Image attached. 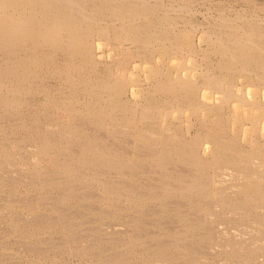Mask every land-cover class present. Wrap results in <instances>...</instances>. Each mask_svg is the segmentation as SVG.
<instances>
[{
  "label": "rangeland",
  "instance_id": "rangeland-1",
  "mask_svg": "<svg viewBox=\"0 0 264 264\" xmlns=\"http://www.w3.org/2000/svg\"><path fill=\"white\" fill-rule=\"evenodd\" d=\"M69 4L68 6H66L65 4H63L60 0L57 1L59 2L61 5H64V7H60L59 9H55V13H58V16H62V14H66L68 15V17L70 18H79L81 19V21L84 20V18L87 19V21H94L93 23L95 22H98V25L96 26L98 28L97 31H95V33L93 32V35H95L93 37L94 40H98V39H102L101 41V48L96 50L94 52V56H90L89 59L87 58H83L82 55L78 54V55H73L71 54V51L68 50V48L65 49V46L63 48H61L60 46H57V45H50V44H47L46 47L44 46H41V45H38L39 48H42V49H33L35 48L34 46L31 45V48H28L27 49V46L30 45L28 43H20V46L18 47V43H15V46H14V43H11L9 47H14V51L12 49V51H8L7 49H4L5 52L2 50H0V52L2 53V56L0 54V64H3V65H7L8 63L12 62V59L14 60V58L16 57L15 60H18L17 61H20V66L18 68V70L20 71H17V73L14 72L13 75H15L16 77H14L13 75H11V73H8L7 75H5L4 73H0V84L2 85L3 83L5 82H8V84H3L2 86L0 85V100L2 101V99H4L3 97L6 96V100H5V103L7 105H5V103L2 101V104L1 105V101H0V157L3 156V158L1 157L0 158V168H2V170L0 169V217L2 216L3 218H0V264H106V260L110 261L112 260V262L114 264H120L119 262L120 261H124L126 260L127 264H131V261H136V262H132V264H135V263H142V264H200L201 261H203L202 264H263L264 263V198L261 197V195L263 196V192L262 191V188L264 190V179H262V182L257 184V185H254V187L256 188L258 186V189L254 188L253 187V182H254V178L253 179H250V177L252 178L254 176L255 173H261L259 174V177H261L260 175H262V177L264 178V168L262 169L261 167H256L255 165H251V167L249 168L250 164H254L256 162H254L256 158H253L252 157V153H249V152H255L257 151L258 148H256L259 144L257 142V140L261 143H264V131H261V136H259V134L256 132L255 130V125L252 123L254 120H250L247 119L246 116H244V113H243V109L242 108H238L236 105L239 104V102L237 101H233V99L236 97L239 98L238 96H242L241 98L242 99H251V100H254V102H257V103H264V72L262 73V71H264V61H263V58L260 61V64L258 65L256 63V60L255 62H251V63H245L239 59H235L232 52L234 50L235 47H233V45H241L242 42L245 40H243V38H249L251 39L249 41V39L245 40L246 42L250 43V42H253L254 38L255 40L257 39L258 40V37H260L259 39L260 40H256L257 42L255 43L257 45V43H261V45H264V0H187L188 1V5L187 8L185 5L183 4H187L186 0H69ZM85 1V2H84ZM97 1V2H96ZM102 1V2H101ZM130 1V2H128ZM163 1V2H162ZM170 1V3H169ZM87 2V3H86ZM91 5H90V3ZM118 2V3H117ZM124 2V4H123ZM125 2L128 3L126 5H129V6H126L125 5ZM152 2V3H151ZM155 2V3H154ZM159 2V3H158ZM165 2V3H164ZM177 2L178 4L176 5ZM41 2H39L38 4H40ZM72 3V4H71ZM80 3V5L78 4ZM97 3V4H96ZM140 3V4H139ZM146 3V4H145ZM152 4L153 6H151L150 4ZM157 3V4H156ZM166 3H169L166 4ZM181 3V4H180ZM85 4V7L84 5ZM86 4H88L87 8H86ZM111 4V5H110ZM141 4L143 6H141ZM165 4V5H164ZM75 7V8H71L70 7ZM76 5V6H75ZM80 7H78V6ZM83 5V6H82ZM97 5H99L97 7ZM105 5V6H104ZM107 5V6H106ZM125 5V6H123ZM158 5V7H157ZM167 5V6H166ZM171 5V7H170ZM174 5H176L175 7L176 8H172L174 7ZM179 5H181L179 7ZM183 5V7H182ZM66 6V7H65ZM91 6V7H89ZM95 6V7H93ZM101 6H104L103 8ZM117 6V7H115ZM134 6V7H133ZM169 6V7H168ZM189 6V7H188ZM208 6V7H207ZM82 7V8H81ZM84 7V9H83ZM89 7V8H88ZM115 7V8H114ZM125 7V8H123ZM130 7V8H129ZM141 9H140V8ZM224 7V8H223ZM41 6L40 5H36L35 6V9L36 10H40ZM65 8V9H64ZM95 8V9H94ZM100 9L98 11V9ZM111 8V9H110ZM126 8H127V11H126ZM159 8V9H158ZM244 8V9H243ZM73 9V10H72ZM90 9H93L90 11ZM102 9H104V12L102 11ZM108 9V11H107ZM113 9H116L113 11ZM133 9V10H132ZM137 9H139L138 11H136ZM152 9V10H151ZM157 9V10H155ZM169 9V10H168ZM175 10L174 12L172 11ZM181 9V14L180 15V10ZM186 9V10H185ZM198 9V10H197ZM69 12H67V11ZM71 10V11H70ZM80 10V11H79ZM120 13H119V11ZM122 10V11H121ZM136 12H135V11ZM160 10V11H159ZM169 11V12H165V11ZM239 10V11H238ZM244 10V11H243ZM54 11L52 10V14H55ZM66 11V12H65ZM82 11L84 14H82ZM89 11V12H87ZM107 11V14L108 15H105V12ZM116 11L119 13L117 14ZM155 11V12H154ZM162 11V13H161ZM179 11V12H178ZM190 11V12H188ZM195 11V12H194ZM228 11V12H227ZM252 11V12H251ZM51 12V11H50ZM80 12V13H79ZM91 12V13H90ZM110 12V13H109ZM131 12V13H130ZM160 12V13H159ZM165 12V13H163ZM176 17H174V14ZM182 12H186L185 14H183ZM194 12V13H193ZM201 12V13H200ZM211 12V13H210ZM89 13V16L88 14ZM93 13V14H92ZM104 13V14H103ZM133 13V14H132ZM151 16V17H149ZM158 13V14H157ZM250 13V14H249ZM74 16H73V15ZM87 16H86V15ZM99 14V15H98ZM103 14V15H102ZM139 14V15H138ZM156 14V15H155ZM177 14V15H176ZM238 14V15H237ZM242 14V15H240ZM38 15H41V14H38ZM96 15V16H95ZM133 15V17H132ZM141 15V16H140ZM147 15L145 18L144 16ZM173 15V16H172ZM180 15V16H179ZM184 15V16H183ZM102 16V17H101ZM105 16V17H103ZM114 16V17H113ZM116 16V17H115ZM132 18H131V17ZM153 16V17H152ZM160 16V17H159ZM213 16V17H212ZM220 16V17H219ZM224 16H226L224 18ZM237 16V17H236ZM248 16V17H247ZM98 17V18H96ZM110 17V18H108ZM112 17V18H111ZM123 17V18H122ZM142 17V18H141ZM180 19H179V18ZM216 17H219V18H216ZM240 17V18H239ZM77 18V19H78ZM99 20V21H96L95 19ZM117 18V19H116ZM119 18V20H118ZM139 18V19H138ZM146 18H150V19H146ZM156 18V19H154ZM186 18V19H185ZM220 18H223L220 19ZM64 19V17H63ZM91 19V20H90ZM102 21H101V20ZM111 19V21H110ZM121 19V21H120ZM127 21H125V20ZM161 19V20H160ZM166 19V20H164ZM189 19V20H187ZM217 19V20H216ZM229 22H228V20ZM237 19V20H236ZM245 19V23L248 24V27H244L246 24L243 23V21L241 20H244ZM257 19V20H256ZM118 21V22H114V21ZM124 20V21H122ZM128 20H130L128 22ZM133 20V21H132ZM138 20V22H137ZM148 20V21H147ZM154 22H153V21ZM161 22H160V21ZM168 20V21H167ZM171 20V21H169ZM181 20V21H180ZM183 20V21H182ZM221 20V21H220ZM226 20V21H224ZM232 20H234L232 22ZM236 20V22H235ZM260 20V21H259ZM104 21V22H103ZM144 23H142V22ZM217 21L220 22L219 26H222L221 28L218 26L217 24ZM240 21V22H239ZM86 22V21H85ZM106 22V23H105ZM108 22V23H107ZM111 22V23H110ZM127 22V24H125ZM139 23L138 25H136L135 23ZM141 22V23H140ZM146 22V23H145ZM148 22V24H147ZM151 22V26L149 25V23ZM164 22V23H163ZM168 22H172L171 24L168 23ZM179 22V23H178ZM216 22V24H215ZM105 23V24H104ZM123 23V24H122ZM154 23V24H153ZM156 23V24H155ZM223 23V24H222ZM227 23V24H226ZM231 23V24H230ZM234 23V25L232 26V24ZM240 23V24H239ZM242 23V24H241ZM96 24V23H95ZM102 24V26H101ZM112 24V25H111ZM125 24V25H124ZM133 24V26L131 25ZM140 24H144V25H140ZM146 24V26H145ZM158 24V25H157ZM169 24V25H168ZM208 24V25H207ZM217 26H215V25ZM108 25V27H106ZM110 25V26H109ZM127 25V26H126ZM183 25V26H182ZM188 25V26H187ZM204 25V26H203ZM101 26V27H100ZM123 26L126 28L128 26H137V29L136 28H132L129 29L131 33V36L130 37V40L128 39L127 37V32L126 33H123V34H120L121 36H119V31L121 32V27L123 28ZM145 26V27H143ZM155 26V27H154ZM165 26V28H164ZM214 26V27H212ZM230 28H228V27ZM100 27V28H99ZM110 27L112 28V30H110ZM142 27V28H141ZM168 27V28H166ZM181 27V28H180ZM186 27H189V30L188 28ZM195 27V29H194ZM215 27H218L219 31L217 28ZM225 29H224V28ZM234 27L236 29H234ZM240 27V28H238ZM244 29H243V28ZM259 29H258V28ZM154 28V29H153ZM159 28H161L159 30ZM176 28V29H175ZM209 28V29H208ZM215 28V30H214ZM254 28H255V32L254 31ZM261 28V30H260ZM135 29V30H134ZM146 29V31L144 30ZM153 29V30H152ZM173 29V31H172ZM184 31H183V30ZM193 29V30H192ZM212 29V30H211ZM224 29V30H223ZM229 29V31H228ZM258 29L260 33H262L260 35V33L258 32ZM119 30V31H117ZM137 30V31H136ZM142 30V31H141ZM152 32H151V31ZM164 32H163V31ZM169 35L166 34L167 31ZM178 30V31H176ZM207 30V31H206ZM218 31V32H215V31ZM223 30L224 32H221ZM231 30L233 31V33H231ZM242 30V31H241ZM245 30V31H244ZM253 30V31H252ZM137 33V35L135 34V32ZM141 31V32H140ZM143 31H144V34H143ZM177 32V33H174V32ZM187 33H186V32ZM193 31V32H192ZM238 31V32H236ZM108 32V34H106ZM129 32V31H128ZM151 32V33H150ZM173 32V33H172ZM192 32V33H191ZM204 32V33H203ZM213 32V33H212ZM215 32V33H214ZM227 32V33H225ZM243 32V33H242ZM250 32V34L248 33ZM110 33V34H109ZM113 33V34H112ZM134 33V34H133ZM146 33H149V34H146ZM155 33V34H154ZM161 33L165 34L163 37V34L162 36ZM179 33H185L187 34V36L189 38H187L188 41H186V44L185 45H181V46H176V45H180V40H178V38L180 37L179 36ZM197 33L195 36L194 34ZM219 33V34H218ZM223 33H225L223 35ZM238 33V35H237ZM240 33V34H239ZM254 35H252V34ZM257 33V34H256ZM125 34V36H124ZM133 34V36H132ZM139 34V36H138ZM141 34V35H140ZM159 34V35H158ZM177 34V35H176ZM209 34V36H208ZM210 34H214L213 36L210 35ZM230 34H233V35H230ZM247 34V36H246ZM256 34V35H255ZM143 35V36H142ZM156 35L157 38L159 37H163L162 39L159 38L158 40L155 39L156 37H154ZM174 35L176 36H179V37H173ZM219 35V36H218ZM229 35V36H228ZM235 37H232L234 36ZM238 39H237V36H239ZM259 35V36H258ZM103 36V37H102ZM106 38H105V37ZM194 36V37H192ZM211 36V37H210ZM215 36V38H214ZM226 36H228L227 38H225ZM245 36V37H244ZM91 37V38H92ZM100 37V38H99ZM102 37V38H101ZM108 37V39H107ZM115 37V38H114ZM118 37V38H117ZM127 37V41L125 40V38ZM133 37H135L134 39H132ZM142 37V38H141ZM144 37V38H143ZM146 37V38H145ZM202 37V38H201ZM222 37V38H221ZM230 37V38H229ZM253 37V38H252ZM104 38V39H103ZM117 41L115 42L114 39ZM121 38V39H119ZM124 38V39H123ZM141 38V39H140ZM147 38H151V39H147ZM170 38H173V39H170ZM193 38V39H192ZM199 38V39H198ZM229 38V39H228ZM263 40H262V39ZM92 39V40H93ZM122 39L124 41H122ZM135 39H138L137 42H134L136 41ZM146 39V40H145ZM154 39V40H153ZM167 39V40H166ZM170 39V40H169ZM180 39V38H179ZM213 39V40H212ZM217 39V40H216ZM220 39V40H218ZM224 39V40H223ZM227 41H226V40ZM242 39V40H241ZM105 40V41H103ZM134 40V41H133ZM142 40V41H141ZM145 40V42H143ZM150 40V42H149ZM164 40V41H162ZM229 40V41H228ZM230 40H232V42H230ZM237 40V41H236ZM254 40V41H255ZM109 41V42H108ZM152 41L154 42L152 44ZM157 41V42H156ZM171 43V46L170 48L168 47ZM177 41L179 43H177ZM216 41V43H215ZM224 41V42H222ZM243 42V43H246V42ZM106 42V44L104 43ZM111 42V43H110ZM121 42V43H119ZM124 44H123V43ZM128 42V43H127ZM140 42V43H139ZM143 42V43H141ZM149 42V43H148ZM163 42V43H162ZM167 42V43H166ZM177 44H176V43ZM193 42V43H192ZM203 42V43H202ZM222 42V43H220ZM230 42V43H228ZM239 42V43H238ZM110 43V44H109ZM215 43V44H214ZM224 43V45H223ZM235 43V44H234ZM238 43V44H237ZM109 44V45H108ZM114 44V45H113ZM117 44V46H115ZM139 44V45H137ZM152 46H151V45ZM167 44V45H166ZM187 44H189V47L187 46ZM202 44V45H201ZM226 44V45H225ZM230 44V45H229ZM106 45V46H105ZM113 48H111L112 46ZM129 48H127L128 46ZM140 45L142 46L140 48ZM161 45V47H160ZM164 45V46H162ZM192 45V46H191ZM197 45V46H196ZM209 45V46H208ZM214 47H213V46ZM221 45V46H220ZM24 46V47H22ZM26 46V47H25ZM41 46V47H40ZM55 46L57 47V49L55 48ZM133 46V47H132ZM139 46V47H138ZM150 46V47H149ZM156 46V47H155ZM159 46L160 51L159 49H157V51H155L154 49L157 48ZM222 46H225V47H222ZM232 46V48L230 47ZM258 46V45H257ZM33 47V48H32ZM37 47V46H36ZM49 47V49H48ZM116 47L117 49L115 50ZM123 47V49H122ZM153 47V48H151ZM155 47V48H154ZM175 49H174V48ZM179 47H183L182 49L179 48ZM194 47V48H193ZM212 47V49H211ZM230 47V48H229ZM17 48H18V51H17ZM25 48V49H24ZM47 48V49H46ZM60 48L62 50H60ZM121 48V49H120ZM138 48V49H137ZM140 48V49H139ZM152 50H150V49ZM196 48V49H195ZM204 48V52L202 51ZM228 48V49H227ZM264 48V46H263ZM104 49V50H103ZM113 49V50H112ZM144 49V50H143ZM147 49V50H146ZM165 49V50H164ZM168 49V50H167ZM184 49V50H183ZM187 49V50H186ZM195 49V51H194ZM208 49V50H207ZM230 49V50H229ZM10 52V54L7 52ZM16 50V51H15ZM24 50V51H23ZM29 52H28V51ZM34 50V51H33ZM37 50V51H35ZM42 50V51H41ZM57 50V51H56ZM64 50V51H63ZM101 50V51H100ZM114 50L116 52H114ZM123 50V51H122ZM137 50H141V51H136ZM164 50V51H162ZM190 52H189V51ZM198 50V51H197ZM201 50V51H200ZM232 50V51H231ZM261 50V46L259 48V51ZM4 54H3V52ZM26 51V52H25ZM45 53H44V52ZM61 51H63L61 53ZM70 53H69V52ZM113 51V54L111 52ZM135 53H134V52ZM144 51V53H143ZM146 51V52H145ZM149 51V52H148ZM154 56L151 55V52ZM159 51V52H158ZM181 51V52H180ZM184 51V52H183ZM186 51V52H185ZM13 52H17V53H13ZM25 52V53H24ZM34 54H33V53ZM38 52V53H37ZM50 53V56L48 55V53ZM55 54H54V53ZM60 52V53H59ZM67 54H66V53ZM122 52V53H121ZM130 52V53H129ZM133 52V54L131 53ZM139 52V53H138ZM141 52V53H140ZM148 52V53H147ZM158 52V54H157ZM163 52H164V55H163ZM199 52V53H198ZM201 52V53H200ZM203 52V53H202ZM213 52V53H212ZM215 52V53H214ZM224 52V53H223ZM262 52V54H264V51H260ZM31 53V54H30ZM37 53V54H36ZM42 53V54H41ZM52 53V54H51ZM123 53H126L129 54V56L124 54L123 56ZM155 53V54H154ZM174 53V54H173ZM190 53V54H189ZM6 54L7 58H10V59H7L6 56H4ZM15 54V55H14ZM16 54H19V55H16ZM23 54L24 57H26V61L24 62V59L25 58H21L23 56H21ZM25 54V55H24ZM29 54V56H27ZM33 54V55H32ZM44 54V55H43ZM64 54V55H63ZM67 56H66V55ZM71 57H70V55ZM131 54V55H130ZM143 54V56L141 55ZM150 54V55H149ZM161 54V55H160ZM170 54V56H169ZM181 58H179V55ZM185 56H184V55ZM209 54V55H208ZM230 54V55H228ZM38 55V58L40 57V55H42L39 59L40 61L38 62L37 64V67L40 65L42 68H40V66L38 68H36V64L34 63V60H32V58H34L35 56L37 57ZM52 55V56H51ZM63 55V56H62ZM93 55V54H92ZM133 55V56H132ZM140 55V56H139ZM164 56V57H161V56ZM183 55V56H182ZM197 55V57H196ZM201 55L205 56V60L203 61V56L201 57ZM211 55V56H210ZM214 55V56H213ZM12 56V57H10ZM20 56V57H19ZM76 56V59L73 58ZM96 56V57H95ZM172 56V57H171ZM177 56V57H175ZM207 56V58H206ZM209 56V57H208ZM220 56V57H219ZM231 56V57H230ZM233 56V57H232ZM45 58H49L51 60L47 59L45 60ZM80 57V58H79ZM91 57H93L91 59ZM100 59H98V58ZM112 57V58H111ZM122 57V58H120ZM123 57H126V58H123ZM161 57L160 61H158V58ZM169 57V58H167ZM191 57V58H190ZM225 57V58H223ZM229 57V58H228ZM6 60H4V59ZM31 60V62L33 63H30L28 66L29 68H27L28 66L25 64H27V62H29V59ZM43 58V59H42ZM74 59V61L72 62V60ZM106 60H105V59ZM110 58V59H109ZM152 58V59H151ZM154 58V59H153ZM167 58V59H166ZM179 58V61L178 59ZM212 60H211V59ZM219 58V59H218ZM234 58V59H233ZM22 59V60H20ZM69 59V60H68ZM88 60L83 62V60ZM104 59V61H103ZM114 59V60H113ZM121 59V60H120ZM150 59V60H149ZM157 60L156 62H154V60ZM184 59H186L185 61H183ZM199 59V60H198ZM217 59V60H216ZM221 59V61H220ZM224 59V60H223ZM227 59V61L225 60ZM230 59V60H228ZM3 62H2V61ZM9 60V61H8ZM11 60V61H10ZM41 60L43 62H41ZM76 60V62H75ZM134 60V61H133ZM145 60V61H144ZM153 60V61H152ZM164 60V61H163ZM7 63H5V62ZM47 64H44L45 62ZM62 61H66V62H62ZM71 61V62H70ZM80 61V63L78 64V62ZM119 61V62H118ZM152 63H151V62ZM165 61L167 63H165ZM199 61V62H198ZM219 61L221 63H219ZM224 61V62H222ZM24 62V64L22 63ZM62 62V63H61ZM91 62V64H90ZM97 62V64L95 63ZM100 62V63H99ZM102 62H106L105 64L102 63ZM108 62V63H107ZM125 62V63H124ZM141 62V63H140ZM162 62V63H161ZM183 62V63H181ZM202 62V63H201ZM5 63V64H4ZM50 63V64H49ZM52 63V64H51ZM65 63V64H64ZM68 63V64H67ZM72 63V64H71ZM111 63V64H110ZM121 63V64H119ZM154 63H157L154 65ZM164 63V64H163ZM177 63H179V65H177ZM209 63V64H208ZM224 63V64H223ZM35 64V67L32 66ZM76 64V68L73 67L72 65ZM82 64V65H81ZM97 66V68H95V66ZM100 64V65H99ZM107 64V65H106ZM109 64V65H108ZM164 66L163 68L162 65ZM184 64V65H183ZM199 64V65H198ZM235 64V65H234ZM241 64V65H240ZM255 64V65H254ZM22 65V66H21ZM53 65V66H51ZM66 65H68L69 67H67ZM71 65V66H70ZM83 67V69L80 67ZM91 65V67H90ZM93 65V67H92ZM119 65V66H118ZM123 65V66H122ZM129 65V66H128ZM166 65V67H165ZM168 65V66H167ZM189 67H193L192 68H188L187 66ZM203 65V66H202ZM209 65V66H208ZM233 65V66H232ZM238 65V66H237ZM240 65V66H239ZM244 65V66H243ZM253 65V66H251ZM258 65V66H257ZM262 65V66H261ZM44 66V67H43ZM45 66H47L45 68ZM78 66V68H77ZM115 66V67H114ZM152 66V67H151ZM156 66H157V69H156ZM175 66V67H174ZM186 68H185V67ZM195 66V68H194ZM202 66L200 69L199 67ZM205 66V67H204ZM225 66V67H224ZM24 67H26L27 69L29 70H32V71H29L27 69H25ZM33 67V68H32ZM51 67V68H50ZM66 67V68H64ZM104 67V68H103ZM109 67V69H107ZM112 67V68H111ZM118 67V68H117ZM155 67V68H153ZM171 67V68H170ZM206 69H204V68ZM209 67V68H208ZM232 67H235L232 69ZM243 70H242V68ZM23 68V69H22ZM48 69L47 71L45 69ZM60 68V69H58ZM64 68V69H63ZM72 68V70H71ZM94 70H93V69ZM111 68V69H110ZM151 68V69H150ZM161 68V69H160ZM177 68H179L177 70ZM182 68V69H181ZM188 68V69H187ZM198 68V69H197ZM245 68V69H244ZM251 68V69H250ZM259 68V69H258ZM42 69V70H41ZM63 69V70H62ZM67 69H69L68 71H66ZM74 69V71H73ZM76 69V70H75ZM82 69V70H81ZM106 69V70H105ZM126 69V70H125ZM130 69V70H129ZM149 70L147 72V70ZM162 71V73L166 74V75H163L161 72L158 71ZM166 69V70H164ZM174 69V70H173ZM190 69V70H189ZM199 71H197V70ZM201 69H202V72H201ZM216 69V70H215ZM226 69V70H225ZM249 69L248 72H246L247 70ZM256 69V71L254 70ZM27 70V71H25ZM53 70V71H52ZM57 70V71H55ZM59 70V71H58ZM62 70V71H60ZM88 70V72L86 71ZM91 70V71H90ZM96 70V71H95ZM119 71L118 73L115 74V72ZM152 70V72H151ZM154 70V72H153ZM164 70V71H163ZM176 70V71H175ZM224 70V71H223ZM232 70V71H230ZM254 70V71H253ZM25 73H23V72ZM51 71V72H50ZM64 71V72H63ZM82 71V72H81ZM114 71V72H112ZM121 71V72H120ZM130 71V72H129ZM157 71V73H156ZM168 73H167V72ZM214 71V75L215 76H218V79L217 77L214 78V79H217V80H213V77L214 75L212 74V72ZM229 71V72H227ZM259 73H258V72ZM19 72V73H18ZM49 72V73H48ZM67 72V73H65ZM73 72V73H72ZM80 72V73H79ZM91 72V73H90ZM110 72V75L107 74V73ZM127 72V73H126ZM136 72V73H135ZM170 73V75H168ZM205 72V73H204ZM225 72V73H224ZM244 72V73H243ZM246 72V73H245ZM254 72V73H253ZM53 74V76H51L50 74ZM57 73V74H56ZM59 73L61 76H59ZM64 73V74H62ZM78 75H77V74ZM134 73V74H133ZM142 73V75H141ZM150 73V75H149ZM162 75H160V74ZM200 73V75H199ZM208 75H207V74ZM216 73V74H215ZM218 73V74H217ZM224 73V74H223ZM227 73V74H226ZM257 73V75H255ZM4 74V75H3ZM19 76L20 74L23 75L21 77V75L18 77L17 75ZM32 74H35V79H33V75ZM37 74V75H36ZM48 76H47V75ZM71 74V75H70ZM82 74V75H81ZM90 74V76H89ZM112 74V75H111ZM114 74V75H113ZM123 74V75H122ZM129 74L131 75H135V79H137L135 82L136 85H130L128 84L127 82H125V80L127 79L128 76H130ZM139 74V75H138ZM177 74V75H176ZM203 74L205 76H203ZM234 74V75H233ZM27 75V76H26ZM29 75V76H28ZM42 75V76H41ZM51 77H50V76ZM65 75V76H64ZM66 75H68V77L66 78ZM81 75V76H80ZM86 75V76H85ZM88 75V76H87ZM107 75V76H106ZM122 75V76H121ZM160 75V76H159ZM175 75V76H174ZM213 75V76H212ZM221 75V76H220ZM230 75V76H229ZM236 75V76H235ZM238 75V76H237ZM248 75V76H247ZM2 76V77H1ZM5 76H8V77H5ZM12 76H13V79H12ZM28 80H26V78ZM31 76H32V79H31ZM41 78H40V77ZM64 76V77H63ZM71 76H73L71 78ZM85 76V77H84ZM98 76V77H97ZM104 76V77H103ZM119 76V77H118ZM126 76V77H125ZM156 78L154 79L153 78ZM163 76H164V79H163ZM178 76V77H177ZM189 76V77H188ZM200 76V78H198ZM210 76V77H209ZM223 76V77H222ZM228 76V77H226ZM244 76V77H243ZM247 76V77H246ZM254 79H252L253 77ZM257 76V77H256ZM259 76V77H258ZM4 77H5V80H4ZM60 77V78H59ZM70 77V78H69ZM81 77H83V79H81ZM88 77V78H87ZM90 77V78H89ZM106 77V78H105ZM161 77V78H159ZM197 77V78H196ZM222 77V78H221ZM230 77V79H229ZM237 77V78H236ZM249 77V78H248ZM3 78V79H2ZM7 78H11L9 79V81H6L8 80ZM19 78H22L21 80ZM102 78V79H101ZM105 78V80H103ZM112 79L111 82L110 80L108 81L107 79ZM150 80H149V79ZM158 78V79H157ZM170 78V79H169ZM174 78H177V79H174ZM183 78L185 80H183ZM191 78V79H190ZM237 80H236V79ZM263 78V79H261ZM16 79V81H15ZM25 79V80H24ZM31 79V80H30ZM65 79V80H64ZM68 83L70 82L71 85H73L72 81L76 82L74 84V86L72 87L71 85H68ZM70 81H69V80ZM74 79V80H72ZM77 79H79L77 81ZM81 79V80H80ZM87 79H90V80H87ZM96 81H95V80ZM100 79V80H99ZM120 79V80H119ZM122 79V81H121ZM140 79V80H139ZM142 79V80H141ZM161 79V81H160ZM166 79V80H165ZM167 79L170 81L172 80L174 83L179 81L180 83H176L177 85H175V87L178 89V92L176 90V88H173V91L176 90V94H174L173 91H167V94H166V91L163 92V90L159 89V87L156 88V86H158V84L162 81H167ZM179 79V80H178ZM189 79V80H188ZM194 79V80H193ZM204 79V80H203ZM224 79V80H222ZM241 79V81L239 80ZM256 79V80H255ZM19 80V81H17ZM61 80H64L62 82ZM85 80V84L83 83ZM99 82H98V81ZM107 80V83H105ZM121 81V85L120 86H115L113 85V81ZM139 80V82H138ZM156 80V81H154ZM196 80V81H195ZM212 80V81H211ZM219 80H222V81H219ZM231 80V81H230ZM234 80V81H233ZM247 80V81H246ZM254 82V85L258 83V88H256L257 86H253V82ZM255 80V81H254ZM258 80V82H257ZM13 81V82H12ZM15 81V82H14ZM21 81V82H20ZM27 83H25V82ZM31 81V82H30ZM83 81V82H82ZM147 83H146V82ZM170 81V82H172ZM184 81V83L182 82ZM189 81H192V82H189ZM201 81V82H200ZM206 81V83H205ZM230 81V82H229ZM233 81V83H232ZM246 81V82H245ZM249 81V82H248ZM23 82V83H22ZM38 82H39V85H38ZM81 83V87L78 85L79 83ZM89 82V83H88ZM91 82H93L95 84V86H97L98 88H100L99 90H96L98 89L97 87H95L93 85V83L91 84ZM103 82V84L105 83L104 85V88H106L104 90L103 88V85L100 83ZM111 83V84H108V83ZM143 82V83H142ZM145 82V83H144ZM152 82V84L150 85V83ZM153 82H155V84H153ZM187 82L191 83L192 86L189 88L187 84ZM197 82H200V83H197ZM221 83L220 85L222 86V88L218 89L217 88H214L213 86L216 85L215 83ZM235 82L237 84H235ZM241 82V83H240ZM247 84H245V83ZM252 84H251V83ZM11 83H12V86H11ZM14 83V84H13ZM33 83V85L31 84ZM36 83V84H35ZM69 83V84H70ZM97 83V84H96ZM203 83L205 84H209V85H203ZM224 83V84H223ZM243 83L245 85H243ZM31 86H29V85ZM140 84V85H139ZM147 84V85H146ZM149 84V85H148ZM183 84V86L181 85ZM190 84V85H191ZM235 84V85H234ZM262 84V85H261ZM5 85V86H4ZM19 86L22 85L20 88L19 87H15V86ZM24 85V86H23ZM62 85V87H61ZM66 85V86H65ZM77 85V86H76ZM84 85L86 87H84ZM93 85V89H91V87L89 86H92ZM111 85V86H110ZM113 85V86H112ZM128 85V86H127ZM146 85V86H145ZM195 85V87H194ZM233 85V87H231ZM11 86V88L9 87ZM36 86V87H34ZM42 86V87H41ZM64 86V87H63ZM75 86H76V89H75ZM102 86V87H101ZM136 86V87H135ZM141 86V87H140ZM150 86H152V89L150 88ZM155 86V88H154ZM229 86V87H228ZM242 86V87H241ZM263 86V87H262ZM2 87V89H1ZM6 87V88H5ZM16 89H15V88ZM29 87V88H27ZM31 87V88H30ZM67 87H70V88H73L75 91H74V94H76V96L80 99H78L74 94H73V89H70ZM112 87V88H110ZM116 87V88H115ZM122 87V88H121ZM126 89H125V88ZM134 88L136 91L134 92V94L132 93L131 91V88ZM149 87V88H148ZM185 87V88H184ZM189 89H187V88ZM201 87V88H200ZM206 87V88H205ZM208 87V88H207ZM211 87V88H210ZM213 87V88H212ZM225 87V88H223ZM228 87V91L230 89L231 93L230 95H228L230 98L234 96V98H231L232 100L229 101L228 103V107H227V103H223L222 105H219V101L217 100L216 96H220L221 94H223L222 92H219V93H215V94H212V91H225V89ZM262 87V88H261ZM14 88V89H13ZM21 89L20 92L21 94H19V92L17 91L18 89ZM35 88V90H34ZM42 88V89H41ZM45 88V89H44ZM80 88V89H79ZM90 89L89 91L87 89ZM96 88V89H95ZM118 88V89H117ZM120 88V89H119ZM124 88V89H123ZM130 88V89H129ZM141 88V89H140ZM143 88V89H142ZM148 88V90H147ZM260 88V89H259ZM6 89V90H5ZM10 89H13V93H10L11 90ZM23 89V90H22ZM24 89L26 91H24ZM29 89V90H28ZM52 89V90H51ZM64 89V90H62ZM85 91H84V90ZM114 91H112V90ZM125 91H123V90ZM133 89V90H134ZM139 89V91H138ZM145 89V91H144ZM159 89V90H158ZM194 89L196 92H194ZM200 89V90H199ZM211 89H213L211 91ZM218 89V90H217ZM233 89V90H232ZM235 89V90H234ZM9 90V91H7ZM15 90L17 92H15ZM47 90V91H46ZM56 90V91H55ZM72 90V91H71ZM80 90V91H79ZM101 90V91H100ZM103 90V91H102ZM108 90V91H107ZM111 90V92H109ZM117 90V91H116ZM119 90V91H118ZM122 90V91H121ZM151 90H154V91H151ZM204 90L207 91L208 95H210L211 98L209 99H206L205 102H203V92ZM242 90V91H241ZM260 90V92H259ZM7 91V93H6ZM29 91V92H27ZM36 91V92H35ZM41 93H40V92ZM68 91V92H67ZM70 91V92H69ZM83 91V92H82ZM87 91V92H86ZM108 93V94H105L104 93ZM151 91V92H150ZM157 91V94L155 93ZM187 91V92H186ZM192 91V93L190 92ZM211 91V92H210ZM226 91V92H228ZM235 92L236 94H233V92ZM254 91V93L252 92ZM258 91V92H256ZM27 92L26 95H23ZM31 92V93H30ZM33 92V93H32ZM35 92V93H34ZM39 92V93H38ZM43 92V93H42ZM76 92V93H75ZM128 92V93H127ZM141 92H143V96L142 94H140ZM146 92H148L149 94H147ZM170 92V93H169ZM173 92V93H172ZM184 92V93H183ZM191 95H186V93ZM243 92V93H242ZM60 95H59V94ZM63 95H62V94ZM71 93V94H70ZM87 93V94H86ZM110 93V94H109ZM147 95H146V94ZM163 93V94H161ZM194 93V94H193ZM197 93V94H196ZM259 94V95H256V94ZM13 94V95H11ZM43 94V95H42ZM67 94L69 95H74V96H68ZM88 94L91 96V98L89 99L90 96H88ZM92 94V95H91ZM103 94V95H102ZM114 94V97L112 95ZM118 94V95H117ZM144 94H145V97H144ZM153 94V95H152ZM161 94V95H160ZM178 94V96H177ZM182 95L181 98H179L180 96ZM238 94V96H237ZM8 95V96H7ZM19 95V96H18ZM23 95V96H22ZM29 97H28V96ZM32 95V96H31ZM34 95V96H33ZM46 95H48V99L46 97ZM50 95V96H49ZM65 95V96H64ZM94 95V97H93ZM107 95V96H106ZM116 95V96H115ZM138 95V96H137ZM153 97H152V96ZM163 95V96H162ZM180 95V96H179ZM185 95V96H184ZM193 95H197V97L195 96V98L193 97ZM233 95V96H232ZM245 97H244V96ZM12 96V97H10ZM15 96V99H14V102L16 103L17 102V107L18 109H16L14 106H15V103L13 102L12 98H14ZM17 96V97H16ZM21 96V97H20ZM37 96V97H36ZM83 96V97H82ZM96 96H97V99H96ZM101 96V97H100ZM105 96V97H104ZM122 96V98H121ZM150 96V97H149ZM172 96V97H171ZM187 96V97H186ZM2 97V98H1ZM42 99H41V98ZM53 97V100L51 101L50 99H52ZM55 97V98H54ZM100 97V98H99ZM107 97V98H106ZM127 97H128V100H127ZM143 97V98H142ZM149 97V98H148ZM162 97V98H161ZM171 97V98H170ZM175 98V101L172 100ZM191 97H193L194 99H192ZM37 98V99H36ZM46 98V99H45ZM50 98V99H49ZM68 98H74L75 101H77V103H74L75 101L74 100H70L72 103H69V99ZM106 100V101H104ZM109 98V99H108ZM120 98V99H119ZM157 98V99H155ZM198 98V99H197ZM253 98V99H252ZM260 98V100L258 99ZM8 99H9V102H8ZM10 99L12 100V104L10 103ZM19 99L20 102H18L17 100ZM24 99V102L22 100V105H21V100ZM56 99V100H55ZM89 99V100H88ZM113 99V102H111ZM125 99V100H124ZM150 101H149V100ZM152 99V100H151ZM170 99V101L168 100ZM182 101H180V100ZM16 100V101H15ZM29 100V101H28ZM37 102H36V101ZM42 102H41V101ZM46 100L47 101V104H46ZM61 100V101H60ZM62 100H66L64 101V103L66 104H63ZM83 103H81L80 101ZM85 100V101H84ZM88 100V101H87ZM94 100V101H92ZM115 100V101H114ZM119 100V101H118ZM145 100V101H144ZM157 100V101H156ZM172 100V101H171ZM191 101V103L188 101ZM198 102H197V101ZM212 100V102L210 101ZM7 101V102H6ZM39 101V102H38ZM51 101V102H49ZM53 101H54V106H53ZM69 101V102H68ZM84 101V102H83ZM99 101L98 104H96L97 102ZM104 101V102H103ZM107 101L110 103H107ZM125 101V102H123ZM128 101V102H126ZM131 101V102H130ZM135 101V102H134ZM153 101V102H151ZM162 101V102H161ZM169 101V102H168ZM184 101V103H183ZM34 102V103H33ZM41 102V104H40ZM80 104H79V103ZM88 102V103H87ZM90 102V103H89ZM95 102V104H93ZM130 102V103H129ZM133 102V103H132ZM137 102V103H136ZM146 102V103H145ZM176 102V103H175ZM197 104H196V103ZM207 102V103H206ZM249 102V101H248ZM245 103L248 105L249 103ZM18 103L20 104V107L18 106ZM38 103V104H36ZM44 103V104H43ZM50 103V104H49ZM104 103V104H103ZM109 104V105H106ZM118 103V105L116 104ZM122 103V105L120 104ZM141 103V104H139ZM144 103V106H142L141 110H140V105H143ZM152 103V104H151ZM159 103V104H158ZM194 103V104H192ZM199 103V104H198ZM210 103V104H209ZM10 104V105H9ZM26 104V105H25ZM28 104V106H27ZM43 104V105H42ZM71 104V105H70ZM78 104V105H77ZM94 105L92 106L94 109H99L98 107H100V105L105 107H100V110L102 109V112L96 116L97 114H93V115H90L88 114L86 116L85 111H87L86 107L88 106H91V105ZM112 104V105H111ZM115 104V105H114ZM121 106H120V105ZM124 104V106H123ZM129 104V105H128ZM131 104V105H130ZM137 104V105H136ZM166 104V105H165ZM183 104V106H182ZM185 104V105H184ZM187 104L189 105V107L187 106ZM214 104V105H212ZM226 104V105H225ZM33 105V106H32ZM36 108H35V106ZM45 105V106H44ZM53 107H52V106ZM60 105V106H59ZM63 105H67V106H63ZM85 105V107H84ZM106 105V106H105ZM128 105V106H127ZM133 105H135L136 107H134ZM159 105V106H157ZM163 105V107H162ZM193 106L191 107V106ZM197 105V106H196ZM200 105V106H198ZM204 105V106H203ZM212 106V108H215L216 111H220L219 113H217V116L215 115V113H211L210 115L208 114H205L203 113L202 110L199 111V108L201 109L202 107H206V106ZM5 107V108H2V107ZM7 106V108H6ZM9 106V107H8ZM11 106V107H10ZM24 106V107H23ZM27 106V107H26ZM39 106V107H38ZM43 108H42V107ZM57 106V110L55 109ZM64 108H63V107ZM108 106V107H107ZM117 106V107H116ZM180 107V108H176V107ZM14 107V108H13ZM52 110H51V108ZM113 107V108H112ZM117 108V110L115 108ZM145 107H151L149 108L150 110H148V114L149 115H146L144 117H142L141 114H143L142 112L144 111L143 108ZM160 107V108H159ZM171 109L169 110L168 108ZM175 107V108H174ZM182 107V108H181ZM184 107V108H183ZM187 107V108H186ZM197 107V109H195ZM199 107V108H198ZM227 107V108H226ZM11 108V109H9ZM31 108V109H30ZM35 108V109H34ZM48 108V109H47ZM50 108V109H49ZM60 108V109H59ZM78 109V112H82L81 116L79 117H83L85 116L86 118H78L77 116V109ZM80 108V110H79ZM110 108V109H109ZM130 108V109H129ZM135 108H137L135 110ZM159 108V109H158ZM162 108V109H161ZM165 108V109H163ZM174 108V109H173ZM193 108V109H191ZM220 108V109H219ZM230 108V109H229ZM3 109V110H2ZM6 109V111L4 112V110ZM8 109V111H7ZM15 109V110H14ZM37 109V110H36ZM43 109L44 112H43ZM64 109V110H63ZM67 109V110H66ZM72 109H74L75 111H71ZM115 109V110H114ZM127 109V110H126ZM153 109V110H152ZM180 109H183V110H180ZM222 109V110H221ZM10 110V111H9ZM42 110V112H40ZM66 110V111H65ZM70 112H69V111ZM109 110V111H108ZM138 110V111H137ZM161 110V111H160ZM187 113H186V111ZM195 110V112H194ZM23 111V112H22ZM26 111V112H25ZM63 111H64V114H63ZM106 111V112H105ZM113 111V112H112ZM122 111V112H121ZM125 111V112H124ZM137 111V112H135ZM154 111V112H153ZM157 111V112H156ZM189 111V113H188ZM193 111V113H192ZM19 112V114L17 113ZM22 112V113H21ZM54 114H50V113H53ZM68 112V113H66ZM116 112L118 114H116ZM140 112V113H139ZM161 112V113H160ZM185 112V113H184ZM199 112V114H198ZM231 112V113H230ZM3 113V114H2ZM32 113V114H30ZM42 113V114H41ZM56 113H59V114H56ZM113 113V114H112ZM130 113V114H129ZM136 113V114H135ZM173 113V115H172ZM177 113V114H176ZM197 113V114H195ZM223 113V114H222ZM235 113V114H234ZM242 113V114H241ZM8 116L6 117L5 116ZM9 114V115H8ZM12 114V115H11ZM16 114V115H15ZM30 114V115H29ZM55 114H56V119H55ZM67 114V115H66ZM71 114V115H70ZM72 114H74L72 116ZM109 114V115H108ZM112 114V115H111ZM156 114V116H155ZM179 114V115H178ZM186 116H185V115ZM194 114V115H193ZM226 114V115H225ZM230 114V116H229ZM232 114V115H231ZM241 114V115H240ZM4 115V116H3ZM14 119H12V117ZM15 115V116H14ZM19 115V116H17ZM20 115H22V117L20 118ZM25 115V116H24ZM37 117H35V116ZM63 115V118L65 117V119H62ZM72 116V119L70 118V116ZM105 115V116H104ZM115 115V116H114ZM129 115V116H128ZM153 115V116H151ZM159 115V118H157ZM184 115V116H183ZM192 115V116H191ZM209 117H208V116ZM236 115V116H235ZM238 115V117H237ZM17 116V118H16ZM31 116V117H30ZM67 116H69V118H67ZM91 116V117H89ZM92 116H95L92 117ZM103 116V117H102ZM106 116H110L111 118L114 117V118H105ZM117 116V117H116ZM123 116L125 118H123ZM133 116V117H132ZM136 116V117H134ZM162 116V117H160ZM175 116V118H174ZM191 116V117H190ZM198 116V117H197ZM202 116V118L200 117ZM214 116H216L218 118V121L217 119L214 121ZM219 116V117H218ZM222 116V117H221ZM225 116V117H224ZM4 119H2V118ZM29 117V119H28ZM88 117V120H84V119H87ZM98 117V118H96ZM100 117V118H99ZM122 119L120 120L119 119ZM141 119H139V118ZM148 117V118H147ZM169 117V118H168ZM221 117V118H220ZM230 117V118H229ZM236 117V119H235ZM16 118V119H15ZM33 118V119H31ZM39 118V119H38ZM53 118V119H52ZM59 120H58V119ZM77 118V119H76ZM92 120H90V119ZM117 120H114L116 119ZM128 118V119H127ZM133 118L136 120H133ZM139 121H138V119ZM146 118V119H145ZM152 118V119H151ZM160 118H162L160 120ZM171 118V119H170ZM209 118V119H207ZM214 118V119H213ZM229 118V121L227 120ZM243 118V120L241 119ZM7 119V120H6ZM20 119L23 120V124L21 122V120L19 121ZM34 119H38V121L35 120V122H33ZM51 119V120H50ZM62 119V120H61ZM70 119V121H69ZM78 120L77 122L74 123L75 120ZM105 119V120H104ZM119 119V120H118ZM131 119V121H130ZM148 119V120H147ZM181 119V120H180ZM197 119H201L200 121L197 120ZM205 120V121H202ZM207 119V120H206ZM212 119V120H211ZM247 119V120H245ZM13 120V122H12ZM16 120V122L14 121ZM32 120V121H31ZM74 120V121H73ZM96 120H97V123H96ZM102 121V125L99 124ZM108 120V122H107ZM125 120V121H123ZM142 123H141V121ZM146 120V121H145ZM158 120V121H157ZM169 120V121H168ZM173 120V121H172ZM178 120V121H177ZM180 120V121H179ZM188 120V121H187ZM209 120V121H208ZM227 122H226V121ZM241 120V121H240ZM4 121V122H3ZM8 121V123H6ZM10 121V122H9ZM27 121V122H26ZM42 121V122H41ZM55 121V122H54ZM61 121V122H59ZM69 121V122H68ZM73 121V122H72ZM82 121V122H80ZM104 121V122H103ZM131 123H130V122ZM135 121V122H133ZM145 121V122H144ZM153 121V122H152ZM156 121V122H154ZM161 121V122H160ZM163 121H165L167 123V125H163ZM186 121V122H185ZM198 121V122H197ZM248 121V122H247ZM68 124L67 126H65L66 124ZM90 125H89V123ZM106 122L109 124V127H107L106 125ZM113 122V123H112ZM122 122V123H121ZM149 122V123H148ZM157 122H160L161 125H159V123L157 124ZM181 122V123H180ZM193 122V124H192ZM201 122V123H200ZM208 125H207V123ZM212 122V124H211ZM237 122V123H236ZM21 125H20V124ZM41 123V124H40ZM48 123V124H47ZM55 123V124H54ZM63 123V124H61ZM78 123V124H77ZM80 123V124H79ZM92 123V125H91ZM96 123V125H95ZM111 123H112V126H111ZM116 123V124H115ZM124 123V124H123ZM151 123V124H150ZM153 123H156V124H153ZM206 123V124H205ZM218 127H216L217 125ZM228 125H227V124ZM4 124V125H3ZM20 127L18 128L19 125ZM27 124L29 126H27ZM35 124H38L36 126H38V128L36 127H33L35 126ZM71 124V128L74 133L73 135L71 136H67L66 137V129L67 127L69 128V125ZM75 124V126L73 125ZM85 124V125H84ZM104 124V125H103ZM119 124V125H118ZM135 124V125H133ZM145 124V125H144ZM150 124V125H149ZM182 126H181V125ZM192 124V125H191ZM196 124V125H194ZM223 124V125H222ZM238 124V125H237ZM242 124V126L240 125ZM3 125V127H2ZM14 125V126H13ZM23 125V127H22ZM53 125V126H52ZM81 125H83L81 127ZM116 127H119L116 128ZM124 125V126H123ZM130 125V126H129ZM137 125V127L135 128V126ZM142 127H141V126ZM149 125V126H148ZM153 125V126H152ZM198 125V126H197ZM215 127H214V126ZM5 126V127H4ZM16 126V127H15ZM25 126V127H24ZM46 127L47 126V129L44 130V128L42 127ZM88 126V127H87ZM93 126V127H92ZM95 126V127H94ZM98 126V127H97ZM102 126H106L107 128L105 129V127H102ZM123 126V127H121ZM127 126V127H126ZM129 126V127H128ZM159 126V127H158ZM168 126V130L166 129ZM199 126H201V129L199 128ZM208 126V127H207ZM213 126V128L211 127ZM228 126V127H227ZM235 126V127H234ZM241 128H240V127ZM12 129H11V128ZM14 127V128H13ZM40 127V128H39ZM50 129H49V128ZM58 127V128H57ZM60 127H62L60 129ZM65 129H64V128ZM87 127V128H86ZM92 127V128H91ZM134 127V129H133ZM146 127V128H145ZM149 127L151 129V133L149 132L150 129L148 130ZM166 127V128H165ZM220 127V128H219ZM16 128L18 130H16ZM22 128V129H21ZM24 128V129H23ZM35 128V129H34ZM53 128V129H51ZM78 128V129H77ZM81 128V129H80ZM122 128V129H121ZM128 130H127V129ZM142 130V133L144 132H149L151 134V136H149L147 139L144 138V137H141V135H137V134H140V130ZM142 128H145L146 130L142 129ZM156 128V129H155ZM160 128H162L160 130ZM185 128V129H184ZM192 128V130L190 129ZM208 128H212L211 130L208 129ZM215 128H218L215 130ZM224 128V129H223ZM228 128V129H227ZM240 128V129H239ZM6 129V131H5ZM40 129V130H39ZM60 129V130H59ZM64 129V133H63V130ZM77 129V130H76ZM83 132H80L82 131ZM87 131H86V130ZM98 129V130H97ZM109 129V130H108ZM113 129V130H112ZM139 131H137V130ZM182 129V130H180ZM197 129V130H196ZM205 129V130H204ZM220 129H221V132H220ZM236 129H238L237 131L240 132H236ZM28 130V131H26ZM33 130V131H32ZM50 130V131H48ZM79 130V131H78ZM93 130V131H92ZM106 130V131H105ZM117 130V132H116ZM148 130V131H147ZM163 130V131H162ZM166 130V131H165ZM188 132H187V131ZM215 130V131H214ZM225 130V131H223ZM228 130V131H226ZM3 131V133H1ZM16 131V132H15ZM19 131V132H18ZM43 131L45 133V135L43 134ZM50 133H48V132ZM85 131V133H84ZM115 131V132H114ZM125 131V132H124ZM129 131V132H128ZM131 131H133L134 133L132 134ZM158 131V132H157ZM161 131V132H160ZM171 131H173V133H170ZM175 131V132H174ZM182 131V132H181ZM201 131V132H200ZM210 131V132H209ZM212 131V132H211ZM217 131V133H216ZM219 131V132H218ZM235 131V132H233ZM5 132V133H4ZM38 132V134L36 135V133ZM113 132V133H112ZM120 132V133H119ZM163 132V133H162ZM169 133V137L167 136L168 133ZM179 132V133H178ZM187 132V133H185ZM203 132V133H202ZM205 132H208V135H206V138L208 137L210 139V144L209 142L206 143V145L208 146L206 150H203L204 149V139L205 138ZM215 132V134H214ZM224 132V135H222ZM227 132V133H226ZM233 132V135H231ZM41 133V134H40ZM77 133H81L82 135L85 134L84 138L81 134H78V138L76 136ZM94 133V134H93ZM161 133V134H159ZM181 133L183 135H181ZM195 133V134H193ZM201 133V134H199ZM210 133V134H209ZM222 133V134H221ZM237 135H236V134ZM23 134V136H22ZM28 134V135H27ZM31 134L33 136V138L31 137ZM63 136H62V135ZM136 134V135H135ZM146 134V133H145ZM163 134V135H162ZM174 135V134H177V136H171L170 135ZM180 134V135H179ZM213 134V135H212ZM252 134V135H251ZM258 134V137L257 135ZM9 135V136H8ZM28 138H27V136ZM46 135H49V136H46ZM135 135V136H132ZM157 135H161L160 137L157 136ZM188 135V136H187ZM197 135V136H196ZM210 135V137H209ZM217 135V138H215ZM221 135V137H220ZM227 135V136H226ZM236 135V136H234ZM248 135V136H247ZM251 135V136H250ZM255 135V136H254ZM20 136V137H19ZM30 136V137H29ZM39 136V137H38ZM41 136V137H40ZM46 136V137H45ZM65 136V137H64ZM87 136V137H86ZM94 136V137H93ZM128 136V137H127ZM132 138H131V137ZM156 136V137H155ZM180 136V137H178ZM194 138H193V137ZM199 136V137H198ZM201 136L203 138H201ZM212 136V137H211ZM237 137V138H233V137ZM254 136V137H253ZM46 139H44V138ZM71 137V138H70ZM80 137V138H79ZM92 137V138H91ZM152 137V139H151ZM173 137L175 138V140H173ZM178 137V138H177ZM183 137V138H182ZM189 137V138H188ZM198 137V138H197ZM219 137V138H218ZM230 137V138H229ZM246 139H244V138ZM5 138V140L3 139ZM17 141H16V139ZM32 138V139H31ZM44 139L43 141L41 140ZM70 140H69V139ZM94 138V139H93ZM149 138L151 139L149 141ZM157 141H155L156 139ZM159 138V139H158ZM163 138V139H162ZM165 138V139H164ZM169 138L167 141L166 139ZM192 138V139H191ZM205 138V139H206ZM207 138V139H208ZM214 138V139H212ZM224 138V139H223ZM226 138V139H225ZM249 138V139H247ZM259 138V139H258ZM22 139L23 142H22ZM28 139V140H27ZM31 139V140H30ZM35 139V140H34ZM36 139L38 141H36ZM40 139V140H39ZM52 139V140H51ZM55 139V140H54ZM59 139V140H58ZM130 139V140H129ZM133 139V140H132ZM138 139H141L140 141H138ZM161 139V140H160ZM184 139V140H183ZM218 139V140H216ZM227 139H230V140H227ZM240 139V140H239ZM4 140V141H3ZM15 140V141H14ZM52 142H51V141ZM79 140V141H78ZM90 140V142H88ZM94 140V142L97 144V147L100 149L101 147H103V149L105 148V150H107V152L105 151V153H100V154H96L95 152L93 153V151H90L89 150V144ZM148 142H147V141ZM159 140V141H158ZM172 140V141H171ZM178 140V141H176ZM193 140V141H192ZM197 141V143L199 142L200 144H197L195 143V141ZM200 140V141H199ZM202 140V141H201ZM234 140V141H232ZM245 140V141H244ZM256 140V141H255ZM7 141V142H5ZM9 141V142H8ZM13 141V142H12ZM29 141V142H28ZM46 141L47 143H50V144H45ZM49 141V142H48ZM69 141V142H67ZM100 141V142H99ZM130 141V142H129ZM152 141V142H151ZM155 141V143H154ZM186 143H183L185 142ZM187 141H190L187 143ZM229 143H228V142ZM232 141V143L230 144V142ZM237 141L238 143V147L240 146V151H238L239 149H235V147H237V143L235 144V142ZM248 141V142H247ZM255 141V142H254ZM12 142V144H11ZM43 143V144H40V143ZM76 142V143H75ZM81 142V143H80ZM84 142V143H83ZM92 142V143H94ZM105 142V143H104ZM144 142V143H143ZM147 142V143H145ZM160 142V144H159ZM163 142V143H162ZM170 143V146H169V143ZM182 144H181V143ZM194 142V143H193ZM213 142V143H212ZM223 142H225V144L227 145H224ZM227 142V143H226ZM241 142V143H239ZM4 143V144H2ZM7 143V144H5ZM17 143V145H16ZM34 143H37L34 145ZM64 143V144H63ZM94 143V144H95ZM115 143V144H114ZM149 143V144H148ZM154 143V144H153ZM162 143V145H161ZM167 143V145H166ZM179 143V144H178ZM190 143V144H189ZM215 143V144H214ZM217 143V144H216ZM257 143V144H256ZM68 144V145H67ZM83 144V146H82ZM95 144V146H96ZM152 144V146H151ZM160 146H158V145ZM164 144V145H163ZM185 144V145H184ZM194 144V145H192ZM196 144V145H195ZM204 144V145H203ZM221 144V145H220ZM229 144H230V148H229ZM235 144V145H234ZM244 144V145H243ZM3 145V146H2ZM12 145H15V146H12ZM20 145H23L20 146ZM25 145V146H24ZM37 145V146H36ZM46 145V146H44ZM86 145H88L87 147H85ZM139 145V146H138ZM141 145V146H140ZM155 145V146H154ZM166 145V146H165ZM173 145V148L171 147ZM187 145L191 148H188ZM203 145V146H201ZM233 145V146H232ZM252 145H254L252 147ZM6 146V147H4ZM8 146H12L10 148H8ZM27 146V147H26ZM29 147H31V149H27ZM50 146V150L49 148H44V147H49ZM72 146V147H71ZM100 146V147H99ZM111 148V149H109ZM111 146V147H110ZM151 146V148L149 147ZM165 146V148H164ZM174 146H177L176 149ZM193 146V147H192ZM195 146V147H194ZM214 146L213 149H211L212 147ZM216 146V147H215ZM222 148H221V147ZM244 146V147H243ZM256 146V147H255ZM21 147V149H20ZM27 149H25V148ZM33 147V148H32ZM35 147V148H34ZM38 147V149H36ZM68 147V148H67ZM107 147V148H106ZM114 147V148H113ZM118 147V148H117ZM168 147V149H167ZM187 147V148H186ZM220 147V149H219ZM234 147V148H233ZM247 147V148H245ZM7 148V149H5ZM12 148V149H11ZM14 148V149H13ZM17 148L18 151L16 150ZM66 148V150H65ZM160 148L161 150V153H156L154 154L155 152L157 151H160V150H157V149ZM161 148H164L163 151ZM180 148V149H179ZM193 148V149H192ZM199 148V150H198ZM218 148V151L216 150ZM225 148V149H224ZM229 150H227V149ZM242 148V149H241ZM249 148V149H248ZM70 149V150H69ZM81 149V150H80ZM115 151H114V150ZM154 149V150H152ZM179 149V150H178ZM183 149V150H181ZM185 149V150H184ZM189 149V150H188ZM197 149V150H196ZM224 149V150H222ZM233 149V150H232ZM235 149V150H234ZM247 149V150H246ZM2 150V151H1ZM4 150V151H3ZM12 150V151H11ZM15 150V151H14ZM26 150V151H25ZM35 150V153H34V157L32 160V155H33V152ZM49 152L47 153L48 155L44 154L46 153L45 151ZM59 150V151H58ZM102 150V149H100ZM112 150V151H111ZM168 150V151H167ZM191 150V152H198L200 155H197L194 153V155L191 156V153L190 155H188V153H190L189 151ZM194 150V151H193ZM212 152L210 154V151ZM212 150H215V151H212ZM221 150H222V153H221ZM254 150V151H253ZM10 151V152H8ZM14 151V153H13ZM31 151V152H30ZM42 151V152H40ZM61 151V152H60ZM70 151V152H69ZM85 151V152H84ZM90 151V152H89ZM111 153H110V152ZM172 151V152H171ZM181 151V152H180ZM183 151V152H182ZM187 151V152H186ZM202 151H203V154H202ZM207 153H204L206 152ZM226 151V155H225V152ZM235 151V152H233ZM243 151V152H242ZM245 151H249V157H248V153L245 152ZM7 152V153H6ZM17 152L20 154V155H23L22 157L23 158H20L21 156H19L17 154ZM25 152V153H24ZM29 152V155L27 154ZM59 154H58V153ZM67 152V153H66ZM88 152V153H87ZM113 152V153H112ZM118 152V153H117ZM151 152V153H150ZM154 152V153H152ZM163 152V153H162ZM165 152V153H164ZM215 152V153H214ZM220 153V156H219V153ZM228 152V153H227ZM232 152V153H231ZM237 152H240V154H237ZM245 152V154H243ZM4 153V154H3ZM12 156H10L9 155ZM18 157H17V155ZM32 153V154H31ZM37 153V154H36ZM51 153V154H50ZM55 153V154H53ZM78 153V155H77ZM91 153V154H90ZM121 153V154H120ZM170 153V154H168ZM172 153L174 155H172ZM179 153V154H177ZM185 153V154H183ZM8 154V155H6ZM37 156H36V155ZM40 154V155H38ZM46 155L45 157H40V156H44ZM58 154V155H57ZM67 154V155H66ZM69 154V155H68ZM72 154V155H71ZM76 154V155H75ZM81 154V155H80ZM107 154V155H106ZM128 154V157L129 159L127 158V155ZM130 154V155H129ZM133 154V155H132ZM141 154V155H140ZM164 154V155H163ZM176 154V155H175ZM182 154V155H181ZM214 154V157H212ZM218 154V155H217ZM222 154V155H221ZM242 154V155H241ZM7 157H6V156ZM16 155V156H14ZM28 155V156H27ZM50 155V157L53 159H50V157H48ZM55 155V157H54ZM66 155L65 159H62L64 158V156ZM71 155V157H69ZM74 155V156H73ZM85 155V156H84ZM94 155L96 157H94ZM100 157H98V156ZM126 155V156H125ZM147 155V157H146ZM150 155V156H149ZM166 155H168L167 157H165ZM178 155V156H177ZM187 155V156H186ZM210 155V156H209ZM230 155H233V156H230ZM237 155V156H236ZM241 155V156H240ZM243 155H247V156H243ZM9 156V157H8ZM39 156V158H38ZM57 156V157H56ZM79 156V157H78ZM82 156V157H81ZM110 156V157H109ZM115 156V158H114ZM122 156V157H121ZM135 156V158H134ZM156 156V157H155ZM170 156V157H169ZM174 156V157H173ZM185 156V157H184ZM203 156V157H202ZM227 160H229L228 163L227 160L225 159V157ZM239 156V157H238ZM28 157V158H27ZM37 157V158H36ZM77 157V158H76ZM89 157V158H88ZM102 157H104V160L102 159ZM141 157V158H140ZM144 159H143V158ZM152 157V158H151ZM169 157V158H168ZM218 157V158H217ZM220 157V158H219ZM224 159H223V158ZM228 157V158H227ZM241 157H244V159L242 160ZM7 159V161H5L4 159ZM12 158V159H11ZM45 158L47 160H45ZM55 158H57L58 160H56ZM81 160H80V159ZM85 159V160H82V159ZM93 158V159H92ZM114 158V159H112ZM133 158V159H131ZM140 158V159H138ZM149 158V160H148ZM153 158H157L156 160L153 159ZM159 158V159H158ZM173 158V159H172ZM176 158V159H175ZM179 158V159H178ZM184 161H183V159ZM189 158H192V159H189ZM196 158H201L200 160ZM210 158V159H209ZM222 158V159H221ZM235 158V160H233ZM238 158V159H237ZM243 161H241L240 159ZM247 158V159H246ZM250 158H253V161L252 160H249V162L247 163L245 160H248ZM12 161H10V160ZM20 159V160H18ZM31 159V160H29ZM40 159V160H39ZM71 159V161H70ZM93 161H92V160ZM102 159V161H101ZM117 159V160H116ZM136 159V160H135ZM165 161H164V160ZM168 159V160H167ZM172 161H171V160ZM182 159V160H181ZM195 159V160H194ZM203 159H206L204 160V162L202 161ZM219 161V162H217ZM237 159V160H236ZM29 160V161H28ZM59 160L61 162H59ZM97 160V161H96ZM107 160V161H106ZM120 160V161H119ZM156 161V163L154 161ZM174 160V161H173ZM189 160V161H188ZM193 161V162H190ZM211 163H210V161ZM225 160V161H224ZM239 160V163H237ZM5 161V162H4ZM17 163H15V162ZM26 161V162H25ZM28 161V162H27ZM48 161V162H46ZM55 162V164L53 165V163ZM58 161V163H57ZM70 161V163H69ZM74 161H77V162H74ZM91 163L93 164L92 162H94V166H95V169H94V166L91 165L88 163L86 164L85 163ZM88 161V162H87ZM101 161V162H100ZM112 163H110V162ZM119 161V163H118ZM123 161V162H122ZM136 161V163H135ZM160 161H163L162 164L166 163L164 165L161 164ZM167 161H171V162H167ZM180 161V163H179ZM197 161V163L195 162ZM200 161V163H198ZM213 161V163H212ZM221 161H224V163H222ZM237 161V162H235ZM245 161V162H244ZM1 162H4V163H1ZM12 162V163H11ZM14 162V163H13ZM37 162V163H36ZM45 162V164H44ZM52 162V164H50ZM66 162V163H65ZM72 162V163H71ZM82 162V164L80 165V163ZM100 162V163H99ZM104 162V163H102ZM109 162V163H108ZM116 162V164H115ZM132 163L131 165H126L124 166L126 163ZM138 162V163H137ZM161 164V166L159 165V163ZM183 162V163H182ZM215 162L219 163V164H215ZM234 162V163H233ZM254 162V163H253ZM5 163H8L9 165L6 164L5 166ZM41 163V164H40ZM43 163V165H42ZM48 163V165H47ZM59 166V164H61ZM68 163V164H67ZM78 163V164H76ZM97 163V164H96ZM102 163V164H101ZM105 163H108V164H105ZM118 163V164H117ZM121 163V164H120ZM168 163V165H167ZM206 163H210L209 165L206 164ZM233 163V164H232ZM4 164V165H3ZM30 164V166H28ZM39 164V165H37ZM58 164V166H56ZM64 164H65V167H64ZM72 166H71V165ZM86 164V165H85ZM105 164V165H104ZM123 165V166H120V165ZM181 166H180V165ZM191 164V165H190ZM206 164V165H204ZM221 164V165H220ZM223 164V165H222ZM225 164V165H224ZM240 164V165H239ZM13 168H12V166ZM23 165V166H22ZM26 165V166H24ZM31 165H34L33 167ZM37 165V166H36ZM84 165V166H83ZM153 165H158L157 167H154ZM197 165V167L195 166ZM200 165V166H199ZM203 165V166H202ZM213 165V166H212ZM233 167H232V166ZM240 167L241 169L242 168H246L244 171H241L240 172ZM249 165V166H248ZM44 167V169H42V167ZM51 166V167H50ZM68 169H67V167ZM74 166V167H73ZM80 166H83L84 168H81ZM88 166V167H87ZM135 166V167H134ZM183 166V167H182ZM206 166V167H205ZM211 166V167H208ZM215 166V167H214ZM223 166V169H216V167H220L222 168ZM227 166V167H226ZM244 166V167H243ZM248 166V167H247ZM10 167V168H9ZM36 167V168H35ZM38 167H41V168H38ZM55 167H58V168H55ZM79 167V169H78ZM99 167V168H98ZM117 167V168H116ZM119 167L121 169H119ZM133 167V168H132ZM161 167H165L164 169H162ZM192 167V168H190ZM226 167V169H225ZM256 167V168H255ZM16 168V169H15ZM30 168V169H29ZM34 168V170H33ZM38 168V169H37ZM62 168V169H61ZM68 170L66 172V169ZM103 168V169H102ZM123 168V169H122ZM212 168V169H211ZM214 168V169H213ZM236 168H238L236 170ZM255 168V169H254ZM260 168V169H259ZM7 169H10V170H6ZM33 171H32V170ZM38 172H37V170ZM43 172H41L42 170ZM59 169H61L60 171L62 172L63 170V174L61 175V172L59 171ZM87 169V170H86ZM127 169V170H126ZM129 169V170H128ZM134 169V171H132ZM156 169V171H155ZM197 169V170H196ZM201 169L204 170L201 171ZM234 169V171H233ZM248 169V170H247ZM253 169V170H252ZM260 171H259V170ZM262 169V170H261ZM31 170L30 173H28L29 171ZM36 170V171H35ZM52 170V171H51ZM71 170V171H70ZM90 170V171H89ZM106 170V171H104ZM117 170V171H116ZM207 170V172H206ZM213 170V172H212ZM231 170L233 171V173L231 172ZM250 170V171H249ZM252 170V171H251ZM255 170V171H254ZM258 170V171H257ZM10 171V172H9ZM50 171V172H49ZM58 171V172H56ZM125 171V172H124ZM127 171V172H126ZM155 171V172H154ZM195 171V172H194ZM215 171V172H214ZM222 171V172H221ZM236 171V174H234V172ZM237 171L239 173H237ZM247 171V172H246ZM254 171V173H253ZM257 171V172H256ZM8 172V173H7ZM13 172V173H12ZM24 172V174L22 173ZM46 172V173H45ZM72 172H74V174H76V179H75V176L74 174H72ZM103 174V176L100 174ZM184 174H183V173ZM206 172V173H205ZM217 172V173H216ZM245 174L246 173H250L251 175L249 174ZM14 173H16V176L14 175ZM22 173V174H21ZM45 173V174H44ZM51 173V174H50ZM67 173H69L67 175ZM89 173V174H88ZM108 173V174H107ZM129 173V174H128ZM196 173V174H195ZM219 173V175H218ZM5 174V175H4ZM11 174V175H10ZM21 174V175H20ZM28 174V176L26 177V175ZM32 174V175H30ZM35 174H38V175H35ZM44 174V175H43ZM94 174V176H93ZM126 174V175H125ZM187 174V175H186ZM195 174V175H194ZM199 175H201L200 178ZM214 174H217L215 177L213 176ZM234 174V175H233ZM238 174V175H237ZM240 174V175H239ZM246 177L243 176V175ZM2 175L4 176L2 178ZM19 175V176H17ZM25 175V177L23 176ZM48 177H47V176ZM66 175L69 177H66ZM83 176V178L80 177ZM85 175V177H84ZM97 176H99V178H95ZM101 175V177H100ZM124 175V176H123ZM197 175V176H196ZM208 175V176H207ZM225 175V176H224ZM237 175V176H236ZM247 175L248 178H247ZM256 175V174H255ZM15 176V177H14ZM21 176V179H18L17 177L20 178ZM38 176V177H37ZM56 176V177H55ZM79 176V177H78ZM126 176V177H125ZM221 176V177H220ZM231 176H234L235 178V181H234V178L231 177ZM258 176V175H257ZM8 177V178H7ZM24 177V178H22ZM32 177V178H31ZM36 177V178H35ZM48 179H47V178ZM59 177V178H58ZM72 177H73V180H72ZM92 177V178H90ZM103 177H106V178H103ZM108 177H110L108 179ZM166 177V178H165ZM182 177V178H181ZM194 177V178H193ZM213 177L215 179H213ZM241 177V179H239ZM261 177V178H262ZM2 178V179H1ZM13 178V179H12ZM26 178L28 180H26ZM35 180H34V179ZM38 178V179H37ZM40 178V179H39ZM42 178V179H41ZM57 178V179H56ZM90 178V179H89ZM94 178V179H93ZM114 178L116 179L115 181V184H114ZM168 178V179H167ZM196 178V180H195ZM209 178L210 181L207 179ZM213 180H212V179ZM230 178H233V181L232 179ZM236 178L239 179V181L237 182L236 181ZM10 179L14 180V181H10ZM16 179V180H15ZM31 179V180H30ZM33 179V180H32ZM77 179H80V180H77ZM83 179V180H82ZM86 179V180H85ZM193 179V180H192ZM203 179V180H202ZM220 182H219V180ZM229 181H227V180ZM2 180V181H1ZM6 180V182H5ZM9 180V181H8ZM24 180V181H23ZM37 180V181H36ZM39 180H43V181H40ZM56 180V181H55ZM65 180V181H63ZM67 180V182H66ZM95 180V181H94ZM106 180V181H105ZM112 180V181H110ZM139 180V181H138ZM192 180V181H190ZM198 180V181H197ZM200 180V181H199ZM206 180H208L206 182ZM218 180V185L215 186V181ZM223 182H222V181ZM248 180V181H247ZM249 180H252V183L249 182ZM20 181L23 182L20 184ZM35 181V183H34ZM88 181V182H87ZM94 181V182H93ZM103 181V182H101ZM244 183V181L246 183ZM13 182V183H12ZM28 182V184H27ZM30 182V183H29ZM39 182V183H38ZM66 182V183H65ZM69 182V183H68ZM91 184H90V183ZM101 182V184H100ZM106 184H105V183ZM192 182V183H191ZM201 182L203 183V185L201 184ZM222 182V183H221ZM226 182V184H225ZM233 182H236L233 184ZM241 182V183H240ZM249 182V183H248ZM33 183V184H32ZM42 183V184H41ZM44 183V184H43ZM50 184L49 187H47L48 185L46 184ZM53 183V184H52ZM55 183V184H54ZM66 186H70V187H66ZM78 183V184H77ZM82 183V184H81ZM104 183V184H103ZM116 183H120L119 185L116 184ZM124 183L125 187H123L124 185H122ZM191 183V185H189ZM193 183H197L199 184L200 186H204V185H207V188L206 186H204L205 188L203 189L202 187H195L197 186L194 185ZM213 183V184H212ZM224 183V185H223ZM230 183V185H229ZM251 183V184H250ZM17 184V185H16ZM32 184V185H31ZM57 184V185H56ZM60 184V185H59ZM95 184V185H93ZM98 184V185H97ZM102 184H103V187H102ZM113 184V185H112ZM175 184V185H174ZM181 185V186H178V185ZM189 185V186H193L194 187H190V188H187L185 189L186 187L188 186H184V185ZM212 184V185H211ZM232 184V186H231ZM244 186H248L250 187V189ZM26 185V186H25ZM28 185H31L30 187ZM37 187V185L39 187L35 188L34 186ZM43 185V186H42ZM55 187H54V186ZM64 185V186H63ZM99 186V189L97 186ZM112 185V187H111ZM116 186V187H113V186ZM128 185V186H127ZM222 187H221V186ZM226 185H227V188H226ZM252 185V186H251ZM19 186V187H18ZM41 186V187H40ZM106 186V187H105ZM120 186V187H118ZM121 186L123 188H121ZM130 186V187H129ZM169 186V187H168ZM219 186V187H217ZM224 186H225V189H224ZM18 187V188H17ZM44 189H43V188ZM61 187V188H60ZM65 188L66 191H65ZM109 187V188H108ZM172 188H174L173 190L175 191H172ZM185 187V188H183ZM231 188V189H228ZM239 187V188H238ZM260 187V189H259ZM262 187V188H261ZM32 188V189H31ZM36 190H34V189ZM116 188L118 189V191L116 190ZM123 189L124 191L127 189L128 191L130 192H124L123 190H120ZM180 191H176L177 189ZM192 188V189H191ZM203 189L201 191H199L200 189ZM213 188V189H211ZM216 188V189H215ZM221 188V189H220ZM223 188V189H222ZM243 188H245L243 190ZM39 189V190H38ZM105 189V190H104ZM115 189V190H114ZM165 189V191H164ZM176 189V190H175ZM188 189H191V190H188ZM193 189H195L193 191ZM198 189V191H197ZM210 189V190H208ZM240 191L237 192V193H234V191ZM236 189V190H235ZM239 189V190H238ZM253 189L255 190L254 192ZM25 190V191H24ZM96 190V191H95ZM103 190V192L101 191ZM110 191V195H109V192ZM168 190V191H166ZM184 190V191H183ZM208 190V191H207ZM212 190V191H211ZM215 190H218V191H221L223 192L222 194H220V192L218 193V191H215ZM231 190V191H230ZM257 190V191H256ZM114 191V192H112ZM121 193L122 191V195L119 193ZM137 192V193H132V192ZM151 191V192H150ZM158 191V192H157ZM183 191V193L181 192ZM188 191V192H187ZM192 191V192H190ZM225 191V192H224ZM228 191V192H227ZM230 191V193H229ZM242 191V192H241ZM244 191L245 193L247 194H244ZM247 191V192H246ZM260 191V192H259ZM262 191V192H261ZM24 192V193H23ZM65 192H68L69 195H67V193ZM71 192V193H70ZM94 192V193H92ZM154 192V193H153ZM164 192V193H163ZM179 192V193H177ZM217 192V193H215ZM257 192V193H255ZM65 193V194H64ZM105 194L106 193V196L105 197H111V198H105L102 196V194ZM116 193V194H115ZM119 193V194H117ZM139 193V194H138ZM141 193V194H140ZM152 193V194H150ZM169 193V194H168ZM173 193V194H172ZM197 193V194H196ZM201 193V194H200ZM204 193V194H203ZM210 193V194H209ZM212 193V194H211ZM225 193V195H224ZM228 193V195L226 196V194ZM234 193V194H233ZM239 193V194H238ZM241 193V194H240ZM249 193V194H248ZM260 193V194H259ZM88 194V195H87ZM92 194V195H90ZM96 194V195H95ZM124 194H126L124 196ZM133 194V195H132ZM140 195L139 198L138 196H135V195ZM143 194H146V196H144ZM150 196H149V195ZM154 194L156 198H159V199H155L153 198L152 200L150 199L151 196H153ZM216 194V195H214ZM238 194V195H237ZM252 194V195H251ZM254 194H257V195H254ZM65 196V198L63 196ZM108 195V196H107ZM117 195V196H116ZM128 195V196H127ZM143 195L144 198H141V196ZM191 195V196H190ZM203 195V197H202ZM210 195V196H207ZM224 195V197L222 196ZM234 195V196H233ZM244 195H249L246 199V196ZM258 195L260 197H258ZM68 196V197H67ZM70 196V197H69ZM75 196V197H74ZM115 196V197H114ZM119 196V197H118ZM121 196V197H120ZM135 196V197H134ZM162 196V197H160ZM198 196V197H197ZM206 196V197H205ZM217 196L220 198H217ZM231 196V197H230ZM240 196V197H239ZM245 199H244V197ZM252 196H255V197H252ZM67 197V198H66ZM88 197V198H87ZM125 197V199H124ZM127 197V198H126ZM129 197V198H128ZM132 197V199H131ZM191 197V198H190ZM195 197V199H194ZM202 197V198H201ZM215 199H214V198ZM227 197V198H226ZM239 197V198H238ZM64 198V199H63ZM122 201L121 202L119 199ZM134 198L135 201L133 200ZM152 198V197H151ZM206 200H205V199ZM248 198H251V201L248 200ZM254 198V199H253ZM257 198V199H256ZM66 199V200H65ZM107 199V200H106ZM110 199V201H109ZM116 199H118L116 201ZM128 199V200H127ZM133 201H131V200ZM143 199V200H142ZM149 199V200H148ZM173 199V201H172ZM198 199V201H197ZM210 199V200H209ZM237 199H239L238 201H240L242 199V201L238 202L236 201ZM262 202H261V200ZM15 200V201H14ZM141 202H140V201ZM147 200V201H145ZM179 200V201H178ZM255 200V201H254ZM259 200V201H258ZM53 201V202H52ZM64 201V203H63ZM144 201V202H142ZM202 201V202H201ZM207 203H206V202ZM236 201V202H234ZM245 202L242 206V202ZM249 201V204H247ZM55 202V203H54ZM59 202V203H58ZM127 202V203H126ZM131 202V203H130ZM147 202V203H146ZM183 202V203H182ZM238 202V203H237ZM17 203V204H15ZM110 203V204H109ZM114 203V205H113ZM119 203H122V204H119ZM144 203V204H143ZM165 203V204H164ZM168 203V204H167ZM222 203V205H221ZM239 205H237V204ZM21 204V205H20ZM104 204V205H103ZM119 204V205H118ZM140 204V206L138 205ZM235 206H234V205ZM16 205V206H15ZM27 205V206H26ZM99 205V207H98ZM129 205V206H128ZM137 205V207L135 206ZM168 205V206H167ZM174 205V206H173ZM221 205V206H220ZM246 205H249L246 207ZM255 205V206H254ZM23 206V207H22ZM35 206V207H34ZM49 206V207H48ZM62 206V207H61ZM66 206V207H65ZM217 206V207H216ZM20 207V208H19ZM22 207V208H21ZM29 209H28V208ZM32 209H31V208ZM46 207V208H45ZM48 207V208H47ZM97 207V208H96ZM141 209H139V208ZM206 207V208H205ZM253 207V208H252ZM9 208V209H7ZM129 208V209H128ZM252 208V209H251ZM255 208V209H254ZM260 208V209H259ZM107 209V211L105 210ZM263 209V210H262ZM11 210V211H10ZM17 210V212H16ZM35 210V211H34ZM52 212H51V211ZM113 210V211H112ZM156 210V211H155ZM236 210V211H235ZM251 210V211H250ZM255 212H254V211ZM24 211V212H23ZM34 211V212H33ZM22 212V213H21ZM72 212V213H71ZM76 212V213H75ZM105 212V213H104ZM193 212V213H192ZM197 212V213H196ZM247 212V213H246ZM256 216H254L253 213H256ZM47 213V214H45ZM233 213V215H232ZM241 213V214H239ZM252 213V214H251ZM263 213V214H262ZM205 214V215H204ZM208 214V215H207ZM216 214V215H215ZM226 214V215H225ZM237 214V215H236ZM262 214V215H260ZM19 215V216H18ZM22 215V216H21ZM64 215V216H63ZM248 215V216H247ZM32 216V218H31ZM36 216V217H35ZM69 216V217H68ZM207 216V217H206ZM216 216V217H215ZM224 216V217H223ZM247 216V217H246ZM22 217V219H21ZM96 217V218H95ZM201 217V218H200ZM221 217V218H220ZM223 217V218H222ZM242 217V218H241ZM258 217V218H257ZM28 218V219H27ZM93 218V219H92ZM196 220H195V219ZM206 218V219H205ZM218 218V219H217ZM263 218V219H262ZM2 219V220H1ZM4 219V220H3ZM91 219V220H90ZM96 219V220H95ZM123 219V220H122ZM217 219V220H216ZM240 219V220H239ZM259 219V220H258ZM27 220V221H26ZM34 220V221H33ZM61 220V221H60ZM88 222H87V221ZM203 220V221H202ZM230 220V221H229ZM236 220V221H235ZM250 220V221H249ZM261 220V221H260ZM6 221V222H5ZM9 221H12L14 222V224L12 222H9ZM25 221V222H24ZM51 221V223H50ZM82 221V222H80ZM209 221V223H208ZM211 221V222H210ZM222 221V222H221ZM15 222H20V223H17L15 224ZM33 222V223H31ZM54 222V223H53ZM75 222V223H73ZM85 222V223H84ZM112 222V223H110ZM213 222V223H212ZM253 222V223H252ZM259 222V223H258ZM13 226L16 225L17 229H15L16 227H13ZM30 223V224H29ZM36 223L37 225L39 226H36ZM77 223V224H76ZM212 223V224H211ZM227 223V224H226ZM256 223V224H255ZM20 224L21 226L19 227ZM28 224V225H27ZM52 224V226H51ZM58 224V225H57ZM72 224V225H71ZM76 224V225H75ZM79 224V225H78ZM209 224V225H208ZM226 224V225H224ZM18 225V226H17ZM31 225V226H30ZM35 225V226H34ZM47 225V226H46ZM57 225V226H56ZM61 226V227H58V226ZM65 227H64V226ZM131 225V226H130ZM224 225V226H223ZM243 225V226H242ZM25 226V227H24ZM27 226V228H26ZM29 226V228H28ZM34 226V227H32ZM51 226V227H50ZM55 226V227H54ZM70 226V228H68ZM90 226V227H89ZM112 226V227H111ZM12 227V228H11ZM32 227V228H30ZM64 227V229H63ZM67 227V228H66ZM85 227V228H84ZM170 227V228H169ZM206 227V228H205ZM21 228V229H20ZM50 228V229H49ZM54 229V231L51 230ZM182 228V229H181ZM246 228V229H245ZM248 228V229H247ZM14 229V230H13ZM30 231H28V230ZM31 229H35L34 231L32 230V233H31ZM48 229H49V232H48ZM62 229V230H61ZM67 229H69L68 231H66ZM121 231H120V230ZM226 229V230H225ZM237 229V230H236ZM13 230V231H12ZM43 232H41V231ZM57 230V231H56ZM65 230V232H64ZM168 230V231H167ZM253 230V231H252ZM15 231V232H14ZM153 231V232H152ZM155 231V232H154ZM260 231V232H259ZM40 232V233H38ZM46 232V233H45ZM51 232V233H50ZM57 232V234H55ZM59 232V233H58ZM159 232V233H158ZM229 232V233H228ZM231 232V233H230ZM241 234V236H238L240 235L239 233ZM253 232V233H252ZM12 233V234H11ZM68 233V234H67ZM79 233V235H78ZM134 233V234H133ZM148 233V234H147ZM152 233V234H151ZM198 233V234H196ZM223 233V234H222ZM26 234V235H25ZM31 234H34V235H31ZM82 234V235H81ZM220 234V235H219ZM227 234V235H225ZM236 234V235H235ZM247 234V235H246ZM24 237H23V236ZM37 235V236H36ZM78 235V236H77ZM118 235V236H117ZM176 235V236H175ZM180 235V236H179ZM26 236V237H25ZM29 236V237H28ZM151 236V237H150ZM255 236V237H254ZM33 237V238H32ZM38 237V238H37ZM105 237V239H104ZM138 237V238H137ZM181 237V238H180ZM225 237V238H224ZM37 238V240H36ZM41 238V239H40ZM44 238V239H43ZM102 238V239H101ZM130 238V239H129ZM133 238V239H131ZM136 238V239H135ZM177 238H180V239H177ZM263 238V239H262ZM32 239H33V242H32ZM86 239V240H85ZM176 239V240H175ZM225 239V240H224ZM240 239V240H239ZM257 239V240H256ZM262 239V240H261ZM31 240V242H30ZM42 240V241H41ZM123 240V241H122ZM161 240V241H160ZM164 240V241H163ZM167 240V241H165ZM237 240V241H236ZM253 240V241H252ZM18 241V242H17ZM29 241V242H28ZM39 241V242H38ZM115 241V242H114ZM131 241V242H130ZM147 241V242H146ZM205 241V242H204ZM244 241V242H243ZM260 241V242H259ZM58 242V243H56ZM110 242V243H109ZM136 242V243H135ZM165 242V244H164ZM168 242V243H167ZM192 242V243H191ZM251 242H253L251 244ZM35 243V244H34ZM133 243V244H132ZM140 243V244H139ZM163 245H162V244ZM183 243V244H182ZM191 243V245H190ZM245 243V244H244ZM20 244V245H19ZM181 244V245H179ZM188 244V245H187ZM205 244V245H204ZM214 244V245H213ZM238 244V245H237ZM248 244V245H246ZM254 244V245H253ZM29 245H30V248H29ZM34 245V246H32ZM37 245V246H36ZM217 245V247H216ZM225 245V246H224ZM260 245V246H259ZM241 246V247H240ZM82 247V248H81ZM90 247V248H89ZM136 247V248H135ZM189 247V248H188ZM220 247V248H219ZM234 247V248H233ZM244 247V248H243ZM259 248V249H253V248ZM261 247V248H260ZM263 247V248H262ZM20 248V249H19ZM32 248H34L33 250H31ZM36 248V250H35ZM68 248V249H67ZM78 248V250H77ZM81 248V249H80ZM84 248V249H83ZM86 248V249H85ZM126 248V249H125ZM211 248V249H210ZM30 251H29V250ZM41 249V250H40ZM120 249V250H119ZM124 249V250H123ZM137 249V250H136ZM140 249V250H139ZM142 249V250H141ZM260 249H262L263 251H261ZM29 252H28V251ZM48 250V251H47ZM54 250V251H53ZM80 250V251H79ZM83 250V251H82ZM87 252H86V251ZM93 250V251H92ZM139 250V251H138ZM220 250V251H218ZM237 250V251H236ZM244 250H246L245 252L246 253H243ZM249 250V251H248ZM37 251V252H36ZM89 251V252H88ZM96 251V252H95ZM122 251H124L123 253H121ZM207 251V252H206ZM236 251V252H235ZM243 251V252H242ZM83 252V253H81ZM175 252V253H174ZM187 252V253H186ZM203 252V253H202ZM250 254H248V253ZM252 252V253H251ZM31 253V254H30ZM61 253V254H60ZM81 253V254H80ZM85 253V254H84ZM95 253V254H94ZM98 253V254H97ZM114 253V254H113ZM206 253V254H205ZM212 253V254H211ZM221 253V254H220ZM235 253V254H234ZM238 253V254H237ZM243 253V254H242ZM37 254V255H36ZM90 254V255H89ZM94 254V255H92ZM112 254V255H111ZM119 256H118V255ZM139 254V255H138ZM166 254V255H165ZM245 254V255H244ZM248 254V255H247ZM34 255H35V259H34ZM88 255V256H87ZM101 255L100 258H96L97 256L99 257ZM111 255V256H110ZM130 255V256H129ZM136 255V256H135ZM138 255V256H137ZM228 255V257H227ZM244 255V257H243ZM246 255L248 256L247 259L245 258ZM33 256V258H32ZM47 256V258L45 257ZM104 256V257H103ZM119 258H118V257ZM154 256V257H153ZM191 256V257H190ZM198 256V260L197 261V257ZM202 256V257H201ZM256 256V257H255ZM106 257V258H105ZM112 257V259H111ZM116 261H115V259ZM135 257V258H134ZM136 257L138 258L137 260H139L137 262V260H134L136 259ZM243 257V259H242ZM38 258V259H36ZM103 258V259H102ZM126 258V259H125ZM201 258V259H199ZM202 258H205V259H202ZM207 258V259H206ZM211 258V259H210ZM255 258V259H254ZM98 259V260H97ZM100 259V261H99ZM110 259V260H109ZM114 259V260H113ZM120 259V261H118ZM130 259V261H129ZM132 259V260H131ZM253 260V262L249 261V260ZM36 260V261H35ZM41 260V261H40ZM49 262H47V261ZM51 260V261H50ZM95 260V261H94ZM97 260V261H96ZM102 260V261H101ZM145 260V263H143ZM152 260V261H151ZM215 260H217V262H214ZM224 260V261H223ZM247 260V261H246ZM32 263H31V262ZM34 261V262H33ZM40 261V262H38ZM55 261V262H53ZM93 261V262H92ZM115 261V262H114ZM118 261V262H117ZM121 262V264H126ZM182 261V262H181ZM228 261V262H227ZM233 261V262H232ZM238 261V262H237ZM258 261V262H257ZM263 263H262V262ZM38 262V263H37ZM102 262V263H101ZM105 262V263H104ZM111 262V261H110ZM110 262H107V264H111ZM181 262V263H180ZM247 262V263H246ZM249 262V263H248ZM257 262V263H256ZM112 263V264H113Z\"/></svg>",
  "mask_w": 264,
  "mask_h": 264
},
{
  "label": "bare ground",
  "instance_id": "bare-ground-1",
  "mask_svg": "<svg viewBox=\"0 0 264 264\" xmlns=\"http://www.w3.org/2000/svg\"><path fill=\"white\" fill-rule=\"evenodd\" d=\"M57 1H59V0H0V48H2L4 52H5L4 49H7L8 51H12V49H13L14 47H13V46H12V47H9L11 43H14V46H15V43H18V42L21 43V42H22V43H25V45H26V43L30 44V45L27 46V49H28V48H31V45H32V46L35 47V48L32 47L33 49H38V50H39V49H42V48H39L38 45H41V46H44V45H45L44 47H46L47 44H50V45L52 44V45L60 46L61 48H63V47L65 46V49L68 48V50L71 51V54H73V55H78V54H80V55L83 56V58H87V59H89L90 56H94V52H95L96 50H98V49L101 48V42H100V41L102 40V39H101V40L98 39V40H100V41H98L97 39H96V40L93 39V37L95 36V35H93V32L95 33V31L98 30V28L96 27V26L98 25V22H95V23H96V24H95V23H93L94 21H93V22H92V21H87L86 18H84L83 21H81V19H79L80 17H79V18L77 17L78 19H77V18H70V17H68V15H66L67 13H66V14H62V16H58V13H55L54 10H55V9H59L60 7H61V8L64 7V5H61V4H60L59 2H57ZM60 1H61L63 4H65L66 6H68V4H69V2H70L69 0H60ZM76 1H77V0H76ZM86 1H87V0H86ZM91 1H92V0H91ZM102 1H103V0H102ZM102 1H101V2H102ZM108 1H109V0H108ZM112 1H113V0H112ZM121 1H123V0H121ZM130 1H131V0H130ZM130 1H128V2H130ZM133 1H134V0H133ZM141 1H142V0H141ZM146 1H147V0H146ZM170 1H172V0H170ZM170 1H169V3H170ZM177 1H178V0H177ZM181 1H182V0H181ZM39 2H41V3L38 4ZM84 2H85V1H84ZM96 2H97V1H96ZM142 2H143V1H142ZM162 2H163V1H162ZM186 2H187V4L185 3V4H183V5H185V6L188 5V1H187V0H186ZM86 3H87V2H86ZM89 3H90V2H89ZM117 3H118V2H117ZM151 3H152V2H151ZM154 3H155V2H154ZM158 3H159V2H158ZM164 3H165V2H164ZM169 3H166V4L169 5ZM175 3H176V5L178 4L177 2H175ZM71 4H72V3H71ZM77 4H78V3H77ZM96 4H97V3H96ZM123 4H124V2H123ZM126 4H128V3L125 2V5H126ZM139 4H140V3H139ZM145 4H146V3H145ZM149 4H150V3H149ZM156 4H157V3H156ZM180 4H181V3H180ZM36 5H40V6H41L40 10H36V9H35V6H36ZM78 5H80V3H79ZM78 5H77V6H78ZM83 5H84V7H85V4H83ZM83 5H82V6H83ZM90 5H91V3H90ZM110 5H111V4H110ZM125 5H123V6H125ZM143 5H144V4H143ZM143 5L141 4V6H143ZM150 5L153 6L152 4H150ZM164 5H165V4H164ZM176 5H174V7H172V8H173V9L176 8V7H175ZM183 5H182V7H183ZM66 6H65V7H66ZM75 6H76V5H75ZM87 6H88V4H86V8H87ZM91 6H92V5H91ZM91 6H89V7H91ZM98 6H99V5H97V7H98ZM104 6H105V5H104ZM104 6H101V7L103 8ZM106 6H107V5H106ZM126 6H129V5H126ZM166 6H167V5H166ZM180 6H181V5H179V7H180ZM70 7H71V5H70ZM78 7H80V6H78ZM84 7H83V9H84ZM89 7H88V8H89ZM93 7H95V6H93ZM115 7H117V6H115ZM115 7H114V8H115ZM133 7H134V6H133ZM157 7H158V5H157ZM168 7H169V6H168ZM170 7H171V5H170ZM188 7H189V6H188ZM207 7H208V6H207ZM71 8H75V7H71ZM81 8H82V7H81ZM117 8H118V7H117ZM123 8H125V7H123ZM129 8H130V7H129ZM139 8H140V7H139ZM186 8H187V6H186ZM223 8H224V7H223ZM64 9H65V8H64ZM94 9H95V8H94ZM97 9H98V8H97ZM110 9H111V8H110ZM140 9H141V8H140ZM158 9H159V8H158ZM173 9H172V11L174 12L175 10H173ZM243 9H244V8H243ZM52 10L54 11L55 14H52ZM59 10H60V9H59ZM72 10H73V9H72ZM91 10H93V9H90V11H91ZM99 10H100V9H98V11H99ZM114 10H116V9H113L112 12H114ZM132 10H133V9H132ZM138 10H139V9H137L136 11H138ZM151 10H152V9H151ZM155 10H157V9H155ZM168 10H169V9H168ZM185 10H186V9H185ZM197 10H198V9H197ZM50 11H51V12H50ZM66 11H67V10H66ZM66 11H65V12H66ZM70 11H71V10H70ZM79 11H80V10H79ZM102 11L104 12V9H102ZM107 11H108V9H107ZM107 11L105 12V15H108V14H107ZM118 11H119V10H118ZM121 11H122V10H121ZM126 11H127V8H126ZM134 11H135V10H134ZM136 11H135V12H136ZM159 11H160V10H159ZM164 11H165V10H164ZM166 11H167V10H166ZM166 11H165V12H166ZM179 11H180V15H182V14H181V9H180ZM179 11H178V12H179ZM238 11H239V10H238ZM243 11H244V10H243ZM67 12H68V11H67ZM87 12H89V11H87ZM91 12H93V11H91ZM91 12H90V13H91ZM127 12H128V11H127ZM138 12H139V11H138ZM154 12H155V11H154ZM165 12H163V13H165ZM167 12H169V11H167ZM173 12H172V13H173ZM188 12H190V11H188ZM194 12H195V11H194ZM194 12H193V13H194ZM227 12H228V11H227ZM251 12H252V11H251ZM68 13H69V12H68ZM79 13H80V12H79ZM84 13H85V12H84ZM84 13H83V11H82V14H84ZM109 13H110V12H109ZM116 13L119 14L120 11H119V13L116 11ZM130 13H131V12H130ZM159 13H160V12H159ZM161 13H162V11H161ZM182 13L185 14L186 12H185V13L182 12ZM200 13H201V12H200ZM210 13H211V12H210ZM38 14H41V15H38ZM87 14H88V16H89V13H87ZM92 14H93V13H92ZM103 14H104V13H103ZM103 14H102V15H103ZM132 14H133V13H132ZM157 14H158V13H157ZM173 14H174V13H173ZM249 14H250V13H249ZM72 15H73V14H72ZM85 15H86V14H85ZM98 15H99V14H98ZM138 15H139V14H138ZM147 15H148V13H147ZM147 15H145V16L143 15L144 18H145ZM155 15H156V14H155ZM176 15H177V14H176ZM180 15H179V16H180ZM237 15H238V14H237ZM240 15H242V14H240ZM73 16H74V15H73ZM86 16H87V15H86ZM90 16H91V15H90ZM90 16H89V18H90ZM95 16H96V15H95ZM140 16H141V15H140ZM148 16H149V15H148ZM172 16H173V15H172ZM183 16H184V15H183ZM242 16H243V15H242ZM63 17H64V19H63ZM101 17H102V16H101ZM103 17H105V16H103ZM113 17H114V16H113ZM115 17H116V16H115ZM130 17H131V16H130ZM132 17H133V15H132ZM132 17H131V18H132ZM149 17H151V16H149ZM152 17H153V16H152ZM159 17H160V16H159ZM174 17H176L175 14H174ZM212 17H213V16H212ZM219 17H220V16H219ZM219 17H216V18H219ZM225 17H226V16H224V18H225ZM236 17H237V16H236ZM247 17H248V16H247ZM96 18H98V17H96ZM108 18H110V17H108ZM111 18H112V17H111ZM122 18H123V17H122ZM141 18H142V17H141ZM178 18H179V17H178ZM239 18H240V17H239ZM93 19H95V18H93ZM116 19H117V18H116ZM138 19H139V18H138ZM146 19H150V18H146ZM154 19H156V18H154ZM179 19H180V18H179ZM185 19H186V18H185ZM220 19L223 20V18H220ZM90 20H91V19H90ZM95 20H96V21H99V20H97V19H95ZM100 20H101V19H100ZM118 20H119V18H118ZM124 20H125V19H124ZM124 20H122V21H124ZM160 20H161V19H160ZM160 20H159V21H160ZM164 20H166V19H164ZM187 20H189V19H187ZM216 20H217V19H216ZM227 20H228V19H227ZM236 20H237V19H236ZM236 20H235V22H236ZM256 20H257V19H256ZM85 21H86V22H85ZM101 21H102V20H101ZM110 21H111V19H110ZM120 21H121V19H120ZM125 21H127V20H125ZM129 21H130V20H128V22H129ZM132 21H133V20H132ZM147 21H148V20H147ZM152 21H153V20H152ZM167 21H168V20H167ZM169 21H171V20H169ZM180 21H181V20H180ZM182 21H183V20H182ZM220 21H221V20H220ZM224 21H226V20H224ZM233 21H234V20H232V22H233ZM241 21H243V23H245V22H244L245 19H244V20H241ZM259 21H260V20H259ZM103 22H104V21H103ZM114 22H118V21L115 20ZM137 22H138V20H137ZM141 22H142V21H141ZM141 22H140V23H141ZM153 22H154V21H153ZM160 22H161V21H160ZM228 22H229V20H228ZM239 22H240V21H239ZM105 23H106V22H105ZM105 23H104V24H105ZM107 23H108V22H107ZM110 23H111V22H110ZM134 23H135V22H134ZM142 23H144V22H142ZM145 23H146V22H145ZM163 23H164V22H163ZM168 23H170V22H168ZM171 23H172V22H171ZM171 23H170V24H171ZM178 23H179V22H178ZM218 23L220 24V22L217 21V24H218ZM122 24H123V23H122ZM125 24H127V22H126ZM125 24H124V25H125ZM135 24L138 25L139 23H135ZM147 24H148V22H147ZM150 24H151V22L149 23V25H150ZM153 24H154V23H153ZM155 24H156V23H155ZM215 24H216V22H215ZM215 24H214V25H215ZM219 24H218V26H219ZM222 24H223V23H222ZM226 24H227V23H226ZM230 24H231V23H230ZM239 24H240V23H239ZM241 24H242V23H241ZM245 24H246V23H245ZM111 25H112V24H111ZM127 25H128V24H127ZM127 25H126V26H127ZM131 25L133 26V24H131ZM140 25H144V24H140ZM157 25H158V24H157ZM168 25H169V24H168ZM207 25H208V24H207ZM233 25H234V23L232 24V26H233ZM101 26H102V24H101ZM101 26H100V27H101ZM109 26H110V25H109ZM132 26H128V27H126V28H125L124 26H123V28L121 27V32H120L119 30H117V31H119V36H121L120 34H123V33H126V32H127L126 35H127L128 39L130 40V37H129V36H131V33H132V32H130L129 29H131ZM138 26H139V25H138ZM145 26H146V24H145ZM145 26H143V27H145ZM150 26H151V25H150ZM182 26H183V25H182ZM187 26H188V25H187ZM203 26H204V25H203ZM215 26H217V25H215ZM246 26L248 27V24H246L244 27H246ZM100 27H99V28H100ZM106 27H108V25H107ZM154 27H155V26H154ZM212 27H214V26H212ZM219 27L221 28L222 26H219ZM227 27H228V26H227ZM132 28H136V29H137V26H134V27H132ZM141 28H142V27H141ZM164 28H165V26H164ZM166 28H168V27H166ZM180 28H181V27H180ZM186 28H188V30H189V27H186ZM215 28L218 29V27H215ZM215 28H214V30H215ZM223 28H224V27H223ZM228 28H230V27H228ZM238 28H240V27H238ZM242 28H243V27H242ZM257 28H258V27H257ZM153 29H154V28H153ZM153 29H152V30H153ZM160 29H161V28H159V30H160ZM175 29H176V28H175ZM194 29H195V27H194ZM196 29H197V28H196ZM196 29H195V30H196ZM208 29H209V28H208ZM224 29H225V28H224ZM224 29H223V30H224ZM234 29H236V28L234 27ZM243 29H244V28H243ZM258 29H259V28H258ZM258 29H256V30H258ZM110 30H112L111 27H110ZM134 30H135V29H134ZM144 30L146 31V29H144ZM168 30H169V28H168ZM182 30H183V29H182ZM192 30H193V29H192ZM211 30H212V29H211ZM223 30H222V31L220 30V31H221V32H224ZM260 30H261V28H260ZM128 31H129V32H128ZM136 31H137V30H136ZM141 31H142V30H141ZM141 31H140V32H141ZM150 31H151V30H150ZM162 31H163V30H162ZM166 31H167V30H166ZM169 31H170V30H169ZM169 31L166 32L167 35H169V34H168ZM172 31H173V29H172ZM176 31H178V30H176ZM176 31H175L174 33H177ZM183 31H184V30H183ZM206 31H207V30H206ZM218 31H219V29H218ZM218 31L216 30L215 32H218ZM228 31H229V29H228ZM233 31H234V30H233ZM233 31L231 30V33H233ZM241 31H242V30H241ZM244 31H245V30H244ZM252 31H253V30H252ZM122 32H123V33H122ZM134 32H135V31H134ZM151 32H152V31H151ZM151 32H150V33H151ZM163 32H164V31H163ZM185 32H186V31H185ZM192 32H193V31H192ZM192 32H191V33H192ZM215 32H214V33H215ZM236 32H238V31H236ZM253 32H255V28H254V31H253ZM258 32H259V30H258ZM172 33H173V32H172ZM186 33H187V32H186ZM203 33H204V32H203ZM212 33H213V32H212ZM225 33H227V32H225ZM225 33H223V35H224ZM242 33H243V32H242ZM248 33L250 34V32H248ZM259 33H260V32H259ZM262 33H264V32H262ZM262 33H260V35H261ZM106 34H108V32H107ZM109 34H110V33H109ZM112 34H113V33H112ZM133 34H134V33H133ZM133 34H132V36H133ZM135 34L137 35L136 32H135ZM143 34H144V31H143ZM146 34H149V33H146ZM154 34H155V33H154ZM162 34H163V33H161L160 36H162ZM196 34H197V33H195L194 36H195ZM218 34H219V33H218ZM239 34H240V33H239ZM251 34H252V33H251ZM256 34H257V33H256ZM256 34H255V35H256ZM140 35H141V34H140ZM158 35H159V34H158ZM164 35H165V34H163V37H165ZM176 35H177V34H176ZM176 35H174L173 37H179V36H180V37H179L180 39L178 38V40H180V43H181L180 45L178 44V45H176V46L185 45V44H186V41L189 42V40H187V38H189V37L187 36V34H185V33H179V36H176ZM210 35H212V34H210ZM213 35H214V34H213ZM213 35H212V36H213ZM230 35H233V34H230ZM237 35H238V33H237ZM252 35H254V34H252ZM92 36H93V37H92ZM124 36H125V34H124ZM138 36H139V34H138ZM142 36H143V35H142ZM194 36H192V37H194ZM208 36H209V34H208ZM218 36H219V35H218ZM228 36H229V35H228ZM228 36H226V37L224 36V37L227 38ZM246 36H247V34H246ZM258 36H259V35H258ZM91 37H92V38H91ZM102 37H103V36H102ZM102 37H101V38H102ZM104 37H105V36H104ZM127 37L125 38L126 41L128 40ZM154 37H156V35H155ZM163 37H162V38H163ZM210 37H211V36H210ZM232 37H235V35L232 36ZM238 37H240V35L237 36V39H238ZM244 37H245V36H244ZM263 37H264V36H263ZM94 38H95V37H94ZM99 38H100V37H99ZM105 38H106V37H105ZM114 38H115V37H114ZM114 38H113V39H114ZM117 38H118V37H117ZM134 38H135V37H133L132 39H134ZM141 38H142V37H141ZM141 38H140V39H141ZM143 38H144V37H143ZM145 38H146V37H145ZM159 38H161V37H159ZM159 38L156 37L155 39L158 40ZM162 38H161V39H162ZM201 38H202V37H201ZM214 38H215V36H214ZM221 38H222V37H221ZM229 38H230V37H229ZM229 38H228V39H229ZM252 38H253V37H252ZM255 38H256V37H255ZM255 38H254V40H255ZM259 38H260V37H258V40H260ZM92 39H93V40H92ZM103 39H104V38H103ZM107 39H108V37H107ZM109 39H110V38H109ZM109 39H108V40H109ZM119 39H121V38H119ZM123 39H124V38H123ZM123 39H122V41H124ZM147 39H151V38H147ZM163 39H164V38H163ZM170 39H173V38H170ZM170 39H169V40H170ZM192 39H193V38H192ZM198 39H199V38H198ZM244 39H245V40H246V39L248 40L249 38H243V40H244ZM261 39H262V38H261ZM135 40H136V41H134V40H133V41H134V42H137L138 39H135ZM145 40H146V39H145ZM145 40H144L143 42H145ZM153 40H154V39H153ZM164 40H165V39H164ZM164 40H162V41H164ZM166 40H167V39H166ZM212 40H213V39H212ZM216 40H217V39H216ZM218 40H220V39H218ZM223 40H224V39H223ZM225 40H226V39H225ZM241 40H242V39H241ZM245 40H244V41H245ZM250 40H251V39H249V41H250ZM254 40H253V42H250V43H248L249 41H248V42L245 41L246 43H243V42H244V41H243L241 45H236V46L233 45V47H235L234 50H233V52H232L234 58H235V59H239V60H241V61H243V62H245V63L255 62V60H256V63H257V64H258V63L260 64V61H259V60H261V59L263 58V56H264V54H262V52H260V51H264V48H263L264 45H261V43H260V44L257 43V45H258V46H257L255 43H256L258 40H257V39H256L257 41H256V40L254 41ZM262 40H263V39H262ZM103 41H105V40H103ZM114 41L116 42L117 39H116V40L114 39ZM130 41H131V40H130ZM141 41H142V40H141ZM220 41H221V40H220ZM226 41H227V40H226ZM228 41H229V40H228ZM236 41H237V40H236ZM251 41H252V40H251ZM108 42H109V41H108ZM143 42H141V43H143ZM146 42H147V41H146ZM146 42H145V43H146ZM149 42H150V40H149ZM149 42H148V43H149ZM156 42H157V41H156ZM164 42H165V41H164ZM168 42H169V41H168ZM222 42H224V41H222ZM222 42H220V43H222ZM230 42H232V40H230ZM230 42H228V43H230ZM104 43L106 44V42H104ZM110 43H111V42H110ZM110 43H109V44H110ZM119 43H121V42H119ZM122 43H123V42H122ZM127 43H128V42H127ZM139 43H140V42H139ZM153 43H154V42L152 41V44H153ZM162 43H163V42H162ZM166 43H167V42H166ZM169 43H170V42H169ZM175 43H176V42H175ZM177 43H179V42L177 41ZM177 43H176V44H177ZM192 43H193V42H192ZM202 43H203V42H202ZM215 43H216V41H215ZM215 43H214V44H215ZM238 43H239V42H238ZM238 43H237V44H238ZM109 44H108V45H109ZM123 44H124V43H123ZM230 44H231V43H230ZM230 44H229V45H230ZM234 44H235V43H234ZM113 45H114V44H113ZM137 45H139V44H137ZM150 45H151V44H150ZM166 45H167V44H166ZM201 45H202V44H201ZM223 45H224V43H223ZM225 45H226V44H225ZM19 46H20V44L18 43V47H19ZM36 46H37V47H36ZM41 46H40V47H41ZM62 46H63V47H62ZM105 46H106V45H105ZM111 46H112V45H111ZM115 46H117V44H116ZM127 46H128V45H127ZM151 46H152V45H151ZM162 46H164V45H162ZM170 46H171V43H170V45H169L168 47L170 48ZM187 46L189 47V44H187ZM191 46H192V45H191ZM196 46H197V45H196ZM208 46H209V45H208ZM212 46H213V45H212ZM214 46H215V45H214ZM214 46H213V47H214ZM220 46H221V45H220ZM260 46H261V50L259 51ZM15 47H16V46H15ZM22 47H24V46H22ZM25 47H26V46H25ZM132 47H133V46H132ZM138 47H139V46H138ZM141 47H142V46L140 45V48H141ZM149 47H150V46H149ZM155 47H156V46H155ZM155 47H154V48H155ZM160 47H161V45H160ZM222 47H225V46H222ZM230 47L232 48V46H230ZM230 47H229V48H230ZM55 48L57 49L56 46H55ZM61 48H60V50H62ZM111 48H113V46H112ZM114 48H115V50H116V49L118 48V46H117V48H116V47H114ZM127 48H129V46H128ZM140 48H139V49H140ZM151 48H153V47H151ZM173 48H174V47H173ZM179 48L182 49L183 47H179ZM193 48H194V47H193ZM2 49H0V50H2ZM24 49H25V48H24ZM46 49H47V48H46ZM48 49H49V47H48ZM120 49H121V48H120ZM122 49H123V47H122ZM129 49H130V48H129ZM137 49H138V48H137ZM149 49H150V48H149ZM157 49H159V51H160L161 48H159V46H158V47L155 48L154 50L157 51ZM174 49H175V48H174ZM195 49H196V48H195ZM195 49H194V51H195ZM211 49H212V47H211ZM227 49H228V48H227ZM7 50H6V51H7ZM28 50H29V49H28ZM28 50H27V51H28ZM30 50H31V49H30ZM30 50H29V51H30ZM103 50H104V49H103ZM112 50H113V49H112ZM115 50H114V52H116ZM123 50H124V49H123ZM123 50H122V51H123ZM130 50H131V49H130ZM143 50H144V49H143ZM146 50H147V49H146ZM150 50H152V49H150ZM164 50H165V49H164ZM164 50H162V51H164ZM167 50H168V49H167ZM183 50H184V49H183ZM186 50H187V49H186ZM207 50H208V49H207ZM229 50H230V49H229ZM3 51H2V52H3ZM8 51H7V52H8ZM13 51H14V49H13ZM15 51H16V50H15ZM17 51H18V48H17ZM23 51H24V50H23ZM29 51H28V52H29ZM33 51H34V50H33ZM35 51H37V50H35ZM41 51H42V50H41ZM56 51H57V50H56ZM63 51H64V50H63ZM63 51H61V53H62ZM100 51H101V50H100ZM135 51H136V50H135ZM137 51H141V50H137ZM137 51H136V52H137ZM159 51H158V52H159ZM188 51H189V50H188ZM197 51H198V50H197ZM200 51H201V50H200ZM202 51L204 52V48H203ZM231 51H232V50H231ZM4 52H3V54H4ZM18 52H19V51H18ZM25 52H26V51H25ZM25 52H24V53H25ZM43 52H44V51H43ZM45 52H46V51H45ZM45 52H44V53H45ZM68 52H69V51H68ZM110 52H111V51H110ZM133 52H134V51H133ZM133 52H131V53L133 54ZM145 52H146V51H145ZM148 52H149V51H148ZM148 52H147V53H148ZM150 52H151V51H150ZM158 52H157V54H158ZM180 52H181V51H180ZM183 52H184V51H183ZM185 52H186V51H185ZM189 52H190V51H189ZM203 52H202V53H203ZM5 53H6V52H5ZM8 53L10 54V52H8ZM13 53H17V52H13ZM32 53H33V52H32ZM37 53H38V52H37ZM37 53H36V54H37ZM47 53H48V52H47ZM53 53H54V52H53ZM55 53H56V52H55ZM55 53H54V54H55ZM59 53H60V52H59ZM65 53H66V52H65ZM69 53H70V52H69ZM111 53L113 54V51H112ZM121 53H122V52H121ZM129 53H130V52H129ZM134 53H135V52H134ZM138 53H139V52H138ZM140 53H141V52H140ZM143 53H144V51H143ZM198 53H199V52H198ZM200 53H201V52H200ZM212 53H213V52H212ZM214 53H215V52H214ZM223 53H224V52H223ZM0 54H1V56H2V53H1V52H0ZM30 54H31V53H30ZM33 54H34V53H33ZM33 54H32V55H33ZM41 54H42V53H41ZM51 54H52V53H51ZM66 54H67V53H66ZM66 54H65V55H66ZM92 54H93V55H92ZM124 54L126 55V53H123V56H124ZM154 54H155V53H154ZM173 54H174V53H173ZM189 54H190V53H189ZM14 55H15V54H14ZM16 55H19V54H16ZM24 55H25V54H24ZM43 55H44V54H43ZM48 55L50 56V53H48ZM63 55H64V54H63ZM63 55H62V56H63ZM69 55H70V54H69ZM127 55L129 56V54H127ZM127 55H126V57H127ZM130 55H131V54H130ZM133 55H134V54H133ZM133 55H132V56H133ZM141 55L143 56V54H141ZM149 55H150V54H149ZM151 55L154 56V55L152 54V52H151ZM160 55H161V54H160ZM163 55H164V52H163ZM163 55H162L161 57H164ZM178 55H179V54H178ZM183 55H184V54H183ZM183 55H182V56H183ZM208 55H209V54H208ZM228 55H230V54H228ZM1 56H0V57H1ZM4 56H6V54H5ZM21 56H23V54H22ZM27 56H29V54H28ZM41 56H42V55H40V57H41ZM51 56H52V55H51ZM66 56H67V55H66ZM139 56H140V55H139ZM169 56H170V54H169ZM184 56H185V55H184ZM202 56H203V55H201V57H202ZM210 56H211V55H210ZM213 56H214V55H213ZM233 56H232V57H233ZM10 57H12V56H10ZM19 57H20V56H19ZM40 57H39V58H40ZM42 57H43V56H42ZM70 57H71V55H70ZM95 57H96V56H95ZM126 57H123V58H126ZM161 57L158 58V61L162 60V59H160ZM171 57H172V56H171ZM175 57H177V56H175ZM196 57H197V55H196ZM204 57H205V56H203V58H204ZM208 57H209V56H208ZM219 57H220V56H219ZM230 57H231V56H230ZM6 58H7V56H6ZM21 58H22V59L25 58V59H24V62H25L26 59H27V58L24 57V56L21 57ZM39 58H38V55H37V57L35 56L34 58H32V60H34V63L36 64V68H38V67L40 66V65H39V66L37 67L38 62L40 61ZM73 58L76 59V56L73 57ZM73 58H72V59H73ZM79 58H80V57H79ZM92 58H93V57H91V59H92ZM97 58H98V57H97ZM111 58H112V57H111ZM120 58H122V57H120ZM167 58H169V57H167ZM167 58H166V59H167ZM179 58H181L180 55H179ZM179 58H177L178 61H179ZM190 58H191V57H190ZM206 58H207V56H206ZM223 58H225V57H223ZM228 58H229V57H228ZM234 58H233V59H234ZM3 59H4V58H3ZM7 59H10V58H7ZM15 59H16V57L14 58V60L12 59V62L8 63L7 65L5 64V63H7V62H5V61H4V62H5V63H4L5 65L0 64V73H4L5 75H7L8 73H11V75H13L14 72L17 73V71H19L18 68H19V66H20V61H17L19 58H18L17 60H15ZM22 59H20V60H22ZM28 59H29V58H28ZM42 59H43V58H42ZM44 59L46 60L47 58L44 57ZM48 59H49V58H48ZM48 59H47V61H48ZM51 59H52V58H51ZM51 59H49V60H51ZM98 59H100V58H98ZM104 59H105V58H104ZM104 59H103V61H104ZM109 59H110V58H109ZM151 59H152V58H151ZM153 59H154V58H153ZM207 59H208V58H207ZM210 59H211V58H210ZM218 59H219V58H218ZM258 59H259V60H258ZM4 60H6V59H4ZM68 60H69V59H68ZM105 60H106V59H105ZM113 60H114V59H113ZM120 60H121V59H120ZM149 60H150V59H149ZM185 60H186V59H184L183 61H185ZM198 60H199V59H198ZM204 60H205V58L203 59V61H204ZM211 60H212V59H211ZM216 60H217V59H216ZM223 60H224V59H223ZM225 60L227 61V59H225ZM228 60H230V59H228ZM1 61H2V60H1ZM8 61H9V60H8ZM10 61H11V60H10ZM47 61H46V62H47ZM73 61H74V59L72 60V62H73ZM85 61L88 62V60H85V59H84L83 62H85ZM133 61H134V60H133ZM144 61H145V60H144ZM152 61H153V60H152ZM156 61H157V60L155 59L154 62H156ZM163 61H164V60H163ZM220 61H221V59H220ZM220 61H219V63H221ZM261 61H262V60H261ZM263 61H264V58H263ZM2 62H3V61H2ZM24 62H23V63L21 62V63L24 64ZM41 62H43V61L41 60ZM44 62H45V61H44ZM46 62H45L44 64H47ZM48 62H49V61H48ZM62 62H66V61H62ZM62 62H61V63H62ZM70 62H71V61H70ZM75 62H76V60H75ZM118 62H119V61H118ZM150 62H151V61H150ZM198 62H199V61H198ZM222 62H224V61H222ZM30 63H32V62H31V60L29 59V62H27V64H25V66H26V65L28 66ZM79 63H80V61L78 62V64H79ZM94 63H95V62H94ZM99 63H100V62H99ZM102 63H104V62H102ZM105 63H106V62H105ZM105 63H104V64H105ZM107 63H108V62H107ZM124 63H125V62H124ZM140 63H141V62H140ZM151 63H152V62H151ZM161 63H162V62H161ZM165 63H167V62L165 61ZM181 63H183V62H181ZM201 63H202V62H201ZM32 64H33V63H32ZM35 64L32 65V66L35 67ZM49 64H50V63H49ZM51 64H52V63H51ZM64 64H65V63H64ZM67 64H68V63H67ZM71 64H72V63H71ZM90 64H91V62H90ZM95 64H97V62H96ZM95 64H94V66H95ZM110 64H111V63H110ZM119 64H121V63H119ZM155 64H157V63H154V65H155ZM163 64H164V63H163ZM208 64H209V63H208ZM223 64H224V63H223ZM259 64H258V65H259ZM75 65H76V64H74V65H72V66L76 68ZM81 65H82V64H81ZM81 65H80V67H81ZM99 65H100V64H99ZM106 65H107V64H106ZM108 65H109V64H108ZM161 65H162V64H161ZM177 65H179V63H177ZM183 65H184V64H183ZM198 65H199V64H198ZM234 65H235V64H234ZM240 65H241V64H240ZM240 65H239V66H240ZM254 65H255V64H254ZM258 65H257V66H258ZM21 66H22V65H21ZM51 66H53V65H51ZM66 66L69 67L68 65H66ZM70 66H71V65H70ZM118 66H119V65H118ZM122 66H123V65H122ZM128 66H129V65H128ZM167 66H168V65H167ZM186 66H187V65H186ZM202 66H203V65H202ZM202 66H200L199 69H200ZM208 66H209V65H208ZM232 66H233V65H232ZM237 66H238V65H237ZM243 66H244V65H243ZM251 66H253V65H251ZM261 66H262V65H261ZM263 66H264V65H263ZM43 67H44V66H43ZM46 67H47V66H45V68H46ZM90 67H91V65H90ZM92 67H93V65H92ZM114 67H115V66H114ZM151 67H152V66H151ZM163 67H164V66L162 65L161 68H163ZM165 67H166V65H165ZM174 67H175V66H174ZM184 67H185V66H184ZM187 67H188V66H187ZM189 67H190V66H189ZM189 67H188V68H189ZM204 67H205V66H204ZM204 67H203V68H204ZM224 67H225V66H224ZM24 68L27 69V68H29V66H28L27 68H26V67H24ZM32 68H33V67H32ZM40 68H42V67L40 66ZM45 68H44V69H45ZM50 68H51V67H50ZM64 68H66V67H64ZM64 68H63V69H64ZM77 68H78V66H77ZM81 68L83 69V67H81ZM95 68H97V66H95ZM103 68H104V67H103ZM111 68H112V67H111ZM111 68H110V69H111ZM117 68H118V67H117ZM153 68H155V67H153ZM161 68H160V69H161ZM170 68H171V67H170ZM185 68H186V67H185ZM188 68H187V69H188ZM190 68L193 69V67H190ZM194 68H195V66H194ZM206 68H207V67H206ZM206 68H204V69H206ZM208 68H209V67H208ZM233 68H235V67H232V69H233ZM241 68H242V67H241ZM22 69H23V68H22ZM58 69H60V68H58ZM63 69H62V70H63ZM82 69H81V70H82ZM92 69H93V68H92ZM107 69H109V67H108ZM150 69H151V68H150ZM156 69H157V66H156ZM178 69H179V68H177V70H178ZM181 69H182V68H181ZM197 69H198V68H197ZM197 69H196V70H197ZM244 69H245V68H244ZM250 69H251V68H250ZM258 69H259V68H258ZM27 70H29V69H27ZM27 70H25V71H27ZM32 70H33V69H32ZM32 70H29V71H32ZM41 70H42V69H41ZM45 70L47 71L48 69H45ZM62 70H60V71H62ZM68 70H69V69H67L66 71H68ZM71 70H72V68H71ZM75 70H76V69H75ZM93 70H94V69H93ZM105 70H106V69H105ZM125 70H126V69H125ZM129 70H130V69H129ZM145 70H147V69H145ZM164 70H166V69H164ZM164 70H163V71H164ZM173 70H174V69H173ZM189 70H190V69H189ZM215 70H216V69H215ZM225 70H226V69H225ZM242 70H243V68H242ZM254 70L256 71V69H254ZM254 70H253V71H254ZM263 70H264V69H263ZM33 71H34V70H33ZM52 71H53V70H52ZM55 71H57V70H55ZM58 71H59V70H58ZM73 71H74V69H73ZM86 71L88 72V70H86ZM90 71H91V70H90ZM95 71H96V70H95ZM116 71H117V70H116ZM148 71H149V70H147V72H148ZM158 71H159V69H158ZM175 71H176V70H175ZM197 71H198V70H197ZM199 71H200V70H199ZM199 71H198V72H199ZM223 71H224V70H223ZM230 71H232V70H230ZM243 71H244V70H243ZM248 71H249V69H248L246 72H248ZM19 72H20V71H19ZM19 72H18V73H19ZM21 72H23V71H21ZM50 72H51V71H50ZM63 72H64V71H63ZM81 72H82V71H81ZM112 72H114V71H112ZM118 72H119V71L115 72V74L118 73ZM120 72H121V71H120ZM129 72H130V71H129ZM151 72H152V70H151ZM153 72H154V70H153ZM159 72L162 73V71H159ZM166 72H167V71H166ZM201 72H202V69H201ZM227 72H229V71H227ZM246 72H245V73H246ZM249 72H250V71H249ZM257 72H258V71H257ZM263 72H264V71H262V73H263ZM6 73H7V74H6ZM23 73H25V72H23ZM48 73H49V72H48ZM65 73H67V72H65ZM72 73H73V72H72ZM79 73H80V72H79ZM90 73H91V72H90ZM106 73H107V72H106ZM126 73H127V72H126ZM135 73H136V72H135ZM156 73H157V71H156ZM167 73H168V72H167ZM204 73H205V72H204ZM213 73H214V71L212 72V74H213ZM224 73H225V72H224ZM224 73H223V74H224ZM243 73H244V72H243ZM253 73H254V72H253ZM258 73H259V72H258ZM4 74H3V75H4ZM56 74H57V73H56ZM62 74H64V73H62ZM76 74H77V73H76ZM107 74L110 75V72L107 73ZM133 74H134V73H133ZM157 74H158V73H157ZM159 74H160V73H159ZM162 74H163V73H162ZM162 74H160V75H162ZM170 74H172V73L169 72L168 75H170ZM206 74H207V73H206ZM206 74H205V75H206ZM215 74H216V73H215ZM217 74H218V73H217ZM226 74H227V73H226ZM16 75H17V74H16ZM20 75H21V74H20ZM20 75H19V76H20ZM32 75H33V77H34L33 79H35V78H36V77H35V74H32ZM36 75H37V74H36ZM46 75H47V74H46ZM50 75L53 76L52 73H51ZM50 75H49V76H50ZM70 75H71V74H70ZM77 75H78V74H77ZM81 75H82V74H81ZM81 75H80V76H81ZM111 75H112V74H111ZM113 75H114V74H113ZM122 75H123V74H122ZM122 75H121V76H122ZM129 75H130V76L127 77V79L125 80V82H127V83L130 84V85H136V84H137V83H136V82H137V81H136L137 79H135V77H134L135 75H134V76L131 75V74H129ZM138 75H139V74H138ZM141 75H142V73H141ZM149 75H150V73H149ZM160 75H159V76H160ZM163 75H166V74L164 73ZM176 75H177V74H176ZM199 75H200V73H199ZM205 75L203 74V76H205ZM207 75H208V74H207ZM213 75H214V74H213ZM213 75H212V76H213ZM233 75H234V74H233ZM255 75H257V73H256ZM8 76H9V74H8ZM8 76H5V77H8ZM13 76L16 77L15 75H13ZM13 76H12V79H13ZM17 76H18V75H17ZM19 76H18V77H19ZM22 76H23V75H21V77H22ZM26 76H27V75H26ZM26 76H25V78H26ZM28 76H29V75H28ZM41 76H42V75H41ZM47 76H48V75H47ZM51 76H50V77H51ZM59 76H61L60 73H59ZM64 76H65V75H64ZM64 76H63V77H64ZM85 76H86V75H85ZM85 76H84V77H85ZM87 76H88V75H87ZM89 76H90V74H89ZM106 76H107V75H106ZM174 76H175V75H174ZM220 76H221V75H220ZM229 76H230V75H229ZM235 76H236V75H235ZM237 76H238V75H237ZM247 76H248V75H247ZM247 76H246V77H247ZM1 77H2V76H1ZM5 77H4V80H5ZM39 77H40V76H39ZM67 77H68V75H66V78H67ZM72 77H73V76H71V78H72ZM97 77H98V76H97ZM103 77H104V76H103ZM118 77H119V76H118ZM125 77H126V76H125ZM177 77H178V76H177ZM188 77H189V76H188ZM209 77H210V76H209ZM216 77H217V79H218V76H215V75H214V77H213V80H214V81L217 80V79H214V78H216ZM222 77H223V76H222ZM222 77H221V78H222ZM226 77H228V76H226ZM243 77H244V76H243ZM252 77H253V76H252ZM256 77H257V76H256ZM258 77H259V76H258ZM40 78H41V77H40ZM59 78H60V77H59ZM69 78H70V77H69ZM87 78H88V77H87ZM89 78H90V77H89ZM105 78H106V77H105ZM105 78H104L103 80H105ZM153 78H154V76H153ZM159 78H161V77H159ZM196 78H197V77H196ZM198 78H200V76H199ZM236 78H237V77H236ZM236 78H235V79H236ZM248 78H249V77H248ZM2 79H3V78H2ZM7 79H8V80H6V81H9V79H11V78H7ZM19 79L21 80L22 78H19ZM31 79H32V76H31ZM31 79H30V80H31ZM36 79H37V78H36ZM81 79H83V77H81ZM81 79H80V80H81ZM101 79H102V78H101ZM148 79H149V78H148ZM154 79H156V78H154ZM157 79H158V78H157ZM163 79H164V76H163ZM169 79H170V78H169ZM174 79H177V78H174ZM190 79H191V78H190ZM229 79H230V77H229ZM252 79H254V77H253ZM261 79H263V78H261ZM22 80H23V79H22ZM22 80H21V81H22ZM24 80H25V79H24ZM26 80H27V78H26ZM64 80H65V79H64ZM64 80H61V81L63 82ZM68 80H69V79H68ZM72 80H74V79H72ZM78 80H79V79H77V81H78ZM87 80H90V79H87ZM94 80H95V79H94ZM99 80H100V79H99ZM107 80H108V81L110 80V82H111L112 79H109V78H108ZM107 80H106L105 83H107ZM119 80H120V79H119ZM119 80H118V81H115V82L113 81V85H115V86H116V85H117V86H120V85H121L120 82L122 81V79H121V81H119ZM139 80H140V79H139ZM139 80H138V82H139ZM141 80H142V79H141ZM149 80H150V79H149ZM165 80H166V79H165ZM172 80H173V79H172ZM172 80H170V81H172ZM178 80H179V79H178ZM183 80H185V79L183 78ZM188 80H189V79H188ZM193 80H194V79H193ZM203 80H204V79H203ZM222 80H224V79H222ZM222 80H219V81H222ZM236 80H237V79H236ZM239 80L241 81V79H239ZM255 80H256V79H255ZM255 80H254V81H255ZM15 81H16V79H15ZM15 81H14V82H15ZM17 81H19V80H17ZM21 81H20V82H21ZM66 81H67V79H66ZM69 81H70V80H69ZM95 81H96V80H95ZM97 81H98V80H97ZM135 81H136V82H135ZM154 81H156V80H154ZM160 81H161V79H160ZM167 81H168V82H166V81H162V82H160V83L158 84V86H156V88L159 87V89L163 90V92L166 91V94H167V91H170V90L173 91V88H176V87H175V85H177L176 83H180L179 81H177V82H175V83H174L173 81L170 82L168 79H167ZM195 81H196V80H195ZM211 81H212V80H211ZM224 81H225V80H224ZM230 81H231V80H230ZM230 81H229V82H230ZM233 81H234V80H233ZM233 81H232V83H233ZM246 81H247V80H246ZM246 81H245V82H246ZM1 82H2V81H1ZM1 82H0V83H1ZM12 82H13V81H12ZM24 82H25V81H24ZM27 82H28V80H27ZM30 82H31V81H30ZM82 82H83V81H82ZM82 82H81V83H82ZM98 82H99V81H98ZM110 82H109L108 84H111ZM145 82H146V81H145ZM145 82H144V83H145ZM156 82H157V81H156ZM182 82L184 83V81H182ZM189 82H192V81H189ZM189 82H187V84H189L188 87L190 88V87L192 86V84L189 83ZM200 82H201V81H200ZM200 82H197V83H200ZM222 82H223V81H222ZM245 82H244V83H245ZM248 82H249V81H248ZM252 82H253V80H252ZM257 82H258V80H257ZM6 83L8 84V82H5V83H3V84H6ZM9 83H10V81H9ZM22 83H23V82H22ZM25 83H26V82H25ZM64 83H65V81H64ZM67 83H68V81H67ZM69 83H70V82H69ZM69 83H68V85H71V83H70V84H69ZM72 83H73V85H71V86L73 87L74 84H75L76 82L72 81ZM78 83H79V82H78ZM81 83H79L78 85L80 86ZM83 83H84V84L86 83L85 80H84ZM88 83H89V82H88ZM92 83H93V82H91V84H92ZM105 83L103 84V82H101L100 85L102 84V85H103V88H104ZM135 83H136V84H135ZM142 83H143V82H142ZM146 83H147V82H146ZM205 83H206V81H205ZM205 83H203L204 86H205V85H209V84H205ZM240 83H241V82H240ZM244 83H243V85L246 84V83H245V84H244ZM250 83H251V82H250ZM3 84H2V85H3ZM7 84H6V85H7ZM13 84H14V83H13ZM26 84H27V83H26ZM31 84L33 85V83H31ZM35 84H36V83H35ZM96 84H97V83H96ZM151 84H152V82L150 83V85H151ZM153 84H155V82H153ZM190 84H191V85H190ZM215 84H216V85L213 86L214 88H217V87H218V89L222 88V86L220 85L221 83L219 84V83L217 82V83H215ZM223 84H224V83H223ZM235 84H237V83L235 82ZM235 84H234V85H235ZM251 84H252V83H251ZM0 85H1V84H0ZM2 85H1V86H2ZM8 85H9V84H8ZM28 85H29V84H28ZM38 85H39V82H38ZM93 85L95 86L94 83H93ZM93 85H92V86H89V87H91V89H93V88H92ZM113 85H112V86H113ZM139 85H140V84H139ZM146 85H147V84H146ZM146 85H145V86H146ZM148 85H149V84H148ZM180 85H181V84H180ZM246 85H247V84H246ZM257 85H258V83L254 85V82H253V86H257ZM261 85H262V84H261ZM4 86H5V85H4ZM11 86H12V83H11ZM11 86H9V87L11 88ZM13 86H14V85H13ZM13 86H12V87H13ZM21 86H22V85H20V87H21ZM23 86H24V85H23ZM29 86H31V85H29ZM65 86H66V85H65ZM76 86H77V85H76ZM76 86H75V89H76ZM110 86H111V85H110ZM127 86H128V85H127ZM136 86H137V85H136ZM136 86H135V87H136ZM181 86H183V84H182ZM209 86H211V85H209ZM2 87H3V86H2ZM2 87H1V89H2ZM15 87H19V86L16 85ZM15 87H14V88H15ZM20 87H19V88H20ZM34 87H36V86H34ZM41 87H42V86H41ZM61 87H62V85H61ZM63 87H64V86H63ZM80 87H81V86H80ZM84 87H86V86L84 85ZM95 87H97V86H95ZM101 87H102V86H101ZM140 87H141V86H140ZM194 87H195V85H194ZM213 87H212V88H213ZM228 87H229V86H228ZM228 87L225 89V91H223V90L220 91V90L217 89L218 91H214V92H213V91H212L213 89H211L212 94L219 93V92H222V93H223V94H221L220 96H219V95L216 96L217 100L219 101V105H222L223 103H227V102L229 103V101L232 100L231 98H234L233 95H232L233 97H231V98L228 96V95H230V93H231L230 89H229V91L227 90ZM231 87H233V85H232ZM241 87H242V86H241ZM262 87H263V86H262ZM262 87H261V88H262ZM5 88H6V87H5ZM14 88H13V89H14ZM19 88H17V89H18L17 91L19 92V94H21V92H20L21 89H19ZM27 88H29V87H27ZM30 88H31V87H30ZM68 88H70V87H67V89H68ZM97 88H98V87H97ZM110 88H112V87H110ZM115 88H116V87H115ZM121 88H122V87H121ZM124 88H125V87H124ZM124 88H123V89H124ZM148 88H149V87H148ZM148 88H147V90H148ZM150 88L152 89V86H150ZM154 88H155V86H154ZM179 88H180V87H179ZM179 88H178V89H179ZM184 88H185V87H184ZM186 88H187V87H186ZM200 88H201V87H200ZM205 88H206V87H205ZM207 88H208V87H207ZM210 88H211V87H210ZM223 88H225V87H223ZM256 88H258V86H257ZM13 89H10L11 92H10L9 90H7V91H9L10 93H13V92H12ZM15 89H16V88H15ZM41 89H42V88H41ZM44 89H45V88H44ZM70 89H73V88H70ZM79 89H80V88H79ZM95 89H96V88H95ZM99 89H100V88H98V89H96V90H99ZM105 89H106V88H104V90H105ZM117 89H118V88H117ZM119 89H120V88H119ZM123 89H122V90H123ZM125 89H126V88H125ZM129 89H130V88H129ZM133 89H134V88L132 87V88H131V91H132V93L134 94V92H135L136 90H135V89L133 90ZM140 89H141V88H140ZM142 89H143V88H142ZM159 89H158V90H159ZM178 89L176 88L177 92H178ZM187 89H188V88H187ZM259 89H260V88H259ZM5 90H6V89H5ZM22 90H23V89H22ZM28 90H29V89H28ZM34 90H35V88H34ZM51 90H52V89H51ZM62 90H64V89H62ZM76 90H77V89H76ZM83 90H84V89H83ZM87 90L89 91L90 89L88 88ZM111 90H112V89H111ZM111 90H110L109 92H111ZM122 90H121V91H122ZM176 90L173 91L174 94H176ZM188 90H189V89H188ZM199 90H200V89H199ZM232 90H233V89H232ZM234 90H235V89H234ZM7 91H6V93H7ZM17 91L15 90V92H17ZM24 91H26V90L24 89ZM46 91H47V90H46ZM55 91H56V90H55ZM71 91H72V90H71ZM74 91H75V90L73 89V94H74ZM79 91H80V90H79ZM84 91H85V90H84ZM90 91H91V90H90ZM100 91H101V90H100ZM102 91H103V90H102ZM107 91H108V90H107ZM112 91H113V90H112ZM116 91H117V90H116ZM118 91H119V90H118ZM123 91H124V90H123ZM138 91H139V89H138ZM144 91H145V89H144ZM151 91H154V90H151ZM151 91H150V92H151ZM196 91H197V90H196ZM196 91H195V89H194V92H196ZM211 91H210V92H211ZM226 91H228V92H226ZM241 91H242V90H241ZM0 92H1V91H0ZM27 92H29V91H27ZM27 92H26V93L24 92L25 94H23V95H26ZM35 92H36V91H35ZM35 92H34V93H35ZM39 92H40V91H39ZM39 92H38V93H39ZM67 92H68V91H67ZM69 92H70V91H69ZM82 92H83V91H82ZM86 92H87V91H86ZM113 92H114V91H113ZM124 92H125V91H124ZM139 92H140V91H139ZM173 92H172V93H173ZM186 92H187V91H186ZM190 92L192 93V91H190ZM229 92H230V93H229ZM232 92H233V91H232ZM252 92L254 93V91H252ZM256 92H258V91H256ZM259 92H260V90H259ZM30 93H31V92H30ZM32 93H33V92H32ZM40 93H41V92H40ZM42 93H43V92H42ZM75 93H76V92H75ZM104 93H105V91H104ZM127 93H128V92H127ZM142 93H143V92H141L140 94H142ZM146 93L149 94L148 92H146ZM146 93H145V94H146ZM155 93L157 94V91H156ZM164 93H165V92H164ZM169 93H170V92H169ZM183 93H184V92H183ZM242 93H243V92H242ZM13 94H14V93H13ZM13 94H11V95H13ZM58 94H59V93H58ZM61 94H62V93H61ZM70 94H71V93H70ZM76 94H77V93H76ZM76 94H74V95L76 96ZM86 94H87V93H86ZM105 94H108V93H105ZM109 94H110V93H109ZM145 94H144V97H145ZM147 94H146V95H147ZM161 94H163V93H161ZM161 94H160V95H161ZM193 94H194V93H193ZM196 94H197V93H196ZM233 94H236V93L233 92ZM259 94H260V93H259ZM259 94L257 93L256 95H259ZM0 95H1V94H0ZM23 95H22V96H23ZM42 95H43V94H42ZM59 95H60V94H59ZM62 95H63V94H62ZM67 95H68V96H74V95H69V94H67ZM91 95H92V94H91ZM102 95H103V94H102ZM111 95H112V94H111ZM117 95H118V94H117ZM152 95H153V94H152ZM152 95H151V96H152ZM163 95H164V94H163ZM163 95H162V96H163ZM182 95H183V94H181V96L179 95V96H180L179 98H181ZM186 95H190L189 92H188V94L186 93ZM191 95H192V94H191ZM191 95H190V96H191ZM7 96H8V95H7ZM18 96H19V95H18ZM27 96H28V95H27ZM31 96H32V95H31ZM33 96H34V95H33ZM49 96H50V95H49ZM64 96H65V95H64ZM75 96H74V98H75ZM88 96H90V95L88 94ZM106 96H107V95H106ZM112 96L114 97V94H113ZM115 96H116V95H115ZM137 96H138V95H137ZM142 96H143V94H142ZM177 96H178V94H177ZM184 96H185V95H184ZM195 96L197 97V95H195ZM195 96L193 95L194 98H195ZM202 96H203V100H204L203 102H205L206 99L211 98L210 95H208V93H207L206 90H204ZM237 96H238V94H237ZM243 96H244V95H243ZM10 97H12V96H10ZM16 97H17V96H16ZM20 97H21V96H20ZM28 97H29V96H28ZM36 97H37V96H36ZM46 97H47V99H48V95H46ZM76 97H77V96H76ZM82 97H83V96H82ZM93 97H94V95H93ZM100 97H101V96H100ZM100 97H99V98H100ZM104 97H105V96H104ZM149 97H150V96H149ZM149 97H148V98H149ZM152 97H153V96H152ZM171 97H172V96H171ZM171 97H170V98H171ZM186 97H187V96H186ZM193 97H191V98L194 99ZM238 97H239V98L236 97V99L234 98L233 101H237V102H239V104L236 105V106H237L238 108H242V109L244 110V111H243L244 116H246V117L248 116L247 119H249V121H250V120H254L252 123L255 125V130H256V132L259 134V136H261V131H264V103H261V104H260V103L254 102V100H251V99H247V100H246V99H242V98H243L242 96H241L242 98H241L240 96H238ZM244 97H245V96H244ZM259 97H260V95H259ZM1 98H2V97H1ZM3 98H4V99H2V101L5 103V100H6L5 98H6V96L3 97ZM40 98H41V97H40ZM42 98H43V97H42ZM42 98H41V99H42ZM54 98H55V97H54ZM74 98H73V99H72V98H71V99L68 98V99H69V101H70V100H74ZM77 98H78V97H77ZM90 98H91V96L89 97V99H90ZM106 98H107V97H106ZM121 98H122V96H121ZM142 98H143V97H142ZM145 98H146V97H145ZM161 98H162V97H161ZM173 98H174V97H173ZM182 98H183V97H182ZM14 99H15V96H14V98H12L13 102H14ZM36 99H37V98H36ZM43 99H44V98H43ZM45 99H46V98H45ZM49 99H50V98H49ZM78 99H80V98H78ZM89 99H88V100H89ZM91 99H92V98H91ZM96 99H97V96H96ZM102 99H103V98H102ZM108 99H109V98H108ZM114 99H115V97H114ZM119 99H120V98H119ZM155 99H157V98H155ZM197 99H198V98H197ZM252 99H253V98H252ZM258 99L260 100V98H258ZM12 100L10 99V103H11V104H12ZM20 100H21V99H20ZM22 100H23V102H24V99H22ZM22 100H21V105H22ZM50 100L52 101V100H53V97H52V99H50ZM55 100H56V99H55ZM88 100H87V101H88ZM103 100H104V99H103ZM124 100H125V99H124ZM127 100H128V97H127ZM148 100H149V99H148ZM151 100H152V99H151ZM157 100H158V99H157ZM157 100H156V101H157ZM168 100L170 101V99H168ZM172 100L175 101V98L172 99ZM172 100H171V101H172ZM179 100H180V99H179ZM0 101H1V100H0ZM2 101H1V105L3 104ZM15 101H16V100H15ZM17 101L20 102L19 99H18ZM28 101H29V100H28ZM35 101H36V100H35ZM40 101H41V100H40ZM42 101H43V100H42ZM42 101H41V102H42ZM47 101H48V100H46V104H47ZM51 101H49V102H51ZM60 101H61V100H60ZM64 101H66V100H62L63 104H66V103H64ZM69 101H68V102H69ZM74 101H75V100H74ZM79 101H80V100H79ZM84 101H85V100H84ZM84 101H83V102H84ZM92 101H94V100H92ZM104 101H106V100H104ZM104 101H103V102H104ZM114 101H115V100H114ZM118 101H119V100H118ZM128 101H129V100H128ZM128 101H126V102H128ZM144 101H145V100H144ZM149 101H150V100H149ZM169 101H168V102H169ZM180 101H181V100H180ZM196 101H197V100H196ZM210 101L212 102V100H210ZM245 101H246V103L249 101V102H248L249 104L247 105V104L245 103ZM6 102H7V101H6ZM8 102H9V99H8ZM36 102H37V101H36ZM38 102H39V101H38ZM41 102H40V104H41ZM80 102H81V101H80ZM111 102H113V99H112ZM123 102H125V101H123ZM130 102H131V101H130ZM130 102H129V103H130ZM134 102H135V101H134ZM151 102H153V101H151ZM161 102H162V101H161ZM181 102H182V101H181ZM189 102L191 103L190 100L188 101V103H189ZM197 102H198V101H197ZM263 102H264V101H263ZM14 103H15V102H14ZM33 103H34V102H33ZM69 103H72V102L70 101ZM74 103H77V101H75ZM78 103H79V102H78ZM81 103H82V102H81ZM87 103H88V102H87ZM89 103H90V102H89ZM98 103H99V101H98L96 104H98ZM107 103H109V102L107 101ZM107 103H106V105H109V104H110V103H109V104H107ZM113 103H114V102H113ZM132 103H133V102H132ZM136 103H137V102H136ZM145 103H146V102H145ZM153 103H154V102H153ZM175 103H176V102H175ZM183 103H184V101H183ZM195 103H196V102H195ZM206 103H207V102H206ZM228 103H227V107H228ZM7 104H8V103H7ZM7 104L5 103V105H7ZM36 104H38V103H36ZM43 104H44V103H43ZM43 104H42V105H43ZM49 104H50V103H49ZM52 104H53V106H54V101H53ZM79 104H80V103H79ZM82 104H83V103H82ZM93 104H95V102H94ZM93 104H92L91 106L86 107L87 111H85V113H84V114H86V116H87L88 114H90V115L97 114L96 116H98V115L101 113V111H102L103 108L100 110V107H102L104 103L102 104V106L100 105V107H98L99 109H97V108L94 109V108L92 107V106H94ZM99 104H100V103H99ZM115 104H116V103H115ZM115 104H114V105H115ZM120 104L122 105V103H120ZM120 104H119V105H120ZM139 104H141V103H139ZM151 104H152V103H151ZM154 104H155V103H154ZM158 104H159V103H158ZM192 104H194V103H192ZM196 104H197V103H196ZM198 104H199V103H198ZM209 104H210V103H209ZM3 105H4V104H3ZM9 105H10V104H9ZM25 105H26V104H25ZM70 105H71V104H70ZM77 105H78V104H77ZM106 105H105V106H106ZM111 105H112V104H111ZM116 105H118V103H117ZM121 105H120V106H121ZM128 105H129V104H128ZM128 105H127V106H128ZM130 105H131V104H130ZM136 105H137V104H136ZM165 105H166V104H165ZM184 105H185V104H184ZM212 105H214V104H212ZM223 105H224V104H223ZM223 105H222V106H223ZM225 105H226V104H225ZM18 106L20 107V104H19V103H18ZM27 106H28V104H27ZM27 106H26V107H27ZM32 106H33V105H32ZM34 106H35V105H34ZM36 106H37V105H36ZM36 106H35V108H36ZM44 106H45V105H44ZM51 106H52V105H51ZM53 106H52V107H53ZM59 106H60V105H59ZM63 106L65 107V106H67V105H63ZM63 106H62V107H63ZM123 106H124V104H123ZM133 106L136 107L135 105H133ZM142 106H144V103H143V105H140V106H139V107H140V110L142 109V108H141ZM157 106H159V105H157ZM182 106H183V104H182ZM187 106L189 107L188 104H187ZM190 106H191V105H190ZM192 106H193V105H192ZM192 106H191V107H192ZM196 106H197V105H196ZM198 106H200V105H198ZM203 106H204V105H203ZM8 107H9V106H8ZM10 107H11V106H10ZM14 107H15V108L17 107V102L15 103V106H14ZM14 107H13V108H14ZM23 107H24V106H23ZM38 107H39V106H38ZM41 107H42V106H41ZM55 107H56L55 109L57 110V106H55ZM64 107H63V108H64ZM84 107H85V105H84ZM103 107H104V106H103ZM107 107H108V106H107ZM116 107H117V106H116ZM162 107H163V105H162ZM175 107H176V106H175ZM175 107H174V108H175ZM227 107H226V108H227ZM0 108H1V107H0ZM2 108H5V107L3 106ZM6 108H7V106H6ZM35 108H34V109H35ZM42 108H43V107H42ZM50 108H51V107H50ZM50 108H49V109H50ZM104 108H105V107H104ZM112 108H113V107H112ZM114 108H115V107H114ZM149 108H151V107H148V108L145 107V108H143L144 111L142 112L143 114H141L142 117H144V116H146V115H149V114H148V113L150 112V111L148 112V110H150ZM159 108H160V107H159ZM159 108H158V109H159ZM174 108H173V109H174ZM176 108H180V107L177 106ZM181 108H182V107H181ZM183 108H184V107H183ZM186 108H187V107H186ZM193 108H194V106H193ZM193 108H191V109H193ZM198 108H199V107H198ZM9 109H11V108H9ZM16 109H18V107H17ZM30 109H31V108H30ZM47 109H48V108H47ZM59 109H60V108H59ZM76 109H77V108H76ZM109 109H110V108H109ZM115 109L117 110V108H115ZM115 109H114V110H115ZM129 109H130V108H129ZM136 109H137V108H135V110H136ZM161 109H162V108H161ZM163 109H165V108H163ZM168 109L170 110L171 107L168 108ZM195 109H197V107H196ZM219 109H220V108H219ZM229 109H230V108H229ZM2 110H3V109H2ZM14 110H15V109H14ZM36 110H37V109H36ZM44 110H45V109H43V112H44ZM51 110H52V108H51ZM63 110H64V109H63ZM66 110H67V109H66ZM66 110H65V111H66ZM79 110H80V108H79ZM103 110H104V109H103ZM126 110H127V109H126ZM152 110H153V109H152ZM180 110H183V109H180ZM200 110H202L203 113L208 114V115H210L211 113H215L216 116H217V113H216V112H218V111L215 110V108H212V106H209V105L206 106V107H202L201 109L199 108V111H200ZM221 110H222V109H221ZM5 111H6V109L4 110V112H5ZM7 111H8V109H7ZM9 111H10V110H9ZM52 111H53V110H52ZM57 111H58V110H57ZM68 111H69V110H68ZM71 111H75V110L72 109ZM108 111H109V110H108ZM137 111H138V110H137ZM137 111H135V112H137ZM160 111H161V110H160ZM183 111H184V110H183ZM185 111H186V110H185ZM22 112H23V111H22ZM22 112H21V113H22ZM25 112H26V111H25ZM40 112H42V110H41ZM45 112H46V111H45ZM45 112H44V113H45ZM69 112H70V111H69ZM82 112H83V111L78 112V109H77V116H78V118H80V120H81V118H86L85 116H83V117H79V116H81ZM102 112H104V111H102ZM105 112H106V111H105ZM112 112H113V111H112ZM121 112H122V111H121ZM124 112H125V111H124ZM153 112H154V111H153ZM156 112H157V111H156ZM194 112H195V110H194ZM219 112H220V111H219ZM219 112H218V113H219ZM16 113H17V112H16ZM66 113H68V112H66ZM139 113H140V112H139ZM160 113H161V112H160ZM184 113H185V112H184ZM186 113H187V111H186ZM188 113H189V111H188ZM192 113H193V111H192ZM230 113H231V112H230ZM2 114H3V113H2ZM17 114H19V112H18ZM30 114H32V113H30ZM30 114H29V115H30ZM41 114H42V113H41ZM50 114H54V112H53V113H50ZM56 114H59V113H56ZM56 114H55V119H56V117H57ZM63 114H64V111H63ZM112 114H113V113H112ZM112 114H111V115H112ZM116 114H118V113L116 112ZM129 114H130V113H129ZM135 114H136V113H135ZM176 114H177V113H176ZM195 114H197V113H195ZM198 114H199V112H198ZM222 114H223V113H222ZM234 114H235V113H234ZM241 114H242V113H241ZM241 114H240V115H241ZM8 115H9V114H8ZM11 115H12V114H11ZM11 115H10V116H11ZM15 115H16V114H15ZM15 115H14V116H15ZM64 115H65V114H64ZM66 115H67V114H66ZM70 115H71V114H70ZM70 115H69V116H70ZM73 115H74V114H72V116H73ZM82 115H83V114H82ZM108 115H109V114H108ZM172 115H173V113H172ZM178 115H179V114H178ZM184 115H185V114H184ZM184 115H183V116H184ZM193 115H194V114H193ZM208 115H207V116H208ZM211 115H212V114H211ZM225 115H226V114H225ZM231 115H232V114H231ZM3 116H4V115H3ZM5 116H6V114H5ZM17 116H19V115H17ZM17 116H16V118H17ZM24 116H25V115H24ZM34 116H35V115H34ZM37 116H38V115H37ZM37 116H35V117H37ZM69 116H67V118H69ZM72 116H70L71 119H72ZM104 116H105V115H104ZM114 116H115V115H114ZM128 116H129V115H128ZM151 116H153V115H151ZM155 116H156V114H155ZM185 116H186V115H185ZM191 116H192V115H191ZM191 116H190V117H191ZM216 116H214L215 119L213 118L214 121H215L216 119H217V121H218V118H217ZM229 116H230V114H229ZM235 116H236V115H235ZM6 117H8V116H6ZM11 117H12V116H11ZM21 117H22V115H20V118H21ZM30 117H31V116H30ZM89 117H91V116H89ZM92 117L95 118V116H92ZM102 117H103V116H102ZM107 117H108V116H106L105 118H107ZM116 117H117V116H116ZM132 117H133V116H132ZM134 117H136V116H134ZM160 117H162V116H160ZM197 117H198V116H197ZM200 117L202 118V116H200ZM208 117H209V116H208ZM218 117H219V116H218ZM221 117H222V116H221ZM221 117H220V118H221ZM224 117H225V116H224ZM237 117H238V115H237ZM1 118H2V117H1ZM3 118H4V117H3ZM3 118H2V119H3ZM16 118H15V119H16ZM22 118H23V117H22ZM61 118H62V119H65V117L63 118V115H62ZM96 118H98V117H96ZM99 118H100V117H99ZM108 118H111V117L109 116ZM112 118H114V117H112ZM112 118H111V119H112ZM123 118H125V117L123 116ZM123 118H122V119H123ZM138 118H139V117H138ZM138 118H137V119H138ZM147 118H148V117H147ZM157 118H159V115H158ZM168 118H169V117H168ZM174 118H175V116H174ZM229 118H230V117H229ZM229 118L227 119L228 121H229ZM12 119H14V118L12 117ZM28 119H29V117H28ZM31 119H33V118H31ZM38 119H39V118H38ZM38 119H34L33 122H35V120L38 121ZM52 119H53V118H52ZM57 119H58V118H57ZM59 119H60V118H59ZM59 119H58V120H59ZM62 119H61V120H62ZM76 119H77V118H76ZM89 119H90V118H89ZM92 119H93V118H92ZM92 119H90V120H92ZM119 119H120V117H119ZM119 119H118V120H119ZM122 119H120V120H122ZM127 119H128V118H127ZM139 119H141V118H139ZM139 119H138V121H139ZM145 119H146V118H145ZM151 119H152V118H151ZM161 119H162V118H160V120H161ZM170 119H171V118H170ZM207 119H209V118H207ZM207 119H206V120H207ZM235 119H236V117H235ZM241 119L243 120V118H241ZM247 119H245V120H247ZM3 120H4V119H3ZM6 120H7V119H6ZM18 120H19V119H18ZM20 120H21V122H22V124H23V123H24L23 120H22V119H20ZM20 120H19V121H20ZM50 120H51V119H50ZM74 120H75V119H74ZM74 120H73V121H74ZM84 120H88V117H87V119H84ZM104 120H105V119H104ZM114 120H117V118L114 119ZM133 120H135V119L133 118ZM147 120H148V119H147ZM180 120H181V119H180ZM180 120H179V121H180ZM197 120H199V119H197ZM200 120H201V119H200ZM200 120H199V121H200ZM211 120H212V119H211ZM14 121L16 122V120H14ZM31 121H32V120H31ZM69 121H70V119H69ZM69 121H68V122H69ZM73 121H72V122H73ZM77 121H78V120H75L74 123L77 122ZM123 121H125V120H123ZM130 121H131V119H130ZM130 121H129V122H130ZM135 121H136V120H135ZM135 121H133V122H135ZM140 121H141V120H140ZM145 121H146V120H145ZM145 121H144V122H145ZM157 121H158V120H157ZM161 121H162V120H161ZM161 121H160V122H161ZM168 121H169V120H168ZM172 121H173V120H172ZM177 121H178V120H177ZM187 121H188V120H187ZM202 121H205V120L202 119ZM208 121H209V120H208ZM225 121H226V120H225ZM240 121H241V120H240ZM3 122H4V121H3ZM9 122H10V121H9ZM12 122H13V120H12ZM26 122H27V121H26ZM41 122H42V121H41ZM54 122H55V121H54ZM59 122H61V121H59ZM80 122H82V121H80ZM99 122H101V123H99V124L102 125V121L99 120ZM103 122H104V121H103ZM107 122H108V120H107ZM107 122H106V125H107V127H109L110 122H109V124H108ZM152 122H153V121H152ZM154 122H156V121H154ZM160 122H157V124L159 123V125H161ZM185 122H186V121H185ZM197 122H198V121H197ZM226 122H227V121H226ZM247 122H248V121H247ZM6 123H8V121H7ZM16 123H17V122H16ZM88 123H89V122H88ZM96 123H97V120H96ZM96 123H95V125H96ZM112 123H113V122H112ZM112 123H111V126H112ZM121 123H122V122H121ZM130 123H131V122H130ZM141 123H142V121H141ZM148 123H149V122H148ZM180 123H181V122H180ZM200 123H201V122H200ZM206 123H207V122H206ZM206 123H205V124H206ZM208 123H209V122H208ZM208 123H207V125H208ZM218 123H219V121H218ZM236 123H237V122H236ZM19 124H20V123H19ZM19 124H17V125H19ZM40 124H41V123H40ZM47 124H48V123H47ZM54 124H55V123H54ZM61 124H63V123H61ZM65 124H66V122H65ZM77 124H78V123H77ZM79 124H80V123H79ZM115 124H116V123H115ZM123 124H124V123H123ZM142 124H143V123H142ZM150 124H151V123H150ZM150 124H149V125H150ZM153 124H156V123H153ZM192 124H193V122H192ZM192 124H191V125H192ZM211 124H212V122H211ZM215 124H216V123H215ZM226 124H227V123H226ZM3 125H4V124H3ZM3 125H2V127H3ZM8 125H9V123H8ZM20 125H21V124H20ZM20 125L18 126V128L20 127ZM36 125H38V124H35V126H33V127H35V128L37 127V128H38V126H36ZM67 125H68V124H66L65 126H67ZM73 125L75 126V124H73ZM84 125H85V124H84ZM89 125H90V123H89ZM91 125H92V123H91ZM97 125H98V123H97ZM103 125H104V124H103ZM118 125H119V124H118ZM133 125H135V124H133ZM144 125H145V124H144ZM149 125H148V126H149ZM163 125H167V123H166L165 121H163ZM180 125H181V124H180ZM194 125H196V124H194ZM216 125H217V124H216ZM222 125H223V124H222ZM227 125H228V124H227ZM237 125H238V124H237ZM240 125L242 126V124H240ZM0 126H1V124H0ZM13 126H14V125H13ZM27 126H29V125L27 124ZM52 126H53V125H52ZM70 126H71V124L69 125V128L67 127V129H66V137H67V136H71V135H73V133H74V131H73L72 129H70V128H71ZM82 126H83V125H81V127H82ZM98 126H99V125H98ZM98 126H97V127H98ZM114 126H115V125H114ZM123 126H124V125H123ZM123 126H121V127H123ZM129 126H130V125H129ZM129 126H128V127H129ZM140 126H141V125H140ZM142 126H143V125H142ZM142 126H141V127H142ZM152 126H153V125H152ZM181 126H182V125H181ZM197 126H198V125H197ZM213 126H214V125H213ZM213 126H211V127L213 128ZM4 127H5V126H4ZM15 127H16V126H15ZM22 127H23V125H22ZM24 127H25V126H24ZM40 127H42V126H40ZM40 127H39V128H40ZM87 127H88V126H87ZM87 127H86V128H87ZM92 127H93V126H92ZM92 127H91V128H92ZM94 127H95V126H94ZM99 127H100V126H99ZM102 127H105V129L107 128L106 126H102ZM115 127H116V126H115ZM119 127H120V126H119ZM119 127H116V128L119 129ZM126 127H127V126H126ZM136 127H137V125L135 126V128H136ZM158 127H159V126H158ZM207 127H208V126H207ZM214 127H215V126H214ZM216 127H218V125H217ZM227 127H228V126H227ZM234 127H235V126H234ZM239 127H240V126H239ZM10 128H11V127H10ZM13 128H14V127H13ZM35 128H34V129H35ZM42 128H44V130H46V129H47V126H46V127H42ZM45 128H46V129H45ZM48 128H49V127H48ZM57 128H58V127H57ZM61 128H62V127H60V129H61ZM63 128H64V127H63ZM82 128H83V127H82ZM112 128H113V126H112ZM145 128H146V127H145ZM145 128H142V129L146 130ZM147 128H148V130L150 129L149 127H147ZM165 128H166V127H165ZM199 128L201 129V126H199ZM212 128H208V129L211 130ZM219 128H220V127H219ZM240 128H241V127H240ZM240 128H239V129H240ZM0 129H2V128H0ZM11 129H12V128H11ZM21 129H22V128H21ZM23 129H24V128H23ZM49 129H50V128H49ZM51 129H53V128H51ZM60 129H59V130H60ZM64 129H65V128H64ZM64 129L62 130L63 133H64ZM77 129H78V128H77ZM77 129H76V130H77ZM80 129H81V128H80ZM113 129H114V128H113ZM113 129H112V130H113ZM121 129H122V128H121ZM126 129H127V128H126ZM133 129H134V127H133ZM155 129H156V128H155ZM161 129H162V128H160V130H161ZM166 129L168 130V126H167ZM184 129H185V128H184ZM190 129L192 130V128H190ZM216 129H218V128H215V130H216ZM223 129H224V128H223ZM227 129H228V128H227ZM16 130H18V129L16 128ZM39 130H40V129H39ZM53 130H54V129H53ZM55 130H56V129H55ZM55 130H54V131H55ZM83 130H84V129H82V131H80V132H83ZM85 130H86V129H85ZM97 130H98V129H97ZM108 130H109V129H108ZM127 130H128V129H127ZM136 130H137V129H136ZM139 130H140V128H139ZM139 130H137V131H139ZM148 130H147V131H148ZM180 130H182V129H180ZM196 130H197V129H196ZM204 130H205V129H204ZM215 130H214V131H215ZM218 130H219V129H218ZM237 130H238V129H236V132H238ZM5 131H6V129H5ZM26 131H28V130H26ZM32 131H33V130H32ZM48 131H50V130H48ZM48 131H47V132H48ZM78 131H79V130H78ZM86 131H87V130H86ZM92 131H93V130H92ZM105 131H106V130H105ZM140 131H141L140 134H137V135H138V136L141 135V137H144V138H146V139H147L149 136H151V134H152V133H151V129H150V131H149L151 134H150L149 132H145V133H146V134H145L144 132L142 133V130H140ZM162 131H163V130H162ZM165 131H166V130H165ZM186 131H187V130H186ZM223 131H225V130H223ZM226 131H228V130H226ZM15 132H16V131H15ZM18 132H19V131H18ZM114 132H115V131H114ZM116 132H117V130H116ZM124 132H125V131H124ZM128 132H129V131H128ZM157 132H158V131H157ZM160 132H161V131H160ZM174 132H175V131H174ZM181 132H182V131H181ZM187 132H188V131H187ZM187 132H185V133H187ZM200 132H201V131H200ZM209 132H210V131H209ZM211 132H212V131H211ZM218 132H219V131H218ZM220 132H221V129H220ZM233 132H235V131H233ZM233 132H232L231 135H233ZM240 132H241V131H240ZM240 132H238V133H240ZM1 133H3V131H2ZM4 133H5V132H4ZM45 133H46V131H45ZM45 133H44V131H43V134H44V135H45ZM48 133H49V132H48ZM50 133H51V131H50ZM50 133H49V134H50ZM84 133H85V131H84ZM112 133H113V132H112ZM119 133H120V132H119ZM131 133L133 134L134 132L131 131ZM162 133H163V132H162ZM166 133H168V132H166ZM170 133H173V131H171ZM178 133H179V132H178ZM202 133H203V132H202ZM205 133H207V134H205V138H206V135H208V132H205ZM216 133H217V131H216ZM226 133H227V132H226ZM37 134H38V132L36 133V135H37ZM40 134H41V133H40ZM74 134H75V133H74ZM78 134H81V133H77V134H76L77 138H78ZM85 134H86V133H85ZM85 134H83V135L85 136ZM93 134H94V133H93ZM159 134H161V133H159ZM193 134H195V133H193ZM199 134H201V133H199ZM209 134H210V133H209ZM214 134H215V132H214ZM221 134H222V133H221ZM235 134H236V133H235ZM258 134H256L257 137H258ZM27 135H28V134H27ZM27 135H26V136H27ZM61 135H62V134H61ZM63 135H64V134H63ZM63 135H62V136H63ZM81 135H82V134H81ZM83 135H82V136H83ZM135 135H136V134H135ZM135 135H133V136H135ZM162 135H163V134H162ZM168 135H169V133L167 134V136H168ZM174 135L177 136V134H174ZM174 135L172 134V135H170V137H171V136H174ZM179 135H180V134H179ZM181 135H183V134L181 133ZM212 135H213V134H212ZM222 135H224V132H223ZM236 135H237V134H236ZM236 135H234V136H236ZM251 135H252V134H251ZM251 135H250V136H251ZM8 136H9V135H8ZM22 136H23V134H22ZM46 136H49V135H46ZM46 136H45V137H46ZM84 136H83V138H84ZM131 136H132V135H131ZM131 136H130V137H131ZM133 136H132V137H133ZM157 136L160 137L161 135H157ZM175 136H174V137H175ZM187 136H188V135H187ZM196 136H197V135H196ZM226 136H227V135H226ZM247 136H248V135H247ZM254 136H255V135H254ZM254 136H253V137H254ZM19 137H20V136H19ZM29 137H30V136H29ZM31 137L33 138L32 134H31ZM38 137H39V136H38ZM40 137H41V136H40ZM49 137H51V136H49ZM64 137H65V136H64ZM86 137H87V136H86ZM93 137H94V136H93ZM127 137H128V136H127ZM132 137H131V138H132ZM155 137H156V136H155ZM168 137H169V136H168ZM174 137H173V140H175ZM178 137H180V136H178ZM178 137H177V138H178ZM192 137H193V136H192ZM198 137H199V136H198ZM198 137H197V138H198ZM209 137H210V135H209ZM211 137H212V136H211ZM220 137H221V135H220ZM232 137H233V136H232ZM27 138H28V136H27ZM32 138H31V139H32ZM43 138H44V137H43ZM70 138H71V137H70ZM79 138H80V137H79ZM91 138H92V137H91ZM135 138H136V136H135ZM171 138H172V137H171ZM182 138H183V137H182ZM188 138H189V137H188ZM193 138H194V137H193ZM201 138H203V137L201 136ZM205 138L202 139V140H204L203 142H204V144H205V145L203 144L204 146L201 145V146L204 147L203 150H206L207 147H208V146L206 145V143L209 142V144H210V142H211L210 139H209L208 137H207L208 139H207V138L205 139ZM215 138H217V135H216ZM218 138H219V137H218ZM229 138H230V137H229ZM233 138L235 139V138H237V137H233ZM243 138H244V137H243ZM3 139L5 140V138H3ZM15 139H16V138H15ZM17 139H19V138H17ZM17 139H16V141H17ZM28 139H29V138H28ZM28 139H27V140H28ZM31 139H30V140H31ZM44 139H46V138H44ZM44 139L41 138L42 141H43ZM68 139H69V138H68ZM93 139H94V138H93ZM136 139H137V138H136ZM151 139H152V137H151ZM151 139L149 138V141H150ZM155 139H156V138H155ZM158 139H159V138H158ZM162 139H163V138H162ZM164 139H165V138H164ZM168 139H169V138H167L166 140L169 141ZM191 139H192V138H191ZM212 139H214V138H212ZM223 139H224V138H223ZM225 139H226V138H225ZM237 139H238V138H237ZM244 139H246V138H244ZM247 139H249V138H247ZM258 139H259V138H258ZM0 140H1V139H0ZM4 140H3V141H4ZM23 140H24V139H22V142H23ZM34 140H35V139H34ZM39 140H40V139H39ZM51 140H52V139H51ZM51 140H50V141H51ZM54 140H55V139H54ZM58 140H59V139H58ZM69 140H70V139H69ZM129 140H130V139H129ZM132 140H133V139H132ZM140 140H141V139H138V141H140ZM152 140H153V139H152ZM160 140H161V139H160ZM183 140H184V139H183ZM202 140H201V141H202ZM216 140H218V139H216ZM227 140H230V139H227ZM239 140H240V139H239ZM14 141H15V140H14ZM19 141H20V139H19ZM36 141H38V140L36 139ZM78 141H79V140H78ZM146 141H147V140H146ZM155 141H157V139H156ZM155 141H154V143H155ZM158 141H159V140H158ZM171 141H172V140H171ZM176 141H178V140H176ZM192 141H193V140H192ZM194 141H195V143H197L196 140H194ZM199 141H200V140H199ZM232 141H234V140H232ZM232 141L230 142V144L232 143ZM244 141H245V140H244ZM255 141H256V140H255ZM255 141H254V142H255ZM5 142H7V141H5ZM8 142H9V141H8ZM12 142H13V141H12ZM12 142H11V144H12ZM17 142H18V141H17ZM28 142H29V141H28ZM44 142H45V144L47 143L46 141H44ZM48 142H49V141H48ZM51 142H52V141H51ZM51 142H50V143H51ZM67 142H69V141H67ZM88 142H90V140H89ZM92 142H94V140H93ZM92 142L89 144L90 146L88 147L90 151H93V153L95 152L96 154L105 153V151L107 152L108 149L105 150V148L103 149V147H101L100 149H102V150H100V149L97 147V144H98V143L96 144V143L94 142V143L96 144V146H95V144L92 143ZM99 142H100V141H99ZM129 142H130V141H129ZM147 142H148V141H147ZM147 142H145V143H147ZM151 142H152V141H151ZM169 142H170V141H169ZM169 142H168V143H169ZM178 142H179V141H178ZM188 142H190V141H187V143H188ZM227 142H228V141H227ZM227 142H226V143H227ZM247 142H248V141H247ZM257 142H258L259 144L256 143V144L258 145L257 147L255 146L256 148H258L257 151H256V153H255V152L245 151V152H247V153H248V152H249V153H252V157H253V158H256V159H254V160H255L254 162H256V163L253 162L254 164H250V166H249V165H248V166H249V168H250L251 165H255L256 167H261V168L263 169V168H264V143H261V142H259L258 140H257ZM39 143H40V142H39ZM50 143H47V144H50ZM75 143H76V142H75ZM80 143H81V142H80ZM83 143H84V142H83ZM104 143H105V142H104ZM143 143H144V142H143ZM154 143H153V144H154ZM162 143H163V142H162ZM162 143H161V145H162ZM170 143H171V142H170ZM170 143H169V146H170ZM180 143H181V142H180ZM183 143H186V141L183 142ZM193 143H194V142H193ZM212 143H213V142H212ZM228 143H229V142H228ZM236 143H237V141L235 142V144H236ZM239 143H241V142H239ZM2 144H4V143H2ZM5 144H7V143H5ZM35 144H37V143H34V145H35ZM40 144H43V143H40ZM63 144H64V143H63ZM114 144H115V143H114ZM148 144H149V143H148ZM159 144H160V142H159ZM178 144H179V143H178ZM181 144H182V143H181ZM189 144H190V143H189ZM197 144H200V143L198 142ZM214 144H215V143H214ZM216 144H217V143H216ZM223 144L226 145L225 142H223ZM230 144H229V148H230ZM235 144H234V145H235ZM16 145H17V143H16ZM67 145H68V144H67ZM157 145H158V144H157ZM163 145H164V144H163ZM166 145H167V143H166ZM166 145H165V146H166ZM184 145H185V144H184ZM192 145H194V144H192ZM195 145H196V144H195ZM220 145H221V144H220ZM236 145H237V147H235V149L237 150V149L240 148L241 144H240L239 147H238V143H237ZM243 145H244V144H243ZM2 146H3V145H2ZM12 146H15V145H12ZM12 146H8V148H10V147H12ZM20 146L23 147V145H20ZM24 146H25V145H24ZM36 146H37V145H36ZM44 146H46V145H44ZM82 146H83V144H82ZM87 146H88V145H86L85 147H87ZM138 146H139V145H138ZM140 146H141V145H140ZM151 146H152V144H151ZM151 146H149V147L151 148ZM154 146H155V145H154ZM158 146H160V145H158ZM165 146H164V148H165ZM226 146H227V145H226ZM232 146H233V145H232ZM253 146H254V145H252V147H253ZM4 147H6V146H4ZM26 147H27V146H26ZM71 147H72V146H71ZM99 147H100V146H99ZM107 147H108V146H107ZM107 147H106V148H107ZM110 147H111V146H110ZM160 147H161V146H160ZM171 147L173 148V145H172ZM174 147H175V149H176L177 146H174ZM187 147L190 148L188 145H187ZM187 147H186V148H187ZM192 147H193V146H192ZM194 147H195V146H194ZM215 147H216V146H215ZM220 147H221V146H220ZM220 147H219V149H220ZM243 147H244V146H243ZM24 148H25V147H24ZM29 148L31 149V147L28 146L27 149H29ZM32 148H33V147H32ZM34 148H35V147H34ZM44 148H49V150L51 149L50 146H49V147H44ZM67 148H68V147H67ZM108 148H109V147H108ZM113 148H114V147H113ZM117 148H118V147H117ZM164 148H161L162 151H163ZM213 148H214V146H213L211 149H213ZM221 148H222V147H221ZM229 148H228V149H229ZM233 148H234V147H233ZM245 148H247V147H245ZM0 149H1V147H0ZM5 149H7V148H5ZM11 149H12V148H11ZM13 149H14V148H13ZM18 149H19V148H17L16 150L18 151ZM20 149H21V147H20ZM20 149H19V150H20ZM25 149H26V148H25ZM27 149H26V150H27ZM36 149H38V147H37ZM109 149H111V148H109ZM156 149H157V148H156ZM167 149H168V147H167ZM169 149H170V148H169ZM169 149H168V150H169ZM179 149H180V148H179ZM179 149H178V150H179ZM190 149H191V148H190ZM192 149H193V148H192ZM224 149H225V148H224ZM224 149H222V150H224ZM226 149H227V148H226ZM228 149H227V150H228ZM235 149H234V150H235ZM241 149H242V148H241ZM248 149H249V148H248ZM26 150H25V151H26ZM38 150H39V149H38ZM65 150H66V148H65ZM69 150H70V149H69ZM80 150H81V149H80ZM113 150H114V149H113ZM152 150H154V149H152ZM157 150H160V148L157 149ZM168 150H167V151H168ZM170 150H171V149H170ZM181 150H183V149H181ZM184 150H185V149H184ZM188 150H189V149H188ZM196 150H197V149H196ZM198 150H199V148H198ZM216 150L218 151V148H217ZM222 150H221V153H222ZM232 150H233V149H232ZM246 150H247V149H246ZM1 151H2V150H1ZM3 151H4V150H3ZM11 151H12V150H11ZM14 151H15V150H14ZM14 151H13V153H14ZM20 151H21V150H20ZM44 151H45V150H44ZM58 151H59V150H58ZM90 151H89V152H90ZM111 151H112V150H111ZM114 151H115V150H114ZM193 151H194V150H193ZM209 151H210V150H209ZM212 151H215V150H212ZM228 151H229V150H228ZM238 151H240V149H239ZM253 151H254V150H253ZM8 152H10V151H8ZM18 152H19V151H18ZM18 152H17V154H18L19 156H21L20 158H23V157H22L23 155H20ZM30 152H31V151H30ZM40 152H42V151H40ZM45 152H46V153H44V154L48 155L47 153H49V152H47V151H45ZM60 152H61V151H60ZM60 152H59V153H60ZM69 152H70V151H69ZM84 152H85V151H84ZM109 152H110V151H109ZM171 152H172V151H171ZM180 152H181V151H180ZM182 152H183V151H182ZM186 152H187V151H186ZM189 152H190V153H188V155H190L191 153H193V154H191V156L194 155V153H195L196 155H197V153H198L197 151H196L197 153H196L195 151H194V152H191V150H190ZM233 152H235V151H233ZM242 152H243V151H242ZM245 152H244L243 154H245ZM6 153H7V152H6ZM24 153H25V152H24ZM34 153H35V150H34L33 155H32V157H31L32 160H34V159H33V157H34ZM42 153H43V152H42ZM57 153H58V152H57ZM59 153H58V154H59ZM66 153H67V152H66ZM87 153H88V152H87ZM110 153H111V152H110ZM112 153H113V152H112ZM117 153H118V152H117ZM150 153H151V152H150ZM152 153H154V152H152ZM156 153H161V150L155 152L154 154H156ZM162 153H163V152H162ZM164 153H165V152H164ZM204 153H207V151L204 152ZM211 153H212V152L210 151V154H211ZM214 153H215V152H214ZM218 153H219V152H218ZM224 153H225V155H226V151H225ZM227 153H228V152H227ZM231 153H232V152H231ZM249 153H248V157H249ZM0 154H1V153H0ZM3 154H4V153H3ZM15 154H16V153H15ZM17 154H16V155H17ZM27 154L29 155V152H28ZM31 154H32V153H31ZM36 154H37V153H36ZM36 154H35V155H36ZM44 154H43V155H44ZM50 154H51V153H50ZM53 154H55V153H53ZM58 154H57V155H58ZM90 154H91V153H90ZM120 154H121V153H120ZM168 154H170V153H168ZM177 154H179V153H177ZM183 154H185V153H183ZM202 154H203V151H202ZM237 154H240V152H237ZM6 155H8V154H6ZM6 155H5V156H6ZM9 155H10V153H9ZM11 155H12V154H11ZM11 155H10V156H11ZM16 155H14V156H16ZM18 155H17V157H18ZM28 155H27V156H28ZM38 155H40V154H38ZM46 155H44V156H40V157L42 158V157H45ZM66 155H67V154H66ZM66 155H65L64 158H62V159H65ZM68 155H69V154H68ZM71 155H72V154H71ZM71 155H70L69 157H71ZM75 155H76V154H75ZM77 155H78V153H77ZM80 155H81V154H80ZM106 155H107V154H106ZM126 155H127V158L129 159L128 154H126ZM126 155H125V156H126ZM129 155H130V154H129ZM132 155H133V154H132ZM140 155H141V154H140ZM163 155H164V154H163ZM172 155H174V154L172 153ZM175 155H176V154H175ZM181 155H182V154H181ZM199 155H200V154L198 153L197 156H199ZM203 155H204V154H203ZM212 155H213V154H212ZM214 155H216V154H214ZM214 155H213L212 157H214ZM217 155H218V154H217ZM221 155H222V154H221ZM241 155H242V154H241ZM241 155H240V156H241ZM3 156H4V155H3ZM3 156H1V157L3 158ZM12 156H13V155H12ZM12 156H11V157H12ZM36 156H37V155H36ZM73 156H74V155H73ZM84 156H85V155H84ZM97 156H98V155H97ZM149 156H150V155H149ZM167 156H168V155H166L165 157H167ZM177 156H178V155H177ZM179 156H180V154H179ZM182 156H183V155H182ZM182 156H180V157H182ZM186 156H187V155H186ZM194 156H195V155H194ZM209 156H210V155H209ZM219 156H220V153H219ZM230 156H233V155H230ZM236 156H237V155H236ZM243 156H247V155H243ZM1 157H0V158H1ZM6 157H7V156H6ZM8 157H9V156H8ZM48 157H50V155H49ZM51 157H52V156H51ZM51 157H50V159L53 158V157H52V158H51ZM54 157H55V155H54ZM56 157H57V156H56ZM78 157H79V156H78ZM81 157H82V156H81ZM94 157H96V156L94 155ZM98 157H100V156H98ZM109 157H110V156H109ZM121 157H122V156H121ZM146 157H147V155H146ZM155 157H156V156H155ZM169 157H170V156H169ZM169 157H168V158H169ZM173 157H174V156H173ZM184 157H185V156H184ZM202 157H203V156H202ZM220 157H221V156H220ZM220 157H219V158H220ZM224 157H225V156H224ZM238 157H239V156H238ZM27 158H28V157H27ZM36 158H37V157H36ZM38 158H39V156H38ZM76 158H77V157H76ZM88 158H89V157H88ZM114 158H115V156H114ZM114 158H112V159H114ZM134 158H135V156H134ZM140 158H141V157H140ZM140 158H138V159H140ZM142 158H143V157H142ZM151 158H152V157H151ZM217 158H218V157H217ZM222 158H223V157H222ZM222 158H221V159H222ZM227 158H228V157H227ZM241 158H242V160L244 159V157H241ZM253 158H250V159L245 160V161H246V162H247V161L249 162V160H252V161H253ZM11 159H12V158H11ZM23 159H24V158H23ZM42 159H43V158H42ZM55 159L58 160L57 158H55ZM79 159H80V158H79ZM92 159H93V158H92ZM92 159H91V160H92ZM102 159L104 160V157H102ZM102 159H101V161H102ZM131 159H133V158H131ZM143 159H144V158H143ZM153 159L156 160L157 158H153ZM158 159H159V158H158ZM172 159H173V158H172ZM175 159H176V158H175ZM178 159H179V158H178ZM182 159H183V158H182ZM182 159H181V160H182ZM184 159H185V158H184ZM184 159H183V161H184ZM189 159H192V158H189ZM197 159L200 160L201 158H196V160H197ZM209 159H210V158H209ZM223 159H224V158H223ZM225 159H226V157H225ZM237 159H238V158H237ZM237 159H236V160H237ZM239 159H240V158H239ZM246 159H247V158H246ZM4 160L7 161L6 158H5ZM9 160H10V159H9ZM18 160H20V159H18ZM24 160H25V159H24ZM29 160H31V159H29ZM29 160H28V161H29ZM39 160H40V159H39ZM45 160H47V159L45 158ZM52 160H53V159H52ZM80 160H81V159H80ZM82 160H85V159L83 158ZM116 160H117V159H116ZM133 160H134V159H133ZM135 160H136V159H135ZM148 160H149V158H148ZM163 160H164V159H163ZM167 160H168V159H167ZM170 160H171V159H170ZM194 160H195V159H194ZM194 160H193V161H194ZM204 160H206V159H203L202 161L204 162ZM215 160H216V159H215ZM226 160H227V159H226ZM229 160H230V158H229ZM229 160H227L226 163H228ZM233 160H235V158H234ZM240 160H241V159H240ZM242 160H241V161H242ZM5 161H4V162H5ZM10 161H12V160H10ZM28 161H27V162H28ZM70 161H71V159H70ZM70 161H69V163H70ZM92 161H93V160H92ZM96 161H97V160H96ZM101 161H100V162H101ZM106 161H107V160H106ZM119 161H120V160H119ZM119 161H118V163H119ZM153 161H154V160H153ZM164 161H165V160H164ZM171 161H172V160H171ZM171 161H167V162L169 163V162H171ZM173 161H174V160H173ZM188 161H189V160H188ZM193 161L190 160V162H193ZM206 161H208V160H206ZM209 161H210V160H209ZM216 161H217V160H216ZM224 161H225V160H224ZM224 161H221V162L224 163ZM245 161H244V162H245ZM4 162H1V163H4ZM7 162H9V161H7ZM14 162H15V161H14ZM14 162H13V163H14ZM17 162H18V161H17ZM17 162H15V163H17ZM25 162H26V161H25ZM46 162H48V161H46ZM53 162H54V161H53ZM59 162H61V161L59 160ZM74 162H77V161H74ZM87 162H88V161H87ZM100 162H99V163H100ZM109 162H110V161H109ZM109 162H108V163H109ZM122 162H123V161H122ZM154 162L156 163V161H154ZM160 162H161V164H162L163 161H160ZM195 162L197 163V161H195ZM217 162H219V161H217ZM217 162H215V164H216ZM235 162H237V161H235ZM242 162H243V161H242ZM248 162H247V163H248ZM11 163H12V162H11ZM36 163H37V162H36ZM57 163H58V161H57ZM65 163H66V162H65ZM71 163H72V162H71ZM85 163H86V161H85ZM88 163H89V162H88ZM88 163H86V164H88ZM92 163L94 164V162H92ZM102 163H104V162H102ZM102 163H101V164H102ZM108 163H105V164H108ZM110 163H112V162H110ZM118 163H117V164H118ZM125 163H126V162H125ZM135 163H136V161H135ZM137 163H138V162H137ZM158 163H159V162H158ZM168 163H167V165H168ZM179 163H180V161H179ZM182 163H183V162H182ZM198 163H200V161H199ZM210 163H211V161H210ZM210 163H209V164H210ZM212 163H213V161H212ZM233 163H234V162H233ZM233 163H232V164H233ZM237 163H239V160H238ZM249 163H250V162H249ZM6 164L9 165L8 163H5V166H6ZM40 164H41V163H40ZM44 164H45V162H44ZM50 164H52V162H51ZM54 164H55V162L53 163V165H54ZM67 164H68V163H67ZM76 164H78V163H76ZM81 164H82V162L80 163V165H81ZM86 164H85V165H86ZM89 164H90V166L93 165V164H91V163H89ZM96 164H97V163H96ZM105 164H104V165H105ZM115 164H116V162H115ZM120 164H121V163H120ZM120 164H119V165H120ZM128 164L131 165L132 163H131V164L128 163ZM128 164L126 163L125 165H124V164H123V165L126 166V165H128ZM161 164L159 163L160 166H161ZM165 164H166V163H164V164H162V165L166 166ZM169 164H170V163H169ZM200 164H202V163H200ZM206 164H208V163H206ZM206 164H204V165H206ZM209 164H208V165H209ZM217 164H219V163H217ZM0 165H1V164H0ZM3 165H4V164H3ZM37 165H39V164H37ZM37 165H36V166H37ZM42 165H43V163H42ZM47 165H48V163H47ZM60 165H62V163L59 164V166H60ZM70 165H71V164H70ZM123 165H120V166H123ZM179 165H180V164H179ZM190 165H191V164H190ZM220 165H221V164H220ZM222 165H223V164H222ZM224 165H225V164H224ZM239 165H240V164H239ZM1 166H2V165H1ZM11 166H12V165H11ZM22 166H23V165H22ZM24 166H26V165H24ZM28 166H30V164H29ZM31 166L33 167L34 165H31ZM56 166H58V164H57ZM71 166H72V165H71ZM83 166H84V165H83ZM83 166H80V167H81V168H84ZM93 166H94V165H93ZM124 166H123V167H124ZM153 166H154V167H157L158 165H156V166L153 165ZM160 166H159V167H160ZM180 166H181V165H180ZM195 166L197 167V165H195ZM199 166H200V165H199ZM202 166H203V165H202ZM212 166H213V165H212ZM231 166H232V165H231ZM236 166H237V165H236ZM248 166H247V167H248ZM41 167H42V166H41ZM41 167H38V168H41ZM44 167H45V166H44ZM44 167H42V169H44ZM50 167H51V166H50ZM64 167H65V164H64ZM66 167H67V166H66ZM73 167H74V166H73ZM87 167H88V166H87ZM134 167H135V166H134ZM159 167H157V168H159ZM182 167H183V166H182ZM205 167H206V166H205ZM207 167H208V166H207ZM209 167H211V166H209ZM209 167H208V168H209ZM214 167H215V166H214ZM226 167H227V166H226ZM226 167H225V169H226ZM232 167H233V166H232ZM237 167H238V166H237ZM243 167H244V166H243ZM256 167H255V168H256ZM2 168H4V167H2ZM2 168H0V169L2 170ZM9 168H10V167H9ZM12 168H13V166H12ZM35 168H36V167H35ZM38 168H37V169H38ZM55 168H58V167H55ZM98 168H99V167H98ZM116 168H117V167H116ZM132 168H133V167H132ZM161 168L164 169L165 167H161ZM190 168H192V167H190ZM197 168H198V167H197ZM238 168H240V167H238ZM238 168H236V170H237ZM255 168H254V169H255ZM15 169H16V168H15ZM29 169H30V168H29ZM37 169H36V170H37ZM42 169H41V170H42ZM61 169H62V168H61ZM61 169H59V171H60ZM65 169H66V168H65ZM67 169H68V167H67ZM67 169H66V172L68 171ZM78 169H79V167H78ZM94 169H95V166H94ZM102 169H103V168H102ZM119 169H121V168L119 167ZM122 169H123V168H122ZM198 169H199V168H198ZM211 169H212V168H211ZM213 169H214V168H213ZM217 169H219V170H220V169H223V166H222V168H220V167H219V168L216 167L215 170H217ZM240 169H241V168H240ZM243 169H244V168H242V169L240 170V172H241V171H244L246 168H245L244 170H243ZM259 169H260V168H259ZM259 169H258V170H259ZM262 169H261V170H262ZM5 170H6V169H5ZM7 170H10V169H7ZM7 170H6V171H7ZM31 170H32V169H31ZM31 170H30V171L28 170V171H29L28 173H30ZM33 170H34V168H33ZM33 170H32V171H33ZM36 170H35V171H36ZM44 170H45V169H44ZM86 170H87V169H86ZM126 170H127V169H126ZM128 170H129V169H128ZM196 170H197V169H196ZM247 170H248V169H247ZM252 170H253V169H252ZM252 170H251V171H252ZM258 170H257V171H258ZM263 170H264V169H263ZM51 171H52V170H51ZM63 171H64V170H63ZM63 171H62V172L60 171V172H61V175L63 174ZM70 171H71V170H70ZM89 171H90V170H89ZM104 171H106V170H104ZM116 171H117V170H116ZM132 171H134V169H133ZM155 171H156V169H155ZM155 171H154V172H155ZM199 171H200V169H199ZM201 171L204 172L203 169H201ZM233 171H234V169H233ZM233 171L231 170L232 173H233ZM249 171H250V170H249ZM254 171H255V170H254ZM254 171H253V173H254ZM257 171H256V172H257ZM259 171H260V170H259ZM9 172H10V171H9ZM37 172H38V170H37ZM41 172H43V170H42ZM49 172H50V171H49ZM56 172H58V171H56ZM64 172H65V171H64ZM124 172H125V171H124ZM126 172H127V171H126ZM194 172H195V171H194ZM206 172H207V170H206ZM206 172H205V173H206ZM212 172H213V170H212ZM214 172H215V171H214ZM221 172H222V171H221ZM246 172H247V171H246ZM7 173H8V172H7ZM12 173H13V172H12ZM22 173L24 174V172H22ZM22 173H21V174H22ZM38 173H39V172H38ZM45 173H46V172H45ZM45 173H44V174H45ZM99 173H100V172H99ZM182 173H183V172H182ZM216 173H217V172H216ZM237 173H239V172L237 171ZM241 173H242V172H241ZM250 173H252V172H250ZM250 173H246V174L251 175ZM253 173H252V174H253ZM21 174H20V175H21ZM44 174H43V175H44ZM50 174H51V173H50ZM68 174H69V173H67V175H68ZM72 174H74V172H72ZM88 174H89V173H88ZM100 174H101V173H100ZM107 174H108V173H107ZM128 174H129V173H128ZM183 174H184V173H183ZM195 174H196V173H195ZM195 174H194V175H195ZM234 174H236V171L234 172ZM234 174H233V175H234ZM244 174H245V172H244ZM246 174H245V175H246ZM255 174H256V175H255ZM255 174H254V176H253L252 178L250 177V179H253V178L255 177V178H254V182H253V183H254V184H253V187H254V185H257V184L261 183V182H262V179H264V178L262 177V175H260L262 178L259 177V174H261V173H259V174H258V173H255ZM4 175H5V174H4ZM10 175H11V174H10ZM14 175L16 176V173H14ZM25 175H26V174H25ZM25 175H23V176L25 177ZM30 175H32V174H30ZM35 175H38V174H35ZM63 175H64V174H63ZM67 175H66V177L69 176V175H68V176H67ZM75 175H76V174H74V176H75ZM101 175L103 176V174H101ZM101 175H100V177H101ZM125 175H126V174H125ZM186 175H187V174H186ZM212 175H213V174H212ZM214 175L216 176L217 174H214ZM214 175H213V176H214ZM218 175H219V173H218ZM237 175H238V174H237ZM237 175H236V176H237ZM239 175H240V174H239ZM242 175H243V174H242ZM249 175H247V178H248ZM257 175H258V176H257ZM15 176H14V177H15ZM17 176H19V175H17ZM27 176H28V174L26 175V177H27ZM46 176H47V175H46ZM93 176H94V174H93ZM123 176H124V175H123ZM196 176H197V175H196ZM198 176L200 177L201 175L198 174ZM207 176H208V175H207ZM215 176H214V177H215ZM224 176H225V175H224ZM243 176H244V175H243ZM263 176H264V175H263ZM3 177H4V176L2 175V178H3ZM24 177H22V178H24ZM37 177H38V176H37ZM47 177H48V176H47ZM47 177H46V178H47ZM55 177H56V176H55ZM78 177H79V176H78ZM80 177H81V175H80ZM84 177H85V175H84ZM97 177L99 178V176L96 175L95 178H97ZM125 177H126V176H125ZM214 177H213V179H215ZM220 177H221V176H220ZM231 177L234 178V176H231ZM244 177H245V176H244ZM2 178H1V179H2ZM7 178H8V177H7ZM17 178H18V179H21V176H20V178H19V177H17ZM31 178H32V177H31ZM35 178H36V177H35ZM58 178H59V177H58ZM68 178H69V177H68ZM81 178H83V176H82ZM90 178H92V177H90ZM90 178H89V179H90ZM98 178H97V179H98ZM103 178H106V177H103ZM109 178H110V177H108V179H109ZM165 178H166V177H165ZM181 178H182V177H181ZM193 178H194V177H193ZM200 178H202V177H200ZM233 178H230V179H232V181H233ZM12 179H13V178H12ZM12 179H10V181H11ZM24 179H25V178H24ZM33 179H34V178H33ZM33 179H32V180H33ZM37 179H38V178H37ZM39 179H40V178H39ZM41 179H42V178H41ZM47 179H48V178H47ZM56 179H57V178H56ZM75 179H76V176H75ZM93 179H94V178H93ZM167 179H168V178H167ZM207 179L210 181L209 178H207ZM211 179H212V178H211ZM213 179H212V180H213ZM239 179H241V177H240ZM239 179L236 178V181H237V180L239 181ZM245 179H246V177H245ZM15 180H16V179H15ZM21 180H22V179H21ZM26 180H28V179L26 178ZM30 180H31V179H30ZM34 180H35V179H34ZM72 180H73V177H72ZM77 180H80V179H77ZM82 180H83V179H82ZM85 180H86V179H85ZM115 180H116V179L114 178V181H113L114 184H115V182H117V181H115ZM192 180H193V179H192ZM192 180H190V181H192ZM195 180H196V178H195ZM202 180H203V179H202ZM208 180H206V182H207ZM218 180H219V179H218ZM218 180H216V181L214 180L215 183L218 182ZM226 180H227V179H226ZM1 181H2V180H1ZM8 181H9V180H8ZM12 181H14V180H12ZM23 181H24V180H23ZM36 181H37V180H36ZM40 181H43V180H39V182H40ZM55 181H56V180H55ZM63 181H65V180H63ZM80 181H81V180H80ZM94 181H95V180H94ZM94 181H93V182H94ZM105 181H106V180H105ZM110 181H112V180H110ZM138 181H139V180H138ZM197 181H198V180H197ZM199 181H200V180H199ZM221 181H222V180H221ZM223 181H224V180H223ZM223 181H222V182H223ZM227 181H229V180H227ZM234 181H235V178H234ZM238 181H237V182H238ZM247 181H248V180H247ZM247 181H246V182H247ZM263 181H264V180H263ZM5 182H6V180H5ZM39 182H38V183H39ZM43 182H44V181H43ZM66 182H67V180H66ZM66 182H65V183H66ZM87 182H88V181H87ZM101 182H103V181H101ZM101 182H100V184H101ZM219 182H220V180H219ZM219 182H218V183H219ZM222 182H221V183H222ZM246 182L244 181V183H246ZM249 182L252 183V180H249ZM249 182H248V183H249ZM0 183H1V182H0ZM12 183H13V182H12ZM21 183H23V182L20 181V184H19V185H21ZM29 183H30V182H29ZM34 183H35V181H34ZM65 183H64V184H65ZM68 183H69V182H68ZM89 183H90V182H89ZM104 183H105V182H104ZM104 183H103V184H104ZM191 183H192V182H191ZM191 183H190L189 185H191ZM203 183H204V182H203ZM203 183L201 182L202 185H203ZM218 183H216L215 186L218 185ZM234 183H236V182H233V184H234ZM240 183H241V182H240ZM242 183H243V181H242ZM244 183H243V184H244ZM251 183H250V184H251ZM27 184H28V182H27ZM32 184H33V183H32ZM32 184H31V185H32ZM41 184H42V183H41ZM43 184H44V183H43ZM45 184H46V183H45ZM52 184H53V183H52ZM54 184H55V183H54ZM77 184H78V183H77ZM81 184H82V183H81ZM90 184H91V183H90ZM103 184H102V187H103ZM105 184H106V183H105ZM116 184H118V183H116ZM119 184H120V183H119ZM119 184H118V185H119ZM193 184L196 185L197 183H196V184L193 183ZM212 184H213V183H212ZM212 184H211V185H212ZM219 184H220V183H219ZM225 184H226V182H225ZM236 184H237V183H236ZM243 184H242V185H243ZM16 185H17V184H16ZM31 185H28V186L30 187ZM46 185H48V184H46ZM49 185H50V184H49ZM49 185H48L47 187H49ZM56 185H57V184H56ZM59 185H60V184H59ZM93 185H95V184H93ZM97 185H98V184H97ZM97 185H96V186H97ZM112 185H113V184H112ZM112 185H111V187H112ZM120 185H121V184H120ZM122 185H124V183H123ZM174 185H175V184H174ZM189 185H188V184H187V185H184V186H188V187H186V188L183 187V188L187 189V188H190V187H194V185H193V186H189ZM223 185H224V183H223ZM229 185H230V183H229ZM237 185H238V184H237ZM259 185H260V184H259ZM263 185H264V183H263ZM25 186H26V185H25ZM33 186H34V185H33ZM42 186H43V185H42ZM50 186H51V185H50ZM53 186H54V185H53ZM63 186H64V185H63ZM65 186H66V184H65ZM127 186H128V185H127ZM178 186H181V185L179 184ZM198 186H199V187H202V186H200L199 184H197V186H195V187H198ZM204 186H206V188H207V185H204ZM204 186L202 187L203 189L205 188ZM220 186H221V185H220ZM231 186H232V184H231ZM243 186H244V185H243ZM246 186H247V185H246ZM246 186H244V187H246ZM251 186H252V185H251ZM18 187H19V186H18ZM18 187H17V188H18ZM34 187L37 188V187H39V186L37 185V187H36V186H34ZM40 187H41V186H40ZM54 187H55V186H54ZM66 187H67V186H66ZM68 187H70V186H68ZM68 187H67V188H68ZM97 187H98V189H99V186H97ZM105 187H106V186H105ZM113 187H116V186L114 185ZM118 187H120V186H118ZM123 187H125V185H124ZM123 187L121 186V188H123ZM129 187H130V186H129ZM168 187H169V186H168ZM217 187H219V186H217ZM221 187H222V186H221ZM247 187H248V186H247ZM247 187H246V188H247ZM263 187H264V186H263ZM42 188H43V187H42ZM44 188H45V187H44ZM44 188H43V189H44ZM60 188H61V187H60ZM67 188L64 187L65 191H66ZM108 188H109V187H108ZM121 188H120V190H123V189H121ZM125 188H127V187H125ZM226 188H227V185H226ZM238 188H239V187H238ZM248 188L250 189V187H248ZM248 188H247V190H248ZM254 188H255V187H254ZM256 188L258 189V186H257ZM256 188H255V189H256ZM261 188H262V187H261ZM31 189H32V188H31ZM33 189H34V188H33ZM127 189H128V188H127ZM127 189H126L125 191H124V190H123V191H124V192H127V191L129 190V189H128V190H127ZM171 189H172V191H174V190H173L174 188L171 187ZM176 189H177V188H176ZM176 189H175V190H176ZM191 189H192V188H191ZM191 189H188V190H191ZM199 189H200V188H199ZM203 189H200L199 191H201V190H203ZM211 189H213V188H211ZM215 189H216V188H215ZM220 189H221V188H220ZM222 189H223V188H222ZM224 189H225V186H224ZM228 189H231V188L228 187ZM244 189H245V188H243V190H244ZM259 189H260V187H259ZM34 190H36V189H34ZM38 190H39V189H38ZM104 190H105V189H104ZM114 190H115V189H114ZM116 190L118 191L117 188H116ZM194 190H195V189H193V191H194ZM208 190H210V189H208ZM208 190H207V191H208ZM225 190H226V189H225ZM235 190H236V189H235ZM238 190H239V189H238ZM240 190H241V189H240ZM240 190H239V191H240ZM245 190H246V189H245ZM260 190H261V189H260ZM24 191H25V190H24ZM95 191H96V190H95ZM101 191L103 192V190H101ZM107 191H108V190H107ZM110 191H111V190H110ZM110 191H108V192H109V195H110ZM164 191H165V189H164ZM166 191H168V190H166ZM176 191H179V190L177 189ZM183 191H184V190H183ZM183 191H181V192L183 193ZM197 191H198V189H197ZM211 191H212V190H211ZM215 191H218V190H215ZM230 191H231V190H230ZM230 191H229V193H230ZM233 191H234V189H233ZM239 191H236V192L234 191V193H237V192H239ZM250 191H251V189H250ZM254 191H255V190L253 189L252 192H254ZM256 191H257V190H256ZM262 191H264L263 188H262ZM262 191H261V192H262ZM112 192H114V191H112ZM128 192H130V191H128ZM150 192H151V191H150ZM157 192H158V191H157ZM174 192H175V191H174ZM179 192H180V191H179ZM179 192H177V193H179ZM187 192H188V191H187ZM190 192H192V191H190ZM219 192H220V194L223 193V192H221V191H218V193H219ZM224 192H225V191H224ZM227 192H228V191H227ZM241 192H242V191H241ZM246 192H247V191H246ZM259 192H260V191H259ZM23 193H24V192H23ZM65 193H67V195H69L68 192H65ZM65 193H64V194H65ZM70 193H71V192H70ZM92 193H94V192H92ZM119 193H120V191H119ZM119 193H117V194H119ZM121 193H122V191H121ZM121 193H120V194H121ZM132 193L134 194V193H137V192L135 191V192H132ZM153 193H154V192H153ZM163 193H164V192H163ZM215 193H217V192H215ZM234 193H233V194H234ZM255 193H257V192H255ZM115 194H116V193H115ZM133 194H132V195H133ZM138 194H139V193H138ZM140 194H141V193H140ZM150 194H152V193H150ZM168 194H169V193H168ZM172 194H173V193H172ZM196 194H197V193H196ZM200 194H201V193H200ZM203 194H204V193H203ZM209 194H210V193H209ZM211 194H212V193H211ZM238 194H239V193H238ZM238 194H237V195H238ZM240 194H241V193H240ZM244 194H247V193H245V191H244ZM248 194H249V193H248ZM259 194H260V193H259ZM262 194H263V196L261 195V197L264 198V192H263ZM87 195H88V194H87ZM90 195H92V194H90ZM95 195H96V194H95ZM103 195H104V196H103ZM121 195H122V194H121ZM125 195H126V194H124V196H125ZM143 195L146 196V194H143ZM143 195L141 196V198H144ZM148 195H149V194H148ZM155 195H156V194H154L153 196H151L152 198L150 197V199L152 200V199L155 197ZM179 195H180V193H179ZM214 195H216V194H214ZM224 195H225V193H224ZM224 195H222V196L224 197ZM227 195H228V193L226 194V196H227ZM251 195H252V194H251ZM254 195H257V194H254ZM62 196H63V195H62ZM65 196H66V195H65ZM65 196H63V197L65 198ZM102 196L105 197V196H106V193H105V194L103 193ZM107 196H108V195H107ZM116 196H117V195H116ZM127 196H128V195H127ZM135 196H138V195L136 194ZM135 196H134V197H135ZM139 196H140V195H139ZM139 196H138V198H139ZM149 196H150V195H149ZM190 196H191V195H190ZM206 196H207V195H206ZM206 196H205V197H206ZM208 196H210V195H208ZM208 196H207V197H208ZM233 196H234V195H233ZM244 196H246V195H244ZM244 196H243V197H244ZM248 196H249V195L246 196V199H247ZM67 197H68V196H67ZM67 197H66V198H67ZM69 197H70V196H69ZM74 197H75V196H74ZM114 197H115V196H114ZM118 197H119V196H118ZM120 197H121V196H120ZM160 197H162V196H160ZM197 197H198V196H197ZM202 197H203V195H202ZM202 197H201V198H202ZM230 197H231V196H230ZM239 197H240V196H239ZM239 197H238V198H239ZM252 197H255V196H252ZM258 197H260V196L258 195ZM261 197H260V198H261ZM64 198H63V199H64ZM87 198H88V197H87ZM105 198L108 199V198H111V197H105ZM126 198H127V197H126ZM128 198H129V197H128ZM155 198H156V197H155ZM155 198H154V199H155ZM190 198H191V197H190ZM213 198H214V197H213ZM217 198H219V197L217 196ZM226 198H227V197H226ZM262 198H261V199H262ZM107 199H106V200H107ZM111 199H112V198H111ZM118 199H119V198H118ZM118 199H116V201H117ZM124 199H125V197H124ZM131 199H132V197H131ZM131 199H130V200H131ZM135 199H136V198H134L133 200L135 201ZM156 199H159V198H156ZM194 199H195V197H194ZM204 199H205V198H204ZM214 199H215V198H214ZM219 199H220V198H219ZM244 199H245V197H244ZM253 199H254V198H253ZM256 199H257V198H256ZM261 199H260V200H261ZM65 200H66V199H65ZM112 200H113V199H112ZM119 200H120V199H119ZM125 200H126V199H125ZM125 200H124V201H125ZM127 200H128V199H127ZM133 200H131V201H133ZM142 200H143V199H142ZM148 200H149V199H148ZM205 200H206V199H205ZM209 200H210V199H209ZM238 200H239V199H237L236 201H238ZM248 200L251 201V198H248ZM14 201H15V200H14ZM109 201H110V199H109ZM120 201H121V200H120ZM122 201H123V199H122ZM122 201H121V202H122ZM124 201H123V202H124ZM139 201H140V200H139ZM145 201H147V200H145ZM172 201H173V199H172ZM178 201H179V200H178ZM197 201H198V199H197ZM236 201H234V202H236ZM240 201H242V199H241ZM240 201H238V202H240ZM254 201H255V200H254ZM258 201H259V200H258ZM52 202H53V201H52ZM135 202H136V201H135ZM140 202H141V201H140ZM142 202H144V201H142ZM201 202H202V201H201ZM205 202H206V201H205ZM207 202H208V201H207ZM207 202H206V203H207ZM238 202H237V203H238ZM247 202H248L247 204H249V201H247ZM261 202H262V200H261ZM263 202H264V201H263ZM54 203H55V202H54ZM58 203H59V202H58ZM63 203H64V201H63ZM126 203H127V202H126ZM130 203H131V202H130ZM146 203H147V202H146ZM182 203H183V202H182ZM237 203H236V204H237ZM244 203H245L244 201L241 203L242 206H243ZM15 204H17V203H15ZM64 204H65V203H64ZM109 204H110V203H109ZM119 204H122V203H119ZM119 204H118V205H119ZM143 204H144V203H143ZM164 204H165V203H164ZM167 204H168V203H167ZM20 205H21V204H20ZM103 205H104V204H103ZM113 205H114V203H113ZM138 205L140 206V204H138ZM221 205H222V203H221ZM221 205H220V206H221ZM233 205H234V204H233ZM237 205H239V204H237ZM15 206H16V205H15ZM26 206H27V205H26ZM128 206H129V205H128ZM135 206L137 207V205H135ZM167 206H168V205H167ZM173 206H174V205H173ZM234 206H235V205H234ZM247 206H249V205H246V207H247ZM254 206H255V205H254ZM22 207H23V206H22ZM22 207H21V208H22ZM34 207H35V206H34ZM48 207H49V206H48ZM48 207H47V208H48ZM61 207H62V206H61ZM65 207H66V206H65ZM98 207H99V205H98ZM216 207H217V206H216ZM19 208H20V207H19ZM27 208H28V207H27ZM30 208H31V207H30ZM45 208H46V207H45ZM96 208H97V207H96ZM99 208H100V207H99ZM138 208H139V207H138ZM205 208H206V207H205ZM252 208H253V207H252ZM252 208H251V209H252ZM7 209H9V208H7ZM28 209H29V208H28ZM31 209H32V208H31ZM128 209H129V208H128ZM139 209H140V208H139ZM254 209H255V208H254ZM259 209H260V208H259ZM105 210L107 211V209H105ZM140 210H141V209H140ZM262 210H263V209H262ZM10 211H11V210H10ZM34 211H35V210H34ZM34 211H33V212H34ZM50 211H51V210H50ZM112 211H113V210H112ZM155 211H156V210H155ZM235 211H236V210H235ZM250 211H251V210H250ZM253 211H254V210H253ZM16 212H17V210H16ZM23 212H24V211H23ZM51 212H52V211H51ZM254 212H255V211H254ZM263 212H264V211H263ZM21 213H22V212H21ZM71 213H72V212H71ZM75 213H76V212H75ZM104 213H105V212H104ZM192 213H193V212H192ZM196 213H197V212H196ZM246 213H247V212H246ZM257 213H258V212L253 213L254 216H256ZM45 214H47V213H45ZM239 214H241V213H239ZM251 214H252V213H251ZM258 214H259V213H258ZM262 214H263V213H262ZM262 214H260V215H262ZM204 215H205V214H204ZM207 215H208V214H207ZM215 215H216V214H215ZM225 215H226V214H225ZM232 215H233V213H232ZM236 215H237V214H236ZM18 216H19V215H18ZM21 216H22V215H21ZM63 216H64V215H63ZM247 216H248V215H247ZM247 216H246V217H247ZM35 217H36V216H35ZM68 217H69V216H68ZM206 217H207V216H206ZM215 217H216V216H215ZM223 217H224V216H223ZM223 217H222V218H223ZM0 218H3V217L1 216ZM31 218H32V216H31ZM95 218H96V217H95ZM200 218H201V217H200ZM220 218H221V217H220ZM241 218H242V217H241ZM257 218H258V217H257ZM21 219H22V217H21ZM27 219H28V218H27ZM92 219H93V218H92ZM194 219H195V218H194ZM205 219H206V218H205ZM217 219H218V218H217ZM217 219H216V220H217ZM262 219H263V218H262ZM1 220H2V219H1ZM3 220H4V219H3ZM90 220H91V219H90ZM95 220H96V219H95ZM122 220H123V219H122ZM195 220H196V219H195ZM239 220H240V219H239ZM258 220H259V219H258ZM26 221H27V220H26ZM33 221H34V220H33ZM60 221H61V220H60ZM86 221H87V220H86ZM202 221H203V220H202ZM229 221H230V220H229ZM235 221H236V220H235ZM249 221H250V220H249ZM260 221H261V220H260ZM5 222H6V221H5ZM9 222H12V221H9ZM24 222H25V221H24ZM80 222H82V221H80ZM87 222H88V221H87ZM210 222H211V221H210ZM221 222H222V221H221ZM12 223L14 224V222H12ZM17 223H20V222H17ZM17 223L15 222V224H17ZM31 223H33V222H31ZM50 223H51V221H50ZM53 223H54V222H53ZM73 223H75V222H73ZM84 223H85V222H84ZM110 223H112V222H110ZM208 223H209V221H208ZM212 223H213V222H212ZM212 223H211V224H212ZM252 223H253V222H252ZM258 223H259V222H258ZM10 224H11V223H10ZM29 224H30V223H29ZM76 224H77V223H76ZM76 224H75V225H76ZM226 224H227V223H226ZM226 224H224V225H226ZM255 224H256V223H255ZM11 225H12V224H11ZM18 225H19V227L21 226L20 224H18ZM18 225H17V226H18ZM27 225H28V224H27ZM57 225H58V224H57ZM57 225H56V226H57ZM71 225H72V224H71ZM78 225H79V224H78ZM208 225H209V224H208ZM224 225H223V226H224ZM12 226H13V225H12ZM30 226H31V225H30ZM34 226H35V225H34ZM34 226H32V227H34ZM36 226H39V225H37V223H36ZM46 226H47V225H46ZM51 226H52V224H51ZM51 226H50V227H51ZM63 226H64V225H63ZM130 226H131V225H130ZM242 226H243V225H242ZM13 227H16V225L13 226ZM24 227H25V226H24ZM32 227H30V228H32ZM54 227H55V226H54ZM58 227H61V226L59 225ZM64 227H65V226H64ZM64 227H63V229H64ZM89 227H90V226H89ZM111 227H112V226H111ZM11 228H12V227H11ZM26 228H27V226H26ZM28 228H29V226H28ZM66 228H67V227H66ZM68 228H70V226H69ZM84 228H85V227H84ZM169 228H170V227H169ZM205 228H206V227H205ZM15 229H17V227H16ZM20 229H21V228H20ZM49 229H50V228H49ZM49 229H48V232H49ZM181 229H182V228H181ZM245 229H246V228H245ZM247 229H248V228H247ZM13 230H14V229H13ZM13 230H12V231H13ZM27 230H28V229H27ZM32 230H33V229H31V233H32ZM34 230H35V229H34ZM34 230H33V231H34ZM51 230L54 231V229H52V228H51ZM61 230H62V229H61ZM68 230H69V229H67L66 231H68ZM119 230H120V229H119ZM225 230H226V229H225ZM236 230H237V229H236ZM28 231H29V230H28ZM35 231H36V230H35ZM35 231H34V232H35ZM40 231H41V230H40ZM56 231H57V230H56ZM120 231H121V230H120ZM167 231H168V230H167ZM252 231H253V230H252ZM14 232H15V231H14ZM29 232H30V231H29ZM36 232H37V231H36ZM41 232H43V231H41ZM64 232H65V230H64ZM152 232H153V231H152ZM154 232H155V231H154ZM259 232H260V231H259ZM38 233H40V232H38ZM45 233H46V232H45ZM50 233H51V232H50ZM58 233H59V232H58ZM158 233H159V232H158ZM228 233H229V232H228ZM230 233H231V232H230ZM238 233H239V232H238ZM252 233H253V232H252ZM11 234H12V233H11ZM40 234H41V233H40ZM55 234H57V232H56ZM67 234H68V233H67ZM133 234H134V233H133ZM147 234H148V233H147ZM151 234H152V233H151ZM196 234H198V233H196ZM222 234H223V233H222ZM239 234H240V233H239ZM25 235H26V234H25ZM31 235H34V234H31ZM78 235H79V233H78ZM78 235H77V236H78ZM81 235H82V234H81ZM219 235H220V234H219ZM225 235H227V234H225ZM235 235H236V234H235ZM246 235H247V234H246ZM22 236H23V235H22ZM36 236H37V235H36ZM117 236H118V235H117ZM175 236H176V235H175ZM179 236H180V235H179ZM238 236H241V234L238 235ZM263 236H264V235H263ZM23 237H24V236H23ZM25 237H26V236H25ZM28 237H29V236H28ZM150 237H151V236H150ZM254 237H255V236H254ZM32 238H33V237H32ZM37 238H38V237H37ZM37 238H36V240H37ZM137 238H138V237H137ZM180 238H181V237H180ZM180 238H177V239H180ZM224 238H225V237H224ZM40 239H41V238H40ZM43 239H44V238H43ZM101 239H102V238H101ZM104 239H105V237H104ZM129 239H130V238H129ZM131 239H133V238H131ZM135 239H136V238H135ZM262 239H263V238H262ZM262 239H261V240H262ZM85 240H86V239H85ZM133 240H134V239H133ZM175 240H176V239H175ZM224 240H225V239H224ZM239 240H240V239H239ZM256 240H257V239H256ZM41 241H42V240H41ZM122 241H123V240H122ZM134 241H135V240H134ZM160 241H161V240H160ZM163 241H164V240H163ZM165 241H167V240H165ZM236 241H237V240H236ZM252 241H253V240H252ZM17 242H18V241H17ZM28 242H29V241H28ZM30 242H31V240H30ZM32 242H33V239H32ZM38 242H39V241H38ZM114 242H115V241H114ZM130 242H131V241H130ZM146 242H147V241H146ZM204 242H205V241H204ZM243 242H244V241H243ZM259 242H260V241H259ZM56 243H58V242H56ZM109 243H110V242H109ZM135 243H136V242H135ZM167 243H168V242H167ZM191 243H192V242H191ZM191 243H190V245H191ZM252 243H253V242H251V244H252ZM34 244H35V243H34ZM132 244H133V243H132ZM139 244H140V243H139ZM161 244H162V243H161ZM164 244H165V242H164ZM182 244H183V243H182ZM244 244H245V243H244ZM19 245H20V244H19ZM162 245H163V244H162ZM179 245H181V244H179ZM187 245H188V244H187ZM204 245H205V244H204ZM213 245H214V244H213ZM237 245H238V244H237ZM246 245H248V244H246ZM253 245H254V244H253ZM32 246H34V245H32ZM36 246H37V245H36ZM224 246H225V245H224ZM248 246H249V245H248ZM259 246H260V245H259ZM216 247H217V245H216ZM240 247H241V246H240ZM29 248H30V245H29ZM81 248H82V247H81ZM81 248H80V249H81ZM89 248H90V247H89ZM135 248H136V247H135ZM188 248H189V247H188ZM219 248H220V247H219ZM233 248H234V247H233ZM243 248H244V247H243ZM260 248H261V247H260ZM262 248H263V247H262ZM19 249H20V248H19ZM33 249H34V248H32L31 250H33ZM67 249H68V248H67ZM83 249H84V248H83ZM85 249H86V248H85ZM125 249H126V248H125ZM210 249H211V248H210ZM253 249L256 250V249H259V248L256 247V248H253ZM28 250H29V249H28ZM28 250H27V251H28ZM35 250H36V248H35ZM40 250H41V249H40ZM77 250H78V248H77ZM119 250H120V249H119ZM123 250H124V249H123ZM136 250H137V249H136ZM139 250H140V249H139ZM139 250H138V251H139ZM141 250H142V249H141ZM260 250L263 251L262 249H260ZM29 251H30V250H29ZM29 251H28V252H29ZM33 251H34V250H33ZM47 251H48V250H47ZM53 251H54V250H53ZM79 251H80V250H79ZM82 251H83V250H82ZM85 251H86V250H85ZM92 251H93V250H92ZM218 251H220V250H218ZM236 251H237V250H236ZM236 251H235V252H236ZM245 251H246V250H244V252H243V251H242V252H243V253H246ZM248 251H249V250H248ZM256 251H257V250H256ZM36 252H37V251H36ZM86 252H87V251H86ZM88 252H89V251H88ZM95 252H96V251H95ZM123 252H124V251H122L121 253H123ZM206 252H207V251H206ZM81 253H83V252H81ZM81 253H80V254H81ZM174 253H175V252H174ZM186 253H187V252H186ZM202 253H203V252H202ZM243 253H242V254H243ZM247 253H248V252H247ZM251 253H252V252H251ZM30 254H31V253H30ZM60 254H61V253H60ZM84 254H85V253H84ZM94 254H95V253H94ZM94 254H92V255H94ZM97 254H98V253H97ZM113 254H114V253H113ZM123 254H125V253H123ZM205 254H206V253H205ZM211 254H212V253H211ZM220 254H221V253H220ZM234 254H235V253H234ZM237 254H238V253H237ZM248 254H250V253H248ZM248 254H247V255H248ZM36 255H37V254H36ZM89 255H90V254H89ZM111 255H112V254H111ZM111 255H110V256H111ZM117 255H118V254H117ZM138 255H139V254H138ZM138 255H137V256H138ZM165 255H166V254H165ZM244 255H245V254H244ZM244 255H243V257H244ZM247 255H246V257H245L246 259H247V257H248ZM87 256H88V255H87ZM118 256H119V255H118ZM118 256H117V257H118ZM129 256H130V255H129ZM135 256H136V255H135ZM45 257L47 258V256H45ZM100 257H101V255H100L99 257L97 256L96 258H100ZM103 257H104V256H103ZM153 257H154V256H153ZM190 257H191V256H190ZM201 257H202V256H201ZM227 257H228V255H227ZM243 257H242V259H243ZM255 257H256V256H255ZM32 258H33V256H32ZM105 258H106V257H105ZM118 258H119V257H118ZM134 258H135V257H134ZM196 258H197V261H199V260H198V256H197ZM263 258H264V257H263ZM34 259H35V255H34ZM36 259H38V258H36ZM102 259H103V258H102ZM111 259H112V257H111ZM114 259H115V257H114ZM114 259H113V260H114ZM125 259H126V258H125ZM137 259H138V258L136 257V259H134V260H137ZM199 259H201V258H199ZM202 259H205V258H202ZM206 259H207V258H206ZM210 259H211V258H210ZM254 259H255V258H254ZM97 260H98V259H97ZM97 260H96V261H97ZM109 260H110V259H109ZM126 260H127V259H126ZM126 260L124 261V259H123L124 263H126V264L129 263V262H127L128 260H127V261H126ZM131 260H132V259H131ZM248 260H249V259H248ZM35 261H36V260H35ZM40 261H41V260H40ZM40 261H38V262H40ZM46 261H47V260H46ZM50 261H51V260H50ZM94 261H95V260H94ZM99 261H100V259H99ZM101 261H102V260H101ZM110 261L112 262V260H110ZM110 261L106 260L105 262H106V264H107V262H110ZM115 261H116V259H115ZM115 261H114V262H115ZM118 261H120V259H119ZM118 261H117V262H118ZM123 261H120L119 263L121 264V262H123ZM129 261H130V259H129ZM138 261H139V260H137V262H138ZM151 261H152V260H151ZM223 261H224V260H223ZM246 261H247V260H246ZM249 261H250V262H251V261L253 262V260H249ZM0 262H1V261H0ZM30 262H31V261H30ZM33 262H34V261H33ZM38 262H37V263H38ZM47 262H49V261H47ZM53 262H55V261H53ZM92 262H93V261H92ZM105 262H104V263H105ZM111 262H110V263H111ZM132 262H136V261H133V260H132V261H131V264H132ZM181 262H182V261H181ZM181 262H180V263H181ZM214 262H217V260H215ZM227 262H228V261H227ZM232 262H233V261H232ZM237 262H238V261H237ZM257 262H258V261H257ZM257 262H256V263H257ZM261 262H262V261H261ZM31 263H32V262H31ZM49 263H50V262H49ZM101 263H102V262H101ZM112 263H113V262H112ZM112 263H111V264H112ZM143 263H145V260H144ZM202 263H203V261L200 262V264H202ZM246 263H247V262H246ZM248 263H249V262H248ZM262 263H263V262H262ZM96 264H97V263H96ZM113 264H114V263H113ZM117 264H118V263H117ZM135 264H138V263H135ZM139 264H140V263H139ZM141 264H142V263H141ZM198 264H199V263H198ZM260 264H261V263H260ZM263 264H264V263H263Z\"/></svg>",
  "mask_w": 264,
  "mask_h": 264
}]
</instances>
